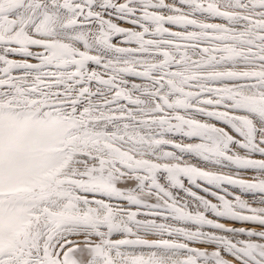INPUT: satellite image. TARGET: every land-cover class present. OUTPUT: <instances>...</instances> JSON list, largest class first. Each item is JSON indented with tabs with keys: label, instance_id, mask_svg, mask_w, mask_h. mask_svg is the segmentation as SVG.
I'll return each instance as SVG.
<instances>
[{
	"label": "rangeland",
	"instance_id": "obj_1",
	"mask_svg": "<svg viewBox=\"0 0 264 264\" xmlns=\"http://www.w3.org/2000/svg\"><path fill=\"white\" fill-rule=\"evenodd\" d=\"M4 1H7V3L9 4V5H12V3H13V6H10V7H13V8H15V9H17L18 10V12L20 13V12H22V11H24V12H26V13H20V14H18L17 15V10H10L9 11V13L10 12H13V14L12 13H5L4 15H3V9H0V66L2 67H0V69H1V74H0V81L1 80H3V83L4 82H7V80L10 78L11 79V81L10 80H8V82L9 83H2L1 84V82H0V87H1V91L3 92H7V94H3L2 92H0V95H1V97H2V100H1V97H0V103H1V105L3 106V108H6V109H9V108H11V110L13 109H16V110H14V111H21V110H23V109H25V106L27 105V108H30L31 107V105H32V109L33 110H41V111H46L48 108H49V110H51V111H46V112H48V113H52V111L53 110H56V113H55V111L53 112V114L55 115L56 114V116H58V115H60V117L63 119V117L65 118V117H67V119L65 118L64 120H67V121H71V122H73L74 120H76L78 117V121H82V122H80V123H83V126H82V128L80 129V128H78L77 129V132H76V130L74 131L75 133H72V138L70 137V139H68L69 140V143L67 144V142L65 141L63 144L64 145H70L69 146V148L71 149L70 151L68 150V146L66 147V146H64V145H61L59 148L60 149H62V151H63V154H60V155H63V157L65 158H61L62 156H60L59 155V148H58V151H57V153H58V155H59V157H60V159H59V157H57V159H56V161H55V163H57V166L55 167V168H53L52 169V172H50V173H47L48 174V176L50 175V176H52V178H56V179H59L60 181H56V179L53 181V183H52V179H51V177L49 178V179H47L48 178V176L46 175H43L44 177H45V180L46 181H48L49 180V184H48V182L46 183V181L45 180H43V182L42 183H44L45 182V184H40L41 186H42V188H44L45 186H48L49 187V189L51 188V187H54V188H51L50 190H52V189H55V187L57 188V189H55L54 190V192L55 191H62V189L60 190V188L62 187L63 188V196H65V195H67V196H72V197H74V198H76V199H79V198H81V199H84L85 201H88L89 199L88 198H86V196H82L81 195V192H80V189H82L84 186H85V189L87 188V190L89 189H91V190H93L91 187L89 188L88 186H91V185H93L94 184V182L96 183V182H98L99 183V181H98V179H100L101 177V180H103L102 182L100 181V184L101 183H103V182H107V183H109V185H107V183L106 184H104L105 186L107 185V187H108V189H115V188H118V190H114L115 191V193L114 194H116V191H117V193L119 194V189H122V191H123V189L124 190H126V188L128 189H132L133 187L135 188V190H134V188L132 189V191L131 192H133V193H130V190L128 189V190H126V191H123V192H125L126 193V195H128L129 194V197H131L133 194H135V193H137V197H135V198H140L141 197V195H140V197L138 196L139 195V193H141L140 191H142V195L144 194V193H148V194H145V195H143L142 197H141V199L144 197H151L150 199L149 198H147V200H149L150 202H153V203H157L158 204V202H160L161 204H163V201H164V203H166V205H167V207H168V205L169 204H171L170 206V208H172L173 209V207H174V209H173V211L171 210L170 211V209L168 210V211H165V212H163V213H161V212H159V213H157L156 212V214L157 215H155V213L153 214V212L152 211H149V212H151L150 214H148L149 212L147 211V210H145L146 211V214H148V215H146L145 216V211H144V209L142 210L143 211V213H142V211L141 210H139V212H138V210H133V211H131V212H133V213H135V215H134V217L132 218V219H134V220H136V218H137V216H138V218H137V220L140 222V223H142L143 222V220L144 219H147V220H144L145 222L147 221H149L148 220V218H153L152 219V221H153V223L155 224V225H157V224H159V223H161V221H164V218L166 217V218H168V219H165L166 220V222L164 221V224L163 223H161V225H160V227H163V226H166L165 228H170L171 226L173 227V228H175L176 229V227H178L180 230L182 229L183 230V232H181V233H186V234H188L189 236L190 235H192L194 232H196L197 230H198V233H199V231L201 232V233H199V234H197V232H196V234L194 235L193 234V236H197V237H195V239L196 240H199L200 239V237L198 238V236H203V237H205V240H206V238H207V240L208 239H212V238H214L215 239V237H216V234H217V232H218V235H220L221 234V236H223L224 235V239H223V237H221V236H218L217 235V237L218 238H216L215 240L214 239H212L213 241H214V243L216 242V240L217 239H220V238H222L221 240H219L220 242V245L218 244V240H217V243H215V244H218V246H222L221 244H223V245H226V244H228V243H231L232 242V244H235L236 243V241L234 242L233 240L235 239V240H237V242L239 241V239H237L238 238V236L240 237H242V236H247V234H245V233H243L244 235H242L240 232H238V231H225V230H216L215 231V227H213V226H210V225H208V224H210L209 222H210V219L212 218V220L214 219V218H216L217 219V217L218 218H222V217H224L225 215L227 216V214H223V212L225 211L224 210V208H219L220 206L222 207V203H225L224 201H225V199H227L226 201H227V203H225V204H223V207L226 205V208H228V209H230L229 211H230V213L231 214H234V212H235V210H236V213H238V211H239V209H242V207H243V209H245L244 208V205L246 206V204H247V207L246 208H250V205L252 204V199L248 202V200L247 199H249L250 198V196L251 195H249V193L248 192H246L247 191V188L248 187H252L251 188V190L253 189V187H259L260 189H263L264 188V175H262L263 176V180L261 179V177H260V173H262V168H263V172H264V167H263V164L262 165H259V164H256L254 161H253V159H252V157L253 156H263L259 151L257 152V150L255 151V149H256V146H254L253 145V143L255 144V142L257 143V142H261V140L264 142V129L261 131V127H260V125H261V123H262V125L264 124V119H263V121H262V119L261 118H258V116H256V115H254L253 113H252V110H248V109H246L244 106H242V105H238V107L240 106V108L238 109L237 108V106L235 105V109H234V104H237V103H235L234 102V104L232 105L231 103H233V101L234 100H236V99H240L239 97H241L242 95H244V96H242V99H243V97H245V95L247 96V95H249L250 93V96H252V97H254L255 96V98H257V100L259 99V103H261V104H263L262 103V101L264 100V93H262L263 91L262 90H264V85L262 86V84H264V74L262 73V71L264 72V67H263V65H262V67L260 66L261 65V63L264 61V60H261V57H264V56H262V55H264V43H261L262 41L264 42V35H263V37L261 36V34H264V22H262V21H264V12H263V10L262 9H264V0H185L186 2H189V3H185V5H184V3L183 4H181L183 1L182 0H171L170 2H169V0L167 1V0H162L163 1V3L161 4L160 2H162L161 0H159L160 2H157V3H159L160 5H164V6H167L166 7V9L164 8V6H160L159 7V4L157 5V8L160 10V8L162 9V8H164L165 9V11L163 10V15H162V10H161V12L160 11H157L158 9L156 8V5H154L155 4V2L156 1H158V0H141V1H144V2H141L140 0H137L138 2H135L136 3V5H135V7H133L134 6V1H136V0H134L133 2H132V0L130 1V0H128V2L129 3H131V5L133 4V6H132V8H131V6H130V4H128L127 3V1L125 2V3H123L124 4V7L121 9V11L116 7V6H110V5H113V4H111V3H114V5L116 4V2H118L119 0H117V1H112L111 0V2H109V1H107V0H104L105 1V3H104V1L103 2H100V0H91V2H90V0L88 1V0H80V1H78L77 0V2H78V5L79 6H81L80 7V10H79V6H78V8H77V6H75L74 4H77V2H75L74 0L72 1H68V2H71V4H73L72 6H75V7H72V10H70V12H66L65 11V9L64 10H60L61 8L63 9V7L64 6H62L61 4H63V5H67L66 4V0L65 1H63L62 0V2L60 3L59 2V0H56V1H51L52 3H53V5L55 6L56 4L55 3H57V5L60 7H58L57 5V8L56 7H54L52 4H51V2L49 1V0H39V4H40V6H38L39 4L36 2L37 0H35V2H34V0H21L22 2H25V4L29 7L28 8V12L27 11H25V10H27V8L25 9V7H27V6H25V4L24 3H22V5H20L19 4V2L21 3V1L20 0H4ZM9 1V2H8ZM90 3V5H89V7H88V2ZM100 2V4L101 5H99V4H97L98 2ZM140 1V2H139ZM145 1H150L148 4H151L150 6V8H148L149 6H145ZM164 1H167V2H165L164 3ZM178 1L180 2V3H178ZM184 1V2H185ZM50 2V3H49ZM75 2V3H74ZM87 2V4H85ZM94 2L96 3V4H94ZM110 3V5H109V3ZM124 2V1H123ZM152 2V3H151ZM153 2H154V4H153ZM174 3L175 5H174V7H172V5L170 6L169 4L170 3ZM14 3H17V5L19 4L20 6H21V8H23V9H21L20 7H15L16 5L14 4ZM37 3V4H36ZM80 3H82V4H80ZM105 5H104V4ZM127 3V4H126ZM139 3V4H138ZM142 3V5L144 4V6H145V10H147V11H149L148 9H150V13L149 12H145L144 13V15L143 14H141L140 12L141 11H143L144 10V6H142V5H140ZM172 3V4H173ZM24 4V5H23ZM33 4V5H32ZM50 4H51V6L52 7H50ZM87 6V8H85V9H87L88 11H89V9H90V11H89V15H92V16H89L88 15V11L86 10H84V8L82 7V6H85V5ZM92 4H93V7H92ZM103 4V5H102ZM148 4H146V5H148ZM188 4V6H186ZM36 5V6H35ZM125 5H128V6H125ZM141 6V8L143 7V9H137L139 6ZM155 6V8L156 9H151L152 7H154ZM24 6V7H23ZM37 7V10H35V7ZM102 6V7H101ZM106 6V7H105ZM110 6V7H109ZM170 6V7H169ZM181 7L180 9L178 8H176V7ZM182 6H183V8H182ZM186 6V7H185ZM30 7H33V8H30ZM41 7V8H40ZM51 9H50V8ZM54 7V10L52 9ZM98 7H100V8H98ZM106 9H105V8ZM110 9L111 7V11L108 9V8ZM129 7V8H128ZM137 7V8H136ZM148 9H147V8ZM188 7V8H187ZM48 8L50 9V10H48ZM56 8V9H55ZM59 8V9H58ZM64 8H66V7H64ZM81 8H83L82 10H81ZM89 8V9H88ZM116 8H117V10H116ZM126 8H128V14H129V16L127 15V13H125V11H127V9ZM171 8V10L173 9V12L172 13H174L175 14V17L174 16H172V17H174V19H179V20H182L181 22H183V23H185L186 21L185 20H189L190 21V19L192 20L191 22L193 23V21L194 20H196V19H198V20H196V22L194 23V24H192V23H188L189 21H187V24L188 25H186V23H185V27L183 28L184 29V33H190L189 34V38L187 39L188 40V42H186L185 44L183 43H180V42H178L177 40H175V42L177 41L178 43H177V45L176 44H174V39H173V41H171L172 39H171V37H170V39L171 40H169V35H167V33H164V32H162L163 33V35L164 36H161L162 34H161V32H159L160 30H162L163 31V27L165 26V25H169V23L170 24H173V22H169V23H165V21H166V19L167 20H169V19H172V17H170L171 15H172V13H170L171 12V10L169 11V9ZM186 8V10H188V11H182V10H184ZM21 9V10H20ZM38 9H42V10H38ZM46 9V10H45ZM58 9V10H57ZM73 9H75L74 11L76 12V10L78 11V12H76V13H74V11H73ZM93 9H94V11H93ZM97 9V10H96ZM99 9H103L101 12H99ZM125 9V10H124ZM130 9H132V10H130ZM168 9V10H167ZM177 9V10H176ZM214 9L217 11L218 9V11L220 12V13H222L221 14V16H220V13H218V11L216 12V11H214ZM20 10V11H19ZM31 10H34V11H31ZM53 11L52 13H55L56 12V14L54 15V14H51V12L50 13H47V12H49V11ZM61 12H60V11ZM83 10L85 11V13L86 14H84V15H81V13L83 14L84 12H83ZM96 10V11H95ZM107 12H106V11ZM114 10V11H113ZM115 10H116V13L118 12V10H119V13L122 15H119V13H117V14H114L115 13ZM124 10V11H123ZM130 10V11H129ZM153 10H154V13L155 14H157V15H159V16H154L153 17V15L151 14V13H153ZM177 11V13L176 12H174V11ZM190 10V11H189ZM221 10H223L222 12H221ZM259 10V11H258ZM35 11H37V12H39V13H37V12H35ZM43 11H44V13H43ZM57 11H59L60 12V14H59V12H57ZM63 11V12H62ZM82 11V12H81ZM99 12V14H101V16H103L102 18V20H101V16L98 14V13H95V12ZM106 13H105V12ZM131 11H134L135 13H140L141 15L139 16V17H136V15H134L133 13V15H130L131 14ZM140 11V12H139ZM167 11H168V13L170 14L169 15V19H168V13H167ZM182 11V12H181ZM213 11V13L211 14V12ZM14 12H15V14H14ZM29 12H32L33 14L34 13H36V15H35V18H33L34 17V15L31 13V15H30V13ZM74 13L73 15L75 16V18H74V20L76 21V19H77V21H78V24H76V22L73 20V19H71V18H73L74 16L72 15V13ZM91 12H93L92 14H90ZM110 13L111 15L109 16V15H107V13ZM121 12H124V13H121ZM144 12V11H143ZM160 12L161 13V15L160 14H158V13ZM186 12L188 13V15L186 14ZM191 12H192V14H191ZM214 12H215V14H214ZM225 12V13H224ZM257 12H258V14H257ZM259 12H261V13H259ZM41 13H43V14H41ZM57 13H58V15H57ZM63 13H65L66 15H65V17L63 18V16H62V18H61V16H59V15H62ZM78 13H80V14H78ZM104 13V14H103ZM108 13V14H109ZM152 16V17H150V15ZM153 13V14H154ZM165 13H167L166 15H167V18L165 17L166 15H165ZM182 13V14H181ZM191 14V16H190V14ZM216 13H217V16H214V15H216ZM253 13H254V15H253ZM256 13V14H255ZM21 14H23V15H21ZM28 14H29V16H28ZM38 14H40L41 15V18L38 16ZM47 14H51L52 15V17H53V15L54 16H56L57 15V18H58V21H55V23H56V26H54L55 27V29H57L56 31H54V30H51L53 33H51V31H50V29L52 28V26H49V27H46V25L48 24L45 20H47L48 21V18H50L51 17V15L50 16H47ZM67 14H69V15H67ZM97 14H98V18H100V19H96V17H97ZM103 14V15H102ZM124 14H125V16L126 17H128V19H129V17H130V19L129 20H133L134 21V19H135V17L137 18V19H139L140 18V21L142 22H140V21H137V19L134 21V22H137L136 23V27L135 28H137L138 29V32H137V30L134 32V30L132 31V34H136V32H137V34H136V36H137V38H139L140 39V37H138V36H141V38L143 39V37L142 36H144L143 34H144V31H146L147 33H149L150 35H152V39H154V37L156 36V35H153L154 33V30L156 31V29H158L156 32H155V34H157V38L155 37V39L154 40H151V42L153 41H156V39H159V41H158V43H157V41L156 42H154L155 43V46H154V48H152L153 47V43H151L150 41H148L147 42V44L150 46V48H148V46H147V44H146V42L144 43V41L143 42H141L142 41V39H141V41L140 40H138L137 39V41H136V37H135V34L133 35L134 36V38L132 39L131 38V41H129L127 38H130V35L129 34H127L126 33V30H124V28L122 29L121 28V30H119V27H121L120 25H119V23H121L120 21H121V18L120 17H123V19H126V17L124 18ZM145 14H147L146 16H145ZM173 14V15H174ZM180 14V15H182V17L184 18L185 17V15L188 17H186L185 18V20H183V18L181 17V16H178V15ZM183 14H184V16H183ZM33 15V16H32ZM46 15V16H45ZM73 17H72V16ZM86 15V16H85ZM116 17H115V16ZM210 15H211V17H210ZM257 16V18L259 19L260 18V20H258L257 18H255L256 16ZM260 17H259V16ZM25 16H27V18L25 17ZM78 16V17H77ZM83 16V17H82ZM88 16V18L89 19H91V21H93V22H91V23H89V24H87L86 22L87 21H90L89 19H87L86 17ZM106 16V17H105ZM108 16H109V18L111 17L112 19H113V21H112V19H111V21L108 19ZM114 16V17H113ZM132 16H133V18H132ZM145 16V17H144ZM162 17V18H158V17ZM177 16L179 17V18H177ZM208 16H209V18H208ZM212 16H213V18H212ZM263 16V17H262ZM5 17V18H4ZM25 17V18H24ZM28 17L30 18V17H32L35 21H32V18H30L29 20H28ZM44 17V18H43ZM46 17V18H45ZM59 17H60V20L62 19V22L59 20ZM70 17V18H69ZM84 17H85V19H87V21H85L84 20ZM91 17V18H90ZM190 17H192V18H190ZM217 17H218V19H217ZM221 17V19L220 20H222V21H220L219 20V18ZM39 18V19H38ZM81 18H82V20H84V21H82L81 20ZM104 18H107L106 19V21H105V19ZM116 18V20L117 19H119V20H117V21H119L118 23L117 22H115L116 23V25H115V23H112V22H114V21H116V20H114ZM153 18H156V19H153ZM163 18H166V19H163ZM181 18V19H180ZM208 19V20H211L210 21V23H215L218 27H220L221 25L220 24H222V23H226V25H229V28L228 29H226V32H227V35H228V37H230V38H232V39H234L233 41H232V39H229L228 37H226L227 35H226V32H225V30H223V35H222V33L220 34V30L221 29H225V27L227 28L228 26H226L225 24V26L223 25V27L222 28H219L218 29V31H220V32H217V30H216V28L215 27H217L216 25H212V27L214 28H212V27H210V23H207V22H209V21H207V20H205V19ZM214 18H216L215 20H217V21H215V22H212V21H214ZM223 18V19H222ZM45 19V20H44ZM69 20L68 22H67V25H66V22L64 23V20ZM93 19V20H92ZM127 19V20H128ZM147 19V20H146ZM148 19H150V20H148ZM202 21V20H204V21H202V24L200 25V28H198L197 26H196V24L197 25H199L201 22H199L200 20ZM41 22V23H44L43 25L40 23L39 24V22ZM46 22H44V21ZM70 20H71V22L72 21H74V24H73V22H72V24L70 23ZM107 20H109L110 22H111V25H110V23H109V21H107ZM160 21V22H163L164 20V22H163V25H162V23H159V22H157V21ZM34 22V24L36 25L37 23V25L35 26L32 22ZM43 21V22H42ZM105 21V22H104ZM143 21H144V27H143V29L141 30L138 26L140 25V27H141V25L143 24ZM147 21H149V22H147ZM154 21V22H153ZM174 22L176 21V20H173ZM178 21V20H177ZM185 21V22H184ZM258 21H259V23H258ZM30 23V25H29V23ZM36 22V23H35ZM57 22H59L58 23V25H57ZM60 22H61V24H60ZM85 22V23H84ZM96 22V23H95ZM102 22V23H101ZM138 22H140V23H138ZM150 22H152V23H154V24H149ZM180 22V21H179ZM198 22V23H197ZM208 24V26H209V28H208V26L205 24ZM219 22H221V23H219ZM62 23H64V24H62ZM69 23V24H68ZM84 25H83V24ZM95 23V24H94ZM109 23V24H108ZM165 23V24H164ZM203 23H204V26H203V28H201V26L203 25ZM234 25H233V24ZM27 24V25H26ZM46 24V25H45ZM61 26H60V25ZM71 24V25H70ZM76 24V25H75ZM118 24V25H117ZM139 24V25H138ZM149 24V25H148ZM159 26V28H158V26ZM192 24V25H191ZM237 24H239L240 25V27H242L241 29L242 30H239L240 29V27L238 28V26H235V25H237ZM32 25V26H31ZM39 25V26H38ZM55 25V24H54ZM64 25V26H63ZM72 25H74L75 27H73ZM112 27V28H114V29H116L117 28V30L116 31H118V32H116L117 34L120 32H122V33H126L125 35L123 34V36H124V38L126 37V39L128 40L127 41V43L125 44L126 46H127V44L129 45L127 48V50H129V51H131V53L132 54H130V52L129 51H123L124 49H120V50H118L119 48H121V47H123L124 46V48L126 49V47H125V45H123V46H121L120 45V43H119V46H117V44H118V42L115 40V39H117L116 38V33L114 32L115 30L114 29H112L110 26ZM163 27H162V26ZM174 25H176L175 23H174ZM184 25V24H183ZM22 26H23V28H22ZM26 26V27H25ZM28 26V27H27ZM30 26V27H29ZM35 26V27H34ZM40 26H42V27H46V28H43L42 29V27H40ZM48 26V25H47ZM62 27V28H60V27ZM68 28H66V27ZM70 26H72L73 27V29H71L72 27H70ZM79 26V27H78ZM84 27V28H82V27ZM119 26V27H118ZM155 26V27H154ZM160 26H161V28L162 29H160ZM231 26L233 27V26H235L236 28L234 29V27L233 28H231ZM32 27H33V29H34V31H33V29H32ZM54 27H53V29H54ZM70 27V28H69ZM77 27L79 28L78 30H80L79 32H78V30H77ZM81 27V28H80ZM146 27H147V29H153L154 28V30H146ZM152 27V28H151ZM193 27V28H192ZM195 27H196V29H195ZM205 27H207V30L206 31H204L205 30ZM217 27V28H218ZM30 28V29H29ZM37 28V29H36ZM42 29V31H41V29ZM49 28V29H48ZM59 28V29H58ZM65 28H66V31L64 32V30H65ZM134 28V29H135ZM186 28V29H185ZM189 28L190 29H195V30H197V32L195 31V30H193V31H195L194 33L195 34H193L194 36H193V39H194V41H192V38H190V37H192V34H191V30L189 31ZM198 28V29H197ZM246 29V31L249 29L250 30V32H249V30L246 32V31H244L245 29ZM23 29V30H22ZM27 29H29V30H27ZM32 29V30H31ZM35 29H36V32H35ZM39 29V30H38ZM47 29L49 30V31H47ZM75 29V30H74ZM139 29H140V31H139ZM188 29V30H187ZM201 29H204V30H201ZM233 31H232V30ZM244 29V30H243ZM21 30L22 31H24V33H26V39H24V37H22L20 34H21ZM45 30V31H44ZM63 30V31H62ZM76 31L77 30V32H74V31ZM144 30V31H143ZM216 30V31H215ZM230 30V31H229ZM236 31V33H235V31ZM237 30H239V32L237 31ZM253 30V31H252ZM255 30V31H254ZM58 31V32H57ZM59 31L60 32H62L64 35H62V33H59ZM70 33H68V32ZM71 31L72 32H74L73 34H71ZM112 31L114 32L113 34H112ZM143 31V32H142ZM151 31V32H150ZM189 31V32H188ZM193 31H192V33H193ZM208 31V32H207ZM212 33H214L215 35L217 34V36L220 34V39L221 40H219V38L217 37V36H215L214 34H212ZM40 32V33H39ZM54 32H56V33H54ZM160 34H159V33ZM208 34H207V33ZM210 32V33H209ZM233 32L236 34H233ZM241 32H243V34L241 33ZM245 32V33H244ZM249 32V33H248ZM261 32V34H259ZM263 32V33H262ZM38 33V34H37ZM43 33H45V34H43ZM50 33V34H49ZM69 35H68V34ZM78 35H77V34ZM141 33V34H140ZM143 33V34H142ZM153 33V34H152ZM186 33V34H187ZM197 33V34H196ZM199 33V34H198ZM200 33H201V35H200ZM219 33V34H218ZM229 33V34H228ZM231 33V34H230ZM237 33H238V35H237ZM241 33V34H240ZM254 34V36H253V38H256L255 40L253 39V38H249V37H252V36H250L251 34ZM256 33V34H255ZM258 33V34H257ZM47 34V35H46ZM68 35L69 37H67L66 35ZM111 34L112 35H114V36H111ZM131 34V35H132ZM140 34V35H139ZM224 34H225V36H224ZM240 34V35H239ZM246 34V35H245ZM64 37V38H62V36ZM74 38H72L71 36ZM77 35V36H76ZM129 35V37H127ZM197 35H198V37H197ZM203 35V36H202ZM211 35H214V36H212L211 38L209 37V36H211ZM230 35V36H229ZM232 35V36H231ZM233 35H235V36H233ZM248 35V37H246V40H248V39H250V43H249V41H246L248 44H245V39H243V37L245 38V36H247ZM257 35H260V39H259V37H257ZM44 36V38H45V36H46V38L45 39H43V38H41V37H43ZM79 36V37H78ZM86 39V41H84V42H81V45L83 46V45H85V43H89L90 41V44H86V46H88L90 49H88L87 47H82L81 45H80V42H78V41H83V40H85L83 37ZM109 36V37H108ZM132 36V37H133ZM158 36H160V38L158 37ZM196 36V37H195ZM202 38H201V37ZM237 36H241L242 37V39H241V41L239 40V39H237ZM29 37V38H28ZM37 37H38V39H37ZM66 37V38H65ZM80 37H82V38H80ZM102 37H104V38H102ZM200 37V38H199ZM203 37H205V38H203ZM208 37L213 41V39L214 38H216V39H214V41H215V43L217 44V43H219V42H221L222 43V41L225 39V41H223V44L224 43H226V41L229 39V42L227 41V43L225 44L226 45V47H227V49L229 50V54H230V52L232 51L233 53V56L231 55H229L228 53H227V51L225 50L224 51V49H225V46L223 45V44H221V43H219V44H221V45H219V47L214 43V41H213V43H212V41L210 42V41H208V40H210V39H208ZM214 37V38H213ZM224 37H226V38H224ZM234 37H236V38H234ZM262 37V38H261ZM61 39V40H59V39ZM68 38V39H67ZM70 38V39H69ZM76 38V39H75ZM79 38H80V40H79ZM102 38V39H101ZM110 39L111 38V41L113 42V41H115L113 44H112V42H110L109 41V39L107 40V42L109 41L110 43H106V42H102V40H106V39ZM113 38V39H112ZM163 38V40L164 41H166V42H164L163 41V43H162V41L160 40V39H162ZM168 38V39H167ZM197 38V39H196ZM207 38V39H206ZM217 38H218V40H217ZM228 38V39H227ZM239 38V37H238ZM31 39H35L34 41H33V43H32V41L30 42V43H28L29 41ZM66 39V40H65ZM77 39H78V41H77ZM83 39V40H82ZM166 39V40H165ZM189 39H190V41H189ZM202 39V40H201ZM204 39H206V41L204 40ZM252 39H253V41H252ZM27 40V41H26ZM29 40V41H28ZM37 40V42H35ZM39 40H41V41H39ZM43 40H48L49 41V43L48 44H50V45H48L47 43H45V41H43ZM76 40V41H75ZM88 40V41H87ZM144 40V39H143ZM171 41V42H173V43H171V44H169L170 42L169 41ZM195 40H196V43H195ZM204 40V41H203ZM242 40H244V41H242ZM256 40H257V42H258V44H256L257 42H256ZM258 40H260V42L258 41ZM55 41H58V42H55ZM71 41V42H70ZM101 41V42H100ZM134 41H136V42H134ZM140 41V42H139ZM160 41H161V44H159L160 43ZM197 41H199V44L200 43H202V44H204V46L205 47H202V48H199L200 46H199V44H197ZM201 41V42H200ZM218 41V42H217ZM39 42H44V44H46L45 46V48L47 49V51H46V49H44V51L43 52H46V53H44V54H49V53H51L52 54V52L53 51H55L54 53H53V56H58V54H60L61 56H63L64 54H61L62 52L63 53H65V52H67L68 54H69V51H71V53H73L75 50V55H73V54H70L71 56L69 57V58H67V59H65V62H69L71 59L73 60V61H76V59L78 60V61H76V62H69L71 65L70 66H67L68 68H69V70H67L68 68L67 67H55L54 68V66L52 67V69H54V70H52V71H50V75H49V72L48 71H46V69L44 70V68H41V69H38L37 67H33V66H31V65H29V67H28V64H24V65H20V67H19V65L17 66V64H15V63H13L12 62V64L11 65H13L12 67H13V69L11 68V69H9L11 66H9L8 67V65H10V63L11 62H9L10 61V59L7 57L8 55H9V52L8 51H10V49H9V47L11 46H13L14 48L16 47V49H24V48H28V46H29V48H31L32 46H30V45H32V44H36V43H39ZM60 42H62L61 44H63V45H60ZM70 42V43H69ZM75 42V43H74ZM130 42L132 43L131 45H130ZM169 42V43H168ZM192 42H194V45L196 46H193V44L192 45H190V43ZM205 42H206V44L209 46V45H211V43H212V45L214 44L215 46L214 47H216L217 49H211V48H213L212 47V45H211V48H210V50H208L209 48H207L208 46L207 45H205ZM209 42V43H208ZM238 42H241L242 44H243V46H244V44H245V46L243 47L242 46V44H238ZM254 43V45H252L251 43ZM256 42V43H255ZM54 43V48H52L53 47V44ZM56 43H59V44H57L56 45ZM64 43H66V44H64ZM67 43H69V44H67ZM74 44V45H72V47H71V44ZM82 43H84V44H82ZM100 43L102 44V45H100ZM115 43H117L116 45H114ZM133 43L134 44H136L135 46L133 45ZM138 43H139V45H140V43H141V46L144 48H142V47H140V50L141 49H143L145 52H142V50L141 51H138V50H136V51H138V52H136L135 51V49L137 48V45H138ZM142 43L143 44H145L146 45V47H144L145 45H142ZM151 45H150V44ZM156 43H157V45H156ZM164 43H165V45H164ZM187 43H189L188 45H187ZM260 43V44H259ZM30 44V45H29ZM92 44H93V46H92ZM104 44L106 45L105 47H104ZM110 44H112L111 46L113 47H111V46H109ZM162 44H163V46H162ZM167 44V45H166ZM249 44H251V45H249ZM15 45H17V46H15ZM18 45L20 46V47H18ZM58 45H59V47H62L61 49L60 48H58ZM69 45V46H68ZM76 45H80L81 47H76ZM138 45V46H139ZM172 46L173 47V51L171 50L172 49V47L170 48V46ZM180 45V46H179ZM181 45H183V46H181ZM186 45V46H185ZM199 47H198V46ZM257 45V47L255 48V46ZM260 47H259V46ZM9 46V47H8ZM51 47V49H49L50 50V52H49V50H48V48L47 47ZM55 46H57V48L55 47ZM65 46V47H64ZM75 46V47H74ZM90 46H92L93 48L91 49V47ZM116 46L118 47V49L116 48ZM130 46H132V47H134V48H132V47H130ZM161 48H160V47ZM178 47V48H175V47ZM188 46V47H187ZM191 46V47H190ZM193 46V47H192ZM202 46V45H201ZM252 46L254 47V48H252ZM22 47H24V48H22ZM68 47H69V49H68ZM96 47V48H95ZM136 47V48H135ZM165 47V48H164ZM168 47H169V49L173 52H170V51H165V52H163L162 53V51L163 50H169L168 49ZM183 47V48H182ZM185 47H186V52L185 53H180L182 50H184L185 49ZM190 47V48H189ZM210 47V46H209ZM224 49H223V48ZM28 48V49H29ZM55 48H56V50H55ZM64 48V49H63ZM67 50H66V49ZM76 48H79V49H76ZM80 48H86L87 49V51L89 50H94V52L96 53V56H95V53L92 51L91 53L88 51V53L87 52H85V54H83L84 53V51L86 50H82L83 52H81V50H80ZM96 50H95V49ZM114 48H116V49H114ZM139 48V47H138ZM145 48L146 49H148V50H150V51H152V52H148V50H145ZM162 49V50H160V49ZM175 48V49H174ZM179 48H181V49H179ZM191 48H193V49H191ZM206 48H207V51H209V52H206ZM219 48H222L223 50L222 51H224V53H227L231 58H226L228 55L226 54L224 57H222L224 54L222 53V51L221 50H219ZM246 50H245V49ZM247 48H248V50H247ZM258 48H261V50L260 49H258ZM26 49H24V50H26ZM54 49V50H53ZM71 49H75L74 51L73 50H71ZM152 49V50H151ZM204 51H203V50ZM240 51V54H239V52H238V50ZM243 49V51H246V54H245V52H243V51H241ZM249 49H251V50H249ZM253 49H255V50H253ZM8 50V51H7ZM59 50H62V51H59ZM65 52H64V51ZM158 50H159V52H161V53H159L158 52ZM177 50V51H176ZM178 50H180V52L178 51ZM214 50H216L217 52L216 53H218V54H220L219 55V59L216 57V56H218V54H215V51ZM52 51V52H51ZM77 51H79V53L77 54ZM158 53H157V52ZM175 51V52H174ZM211 51V52H210ZM214 51V52H213ZM220 53H219V52ZM234 51H235V53L237 52L238 54H235L234 53ZM249 53H248V52ZM251 51H254V52H251ZM255 51H258V52H260V53H258V52H255ZM81 52V53H80ZM133 52L135 53L136 52V54H133ZM155 52V53H154ZM177 52V53H176ZM93 53H94V55H93ZM176 55H175V54ZM241 53L243 54V56H241ZM250 53H257V55H258V57H257V55L256 54H254V56H256L258 59H257V61H254V60H256V57L255 58H253L254 56H253V54L251 55V56H249L250 55ZM79 54H81V56L79 55ZM83 54V55H82ZM87 54V55H86ZM89 54V55H88ZM91 54V55H90ZM161 54H162V56H161ZM180 54V57L181 58H179V55ZM184 54V55H183ZM212 54V55H211ZM222 54V55H221ZM245 54V55H244ZM50 55V54H49ZM58 56V57H61V56ZM66 55V54H65ZM79 55V56H78ZM99 55V56H98ZM139 56L138 58H136L137 56ZM183 55V56H182ZM216 55V56H215ZM236 55L238 56H241V57H237L238 58V60L236 59ZM55 56V57H56ZM74 56H78V58L76 57V59L74 58ZM85 56H87V57H90V58H87V59H89V61L88 60H86L85 61V59H84V57ZM102 56V57H101ZM178 56V57H177ZM213 56H214V59H213ZM228 56V57H229ZM249 56V58H247V57ZM261 56V57H260ZM68 57V56H67ZM80 57H81V59H82V61H79V59H80ZM93 57H101V58H103V60L102 59H99V58H94V61H92L93 60ZM209 57V58H208ZM222 57V58H221ZM232 57H234L235 59H236V61L235 60H233L234 58H232ZM6 58L8 59L6 62L7 63H9V64H7L6 62H5V60H6ZM92 58V59H91ZM135 58L136 59H138V60H136V61H138V62H136L135 61ZM144 60H142V59ZM220 58H221V61H220ZM225 60H227V61H224V59ZM241 58L243 59V60H241ZM250 58H252V61L254 62H252V64H251V66L249 65L250 63H251V60H246V59H250ZM84 59V60H83ZM90 59H91V61H90ZM98 60L95 64L93 63V62H95L96 60ZM143 61H141V60ZM207 59V60H206ZM232 60V64H230V62H231V60ZM260 59V60H259ZM262 59H264V58H262ZM67 60V61H66ZM99 60H101V61H99ZM140 60V61H139ZM147 60L149 61V62H147ZM165 60V61H164ZM217 60V61H216ZM239 60H241V61H239ZM244 60H245V62H246V65H245V62H244ZM84 61V62H83ZM88 61V62H87ZM134 61L137 63V65H133V63H134ZM145 61H146V63H145ZM164 61V62H163ZM203 61H209V64H210V67H209V64H205ZM219 61H220V63H221V65H220V63H219ZM223 61V62H222ZM239 63H238V62ZM249 61H250V63H249ZM260 61H261V63H260ZM78 62V64H76ZM80 62V63H79ZM81 62H83L84 64L86 63V66H83V63L81 64ZM102 62V63H101ZM103 62H105V63H103ZM139 62H141L140 64H138ZM171 62H172V64L174 63V62H177V64H171ZM186 62V63H185ZM197 62H201V64L203 65H201V64H199V63H197ZM205 64V65H208V67L207 66H205L203 63ZM212 62V63H211ZM218 62V63H217ZM227 62V63H226ZM240 62H242L241 64H240ZM243 62H244V64H243ZM260 64H259V63ZM68 63V64H69ZM88 63V64H87ZM135 63V64H136ZM146 65V67L143 65ZM148 63H150L149 65H148V67L149 66H151V67H147V64ZM163 63H164V65H163ZM170 64V66H169V64ZM183 63H185L184 65H183ZM188 63H191V65H193V64H195V65H197V64H199V65H197V66H199L200 67V69H199V67L198 68H196L197 66H193V67H195V68H191V65L190 64H188ZM222 63H225L224 65L222 64ZM256 63H258L257 65H256ZM81 64V65H80ZM90 64V65H89ZM91 64H92V66H91ZM160 64H162L164 67V69H162L161 68V66L162 65H160ZM168 64V66H166ZM212 64V65H211ZM219 64V65H218ZM228 64V65H227ZM238 64H240V66H238ZM27 65V66H26ZM74 65H76L75 67H73ZM79 65V66H78ZM87 65H89L88 66V68H86L87 67ZM97 67H101L102 69L101 70H99L100 69V67L98 68V69H96L95 70V68H97ZM139 65V66H138ZM154 65H158L157 67H155L154 68ZM160 65V66H159ZM179 67H177V66ZM183 65V66H182ZM187 65H188V67H190V69L191 70H194L195 69V71L192 73V71L188 68H186L187 67ZM201 65V66H200ZM217 65V66H216ZM237 66V67H235V66ZM253 65V66H252ZM257 67H256V66ZM14 66H16L15 68H14ZM30 66L31 67H33V68H31L32 69V71H31V69H30ZM73 67V71H71L72 70V67ZM77 66H78V68H77ZM85 67L83 70H81L80 68L81 67ZM94 66V67H93ZM131 66V67H130ZM132 66H133V68H135V69H133L132 68ZM172 66H173V68L175 69V70H173V68H172ZM180 66L182 67L181 69H180ZM184 66H186V67H184ZM205 66V67H204ZM212 66L214 67L213 69H216V70H213L212 69ZM232 66V67H231ZM243 66H244V68H247V69H244L243 68ZM5 67H8V69H6ZM18 67V68H17ZM23 67V68H22ZM25 67V68H24ZM128 67H130V69H129V71L127 70L128 69ZM138 67V68H137ZM168 68L169 69V72L168 73H170L171 75H169L168 73L166 74V72H167V70L168 69H166V68ZM177 67V68H176ZM216 67H218V68H216ZM220 67H223V70H226L227 69V71L228 72H230L231 70L233 71L234 70V68L233 67H235V69L237 68V70L235 71V72H231V73H233L232 75H231V73H228L227 72V74L226 75H229V76H226V78H224V76L222 75L223 73H221V72H224L223 70L220 72V74H219V72H218V70L220 69L221 70V68ZM229 69H228V68ZM233 68V69H231V68ZM253 67H256V68H253ZM30 70H29V69ZM47 68V67H46ZM60 68L62 69V70H60ZM64 68H66V69H64ZM75 68H77L76 69V71H75ZM91 68H93L92 70L94 71H92L91 70ZM104 68V69H103ZM127 68V69H126ZM138 70H137V69ZM146 68V69H145ZM148 68V69H147ZM151 68H154L155 69V71H153V69H151ZM183 68H186L185 69V71L183 72ZM205 68V69H204ZM206 68H208V69H206ZM241 68V69H240ZM243 68V69H242ZM252 68V69H251ZM257 68L259 69V68H261L262 69V71L260 72V70H258V74H255V73H257ZM18 70L17 71V74H16V71H11V70ZM20 69V70H19ZM29 71H28V70ZM36 69V70H35ZM56 69V70H55ZM68 71L69 73L71 72V74H67L68 72L66 71V77H67V75H68V79H70V76H72L73 77V75L74 74H76V75H74V78H72L71 77V81L70 80H68L67 78L65 79V78H62V77H64V73H65V71ZM136 70L137 72H138V74H137V72H135L134 71V73H136V76H138V77H136V76H133L132 77V75L130 76V75H128L131 71L130 70ZM166 69V72H165V74H162L163 72L161 71V70H165ZM170 69H172V73L170 72ZM179 69V70H178ZM197 69V70H196ZM199 69V70H198ZM202 69L204 70L203 72L205 73V75L202 73ZM218 69V70H217ZM249 69V70H248ZM3 70H7L6 71V75L3 73ZM10 70V71H9ZM26 70V71H25ZM37 70H40V71H37ZM43 70L45 71V72H47V73H45V72H43ZM82 71V75L80 74L81 73V71ZM98 70L100 71V72H98ZM104 70V71H103ZM125 70H126V72H125ZM141 70H143V71H145V74H144V72H142V73H140V71ZM177 70V71H176ZM188 70V71H187ZM207 70H213L212 72H215V73H217V74H215V75H217L216 77H217V79H215L216 77L214 76V74L213 73H211V72H209V73H207V72H205V71H207ZM253 70V72H251V71ZM255 70H256V72H255ZM30 71H31V73H30ZM33 71H35V72H33ZM39 72V73H37V72ZM54 71V72H53ZM59 71V72H58ZM60 71H63V72H61V76L59 77V75H58V77L56 76V79H54V77H55V72L58 74H60ZM75 71V72H74ZM79 73H78V72ZM90 71H92L91 73H90ZM147 71H150V72H152V73H154L153 75L154 76H156L158 73H159V71H160V74H158V76L157 77H159V79H160V76L159 75H161V76H163V78L161 77V79L160 80H158V78L156 79V77H154L153 75H152V81H150V79H151V77H150V72H148V74H147ZM174 71H175V73H174ZM178 71H180V72H178ZM191 71V72H190ZM197 71V72H196ZM198 71H201V72H199L198 73ZM241 71V72H240ZM247 71H248V74L251 76H249L248 74H247ZM10 72V75L8 74V73ZM15 72V74H16V79H12L13 77H14V75L15 74H11V73H14ZM23 72H25V73H23ZM26 72H28V73H26ZM32 72L34 73V75L32 74ZM42 74H41V73ZM73 72V73H72ZM85 72V73H84ZM95 72L97 73V74H95ZM102 72V73H101ZM124 72H125V74H127L128 72V74L125 76V74H124ZM158 72V73H157ZM178 72V73H177ZM184 73V75H188L189 76V78H188V76H187V79H188V81L187 80H185V79H183L184 77H186V76H184L183 75V73ZM244 73V77L241 75V74H243ZM20 73V74H19ZM22 73V74H21ZM35 73L38 75L37 77H38V79L39 80H41V79H44V80H42V82L41 81H39V80H35V78H34V76H35ZM44 73H45V75H44ZM54 73V74H53ZM90 73V75H88V74ZM98 73H99V75H98ZM140 73V74H139ZM151 73V74H152ZM157 73V74H156ZM178 75H177V74ZM179 73H180V75H179ZM187 73V74H186ZM196 73V74H195ZM202 73V74H201ZM210 73H211V75H210ZM224 73H226V71L224 72ZM235 73H240V75L239 74H235ZM250 73H252V75L250 74ZM8 74V75H7ZM18 74H19V76H18ZM24 74H28L27 76L26 75H24ZM48 76H47V75ZM78 74H79V76H81V78L83 77V80L87 83V85H86V83H83L84 81L78 76ZM85 74V75H84ZM94 74H95V77H94ZM104 74V75H103ZM143 74L146 76V77H148L149 76V78H147V81H145V76H143ZM174 74V75H173ZM189 74H191V75H194V77H196V78H194L193 76H190ZM198 74H199V76H198ZM207 74H209V75H207ZM218 74L220 75V76H218ZM235 74V75H234ZM262 74V75H261ZM5 75V76H4ZM12 75H13V77H12ZM22 75V76H21ZM29 75H33L32 77L30 76L29 77ZM41 75H44V77H42ZM70 75V76H69ZM84 75V76H83ZM92 75H93V77H92ZM97 75L99 76L97 79H95L96 77H97ZM101 75H102V77H101ZM106 75V76H105ZM148 75V76H147ZM167 77H165V76ZM172 75H173V77H176L175 75H177V77L179 78V80H177L176 78L175 79H173V77H172ZM183 75V76H182ZM197 75V76H196ZM213 75V76H212ZM245 75H247V77L245 76ZM1 76H2V78H4V79H1ZM4 76V77H3ZM6 76H8V79L6 78ZM26 76V78H27V80H29L30 82V84L28 83V81L27 80H25L26 78H24ZM87 76H88V78H87ZM142 76L144 77L143 79H142ZM180 76V77H179ZM209 76H212V77H209ZM223 76V77H222ZM237 76H239V78H240V76H242L243 78H241V79H239L238 80V77ZM250 77V80L252 81V82H247V83H249L248 84V86H250L251 85V88H253L252 86H254V85H258V82H260V85H261V88H260V85L256 88V86H254V88L253 89H255V90H253V89H250V87H249V89H248V86H247V92L248 93H246V89H245V85H243L244 83L245 84H247L246 82H244V80L245 79H247V81H249V77ZM254 78H253V77ZM52 78V80H53V82L51 83V84H53L54 82V84L53 85H49L50 83H46L45 82V80H46V78H48V79H51ZM84 77H85V79H84ZM101 77V78H100ZM105 77H106V84H104V82H105ZM108 77V78H107ZM135 77H136V79H135ZM141 77V78H140ZM170 77L172 78V82L173 83H170ZM183 77V78H182ZM191 77H193V78H191ZM202 77V79L201 80H199L200 78ZM228 77V78H227ZM233 77H237V79H232ZM15 78V77H14ZM21 79V82H20V79ZM60 78H62V79H60ZM78 78V79H77ZM87 78V79H86ZM125 78H127V79H125ZM131 78V79H130ZM133 78V79H132ZM168 78H169V80H168ZM185 81L184 83H182L183 82V80ZM197 78H199V79H197ZM204 78H205V81L206 82H208V83H203L204 82ZM220 78H222L223 80L224 79H226V80H224L226 83H224L223 84V80H221ZM245 78V79H244ZM33 79V81H34V85L36 84V83H38V81L40 82V83H44V85H45V88H44V85H42L41 84V88H40V83L37 85V86H39V88H40V90L41 89H43L44 90V92H42L43 90H41V92L42 93H45V94H47V93H49L47 96L49 97V100H48V103L46 102L47 100L46 99H48V97L45 95V94H42L40 91L38 92V89L39 88H37V86L35 85H33V81H31ZM60 79V80H59ZM74 79V80H73ZM79 79H81V80H79ZM90 79V80H89ZM104 81H103V80ZM129 79V81H127ZM137 79H139V81H140V79L142 80L141 82H138V80ZM149 79V80H148ZM157 80V81H155V80ZM180 79L182 80V81H180ZM192 79V82H196L195 84L196 85H198L197 87H199V88H202V87H200V86H202L203 84H208V87H207V85L205 86V87H207V89L209 88V89H211V86H213V84H218L219 82H221L220 83V87H217V86H219V84L218 85H216V87L215 88H217V89H215V91L213 92L212 90H214V89H211V91L210 90H206V88H204V90H203V93H201L200 91H202V90H200L199 89V91H197V87H196V85L194 84V83H192L190 80ZM194 79H196L195 81H194ZM213 79H215V80H213ZM219 79L221 80V81H219ZM228 79H230V80H228ZM243 79V80H242ZM12 80L13 81H15V82H13L12 83ZM55 80V81H54ZM61 80H64V81H61ZM68 80V81H67ZM73 80V81H72ZM81 81L82 82V84H81V87L83 86L84 88H85V91H84V88L82 87V88H80V84L77 82V81ZM88 80V81H87ZM91 80H93L95 83H96V85H94V82L93 81H91ZM130 80L132 81V80H135V82H137L138 83V85H137V88H136V84H135V82L134 83H132L131 84V82H130ZM162 80L164 81L165 80V82H164V84H162L163 82H162ZM198 80V81H197ZM214 81V82H212V81ZM234 80H236V81H234ZM25 83H24V82ZM27 81V82H26ZM61 81V83H59ZM77 82V83H75V82ZM98 81V82H97ZM127 81V82H126ZM144 81L146 82L145 84H143L144 86L145 85H147L146 87H144L143 85H142V83H144ZM149 81L150 82H152V84L151 83H149ZM159 81V87H158V85H157V83L156 82H158ZM162 83H161V82ZM187 81V82H186ZM199 81L200 82H202V84L201 83H199ZM209 81H211V82H209ZM218 81V82H217ZM230 81V82H229ZM234 81V82H233ZM238 81H240L241 83H243V84H240V82L238 83ZM246 81V80H245ZM255 81V83L253 84V82ZM66 82V83H65ZM71 82H73L75 85H77V87L79 88V89H81L79 92H82V94L80 93V94H78L79 92H78V90L79 89H75L76 88V86L73 84L72 85V83ZM88 82H91V83H88ZM128 82L130 83V84H128ZM133 82V81H132ZM231 83V84H229V83ZM235 82L237 83V85L238 84H240V85H232V84H235ZM63 83V84H62ZM68 83V85H66ZM70 83V84H69ZM109 83H111V87H110V85H109ZM141 83V84H140ZM187 84V85H184V84ZM192 83V86L193 85H195V87L196 88H194L193 87V89L194 90H196L197 91V93L199 92V94H197L196 95V93H195V91L193 90L192 91V93L194 94V97H192L191 95L189 96V93L190 94H192L190 91H191V89H192V87H191V84ZM197 83H199V84H197ZM252 83V84H251ZM12 85V89H10L9 90V88H8V86L9 85ZM14 84V85H13ZM33 86H32V85ZM55 84H56V87H55ZM89 84H91V85H89ZM101 84V86L98 88V85H100ZM113 84H114V86H113ZM134 84H135V86H134ZM150 84V86L152 85V87L154 86V87H156V85H157V87L156 88H154L153 87V89H152V87H148V85ZM156 84V85H155ZM169 84H172L173 86H171V85H169ZM176 85V87H175V85ZM190 86H189V85ZM201 84V85H200ZM6 85V86H5ZM26 85V86H25ZM29 85H31V86H29ZM52 86V87H49V86ZM62 85V86H61ZM63 85H64V87H63ZM73 87H72V86ZM108 86L107 88L105 87V89H109L110 91H106L102 86ZM141 87H140V86ZM163 85V87L161 88L160 86H162ZM166 85H169L168 87H169V89H170V91H171V94H170V91H169V89H168V87L166 86ZM200 85V86H199ZM221 85H224L225 86V88H222V86ZM227 85V86H226ZM229 85V86H228ZM241 85L243 86V88L241 87ZM23 86H25V87H23ZM27 86L31 89V88H33V90H32V92L30 91V93H33V94H31L30 95V93L28 92L29 91V88H27ZM57 86H59V87H61V88H59V87H57ZM68 86V87H67ZM69 86H71L72 88H74V89H72L71 87L69 88ZM96 86V87H95ZM131 86H132V88H131ZM135 88H134V87ZM139 86V87H138ZM204 86V85H203ZM234 86H235V88H234ZM241 88H240V87ZM3 87H5V88H3ZM55 87V88H54ZM110 87V88H109ZM114 87V88H113ZM148 87V89H146ZM173 87H175L174 89L176 90V89H180V87H182V89H181V91H182V94H181V91H179V93H178V90L177 91H175L174 89H171V88H173ZM227 87V88H226ZM229 87V88H228ZM231 87V88H230ZM8 88V89H7ZM24 88H25V91H26V88H27V91H26V93L24 92ZM53 88V89H52ZM58 88V89H57ZM62 88H63V90L65 91L66 90V92H68L70 89H72V90H70L71 92L68 94L67 93V96L70 98V100H68L69 98H67V96H65V97H63L64 98V100H65V102H66V106L67 105H70L71 103H74V104H71V106L70 107H68L67 106V108H65L64 109V107H65V104H63V103H65L64 101H63V99L61 100L60 98H55L56 100H52V99H50V96L54 93V90L55 89H57V91L55 90V93L57 94V95H62V93L63 92H59V91H63L62 90ZM66 88H68L69 90H67ZM102 88V89H101ZM113 88V89H112ZM118 88L120 89V90H118ZM144 88V90H142ZM149 88H151V90L149 89ZM167 89V91H169V92H167L165 89ZM183 88L187 91V93L188 94H186L185 92L186 91H184L183 90ZM202 88V89H203ZM258 88H259V90H258ZM34 89H35V92H34ZM36 89H37V91H36ZM53 90V92H52V90ZM97 89H99V90H97ZM101 89V90H100ZM116 89V90H115ZM160 89V90H159ZM162 89H164L163 91H162ZM223 89V90H222ZM224 89H225V91H224ZM226 89H229V91L228 90H226ZM232 91H231V90ZM239 89H242V92H245V93H241L242 95L240 96V92H241V90H239ZM13 90V91H12ZM76 90V91H75ZM94 90H96L95 91V95H93L92 93L94 92ZM105 91V93H104V91ZM123 90H125V91H123ZM145 91V90H147V92H148V94L146 93V92H144L146 95H144L143 93H141L142 91ZM157 90V93L158 94H160L162 97H159L158 98V94H156V92H154L153 93V91H156ZM159 90V91H158ZM188 90H190L189 92H188ZM221 90V93H223V92H225V93H223L224 95H218V94H221V93H218L219 91ZM237 90H239L240 92L238 93V91ZM245 90V91H244ZM253 92H251V91ZM261 90V91H260ZM10 91V92H9ZM12 91V92H11ZM46 91V92H45ZM50 91V92H49ZM92 91V92H91ZM99 91V92H98ZM111 91H116V95L114 94V98L112 99L111 97H113V95L111 94V93H113V92H111ZM122 91V92H121ZM184 91V92H183ZM211 93H210V92ZM233 91H234V93H233ZM255 91H256V93H255ZM258 91H259V93H258ZM39 94H38V93ZM52 92V93H51ZM66 92H64L63 94H65L66 95ZM75 93V94H73V93ZM89 92H91V94L89 93V96H88V93ZM107 92V93H106ZM111 92V93H110ZM122 94H121V93ZM126 92H127V94H126ZM149 92H150V94H149ZM174 92V93H173ZM175 92H177V93H175ZM207 94H206V93ZM217 92V93H216ZM228 92V93H227ZM235 92H237V93H235ZM250 92V93H249ZM260 92H261V95H259L260 94ZM14 93V94H13ZM29 93V94H28ZM60 93V94H59ZM87 93V94H86ZM100 93V94H99ZM102 93V94H101ZM112 95H110V94ZM118 93H119V96L117 97V95H118ZM205 93V95L206 96H202L203 94ZM208 93H210V95L208 94ZM213 93V94H212ZM231 94V96H233V98H229V100H228V96ZM11 96H10V95ZM39 96H38V95ZM41 94H42V96H41ZM51 94V95H50ZM72 94V95H71ZM78 94V96H77V98H76V96H74V95H77ZM98 94V95H97ZM103 94H104V96H103ZM106 94H109L110 96V98L108 97V99H106L105 100V98H107V96H105ZM120 94H121V97H122V95H123V100H122V98H120ZM126 94V95H125ZM131 96H130V95ZM139 94H143L144 96H143V98L142 97H140L141 95H139ZM152 94H155V95H153L152 96ZM175 94V96H173ZM179 94H181V95H179ZM185 94V95H184ZM201 94V95H200ZM218 95L219 96V99H217L218 101H214V100H216V98L215 97H217V96H215V95ZM228 94V95H227ZM235 94H239V96H237V95H235ZM253 94V95H252ZM5 95H7L6 96V99H5ZM33 95V96H32ZM35 95V96H34ZM80 95H82L81 97H80ZM83 95L85 96V95H87L88 97H89V99H91L90 101H88L89 99H88V97L86 96V98H84V101H83V99H81L82 97H83ZM127 95H129L130 97H132L133 98V100H132V98H130L129 99V97L127 96ZM151 95V96H150ZM157 95V96H156ZM159 95V96H160ZM187 95H188V97H187ZM208 95V96H207ZM226 95H227V97H226ZM259 95V96H258ZM3 96H4V98H3ZM73 98H72V97ZM98 96L100 97V96H102V97H104V100H102L101 98H98ZM147 96V98H145ZM183 97V99H185V101H183L182 102V100H181V98ZM187 97V99H186V97ZM197 96L198 97H200V98H198L200 101H202L201 103H200V101L197 99ZM209 96H213V98L211 97L210 99H208V98H206V97H209ZM221 96H223V97H225V98H222L221 99ZM263 96V97H262ZM11 97V98H10ZM92 97H93V99H92ZM95 97V98H94ZM115 97H116V99H115ZM126 97V98H125ZM140 97V98H139ZM178 97V98H177ZM181 97V98H180ZM190 97H192L191 99L192 100H190ZM238 97V98H237ZM66 98V99H65ZM78 98H80L79 100H77ZM96 98H98L99 100H97ZM128 98V99H127ZM136 98V99H135ZM138 98V99H137ZM160 98H162V100L160 99ZM189 98V99H188ZM193 98L194 99H196L195 101H197V102H195L194 100H193ZM204 98V99H203ZM206 98V99H205ZM218 98V97H217ZM236 98V99H235ZM262 98V99H261ZM54 99V98H53ZM73 99H75L74 100V102H72V100ZM96 99V100H95ZM110 99V100H109ZM145 99V100H144ZM181 100V101H179V105H178V103L177 104H174L175 102L174 101H176V100ZM211 99H214L213 101H211ZM224 99H225V101H224ZM226 99L228 100L227 102H226ZM241 99V100H242ZM260 99H261V101H260ZM42 100H44L43 102H45V104L43 103V102H41ZM46 100V101H45ZM52 100V101H51ZM58 100V101H57ZM61 100V102L59 103V105H60V107L63 109H60L59 108V105H58V103L57 102H59ZM93 100H95V101H99V102H96L95 103V101L93 102ZM112 100L114 101V102H112ZM120 100H122L121 102H120ZM130 100V102H129V104L127 103L128 101ZM136 100V101H135ZM138 100H140V102L138 101ZM143 100V101H142ZM187 100V101H186ZM188 100H190V101H188ZM205 100H207L210 104L212 103V102H216L218 105H220V107H218V106H216L217 104H211V105H214V106H212V107H210V106H208V104H206V102L207 101H205ZM221 100H223L222 102H221ZM233 100V101H232ZM238 100H236V102H238ZM26 101H27V103H26ZM57 103V105H56V103ZM71 101V102H70ZM77 101H79V102H77ZM83 101V102H82ZM87 101V102H86ZM101 101H103V102H105V103H102ZM109 103H108V102ZM117 101V102H116ZM119 101V102H118ZM126 101V102H125ZM132 101V102H131ZM199 101V102H198ZM211 101V102H210ZM221 103H220V102ZM230 101V103H228ZM28 102H30V104H28ZM53 103L54 102V104H53V107L55 108V106L56 107H58V108H52L51 107V105H50V107H49V105L48 104H50V103ZM70 102V103H69ZM83 104H82V103ZM86 102V103H85ZM89 102V103H88ZM107 102V103H106ZM136 102H137V105H136ZM178 102V101H177ZM186 102L188 103H190L192 106H193V110H191L192 109V107L191 106H189L188 107V105L186 104ZM239 102H240V100H239ZM38 103H39V105H38ZM40 103H42L41 104V106H40ZM47 103V104H46ZM51 103V104H52ZM77 103V104H76ZM82 105H81V104ZM92 103H94V104H92ZM98 103V104H97ZM114 103L115 105H114V107L116 108L117 106L118 107H120V109L117 107L116 109L115 108H113V107H111V106H113L112 104ZM117 103V104H116ZM120 103V104H119ZM184 103V104H183ZM188 103V104H189ZM193 103V104H192ZM194 103L195 104H197V105H203L204 107H205V109H203V108H201V109H203L202 111L204 112V113H202V111H200L201 109L199 108V107H202V106H198L197 107V105H195L194 106ZM225 104V103H228V105L229 104H231V106L229 105H223V106H225V107H223L222 106V104ZM61 104H63V105H61ZM80 104V105H79ZM96 104V105H95ZM102 104H104V105H102ZM111 104V105H110ZM121 104H124V105H121ZM125 104L127 105H129L131 108H129V106H127L126 108L128 109V110H124V109H126L125 108ZM133 104V105H132ZM172 104V105H171ZM185 104L187 105V106H185ZM207 105V107H210L209 109H212V112H211V114H209L207 111L209 110V109H206L207 107H206V105ZM209 104V105H210ZM239 104V103H238ZM23 105H25L23 108L21 107V106H23ZM30 107H29V106ZM44 105H45V108L44 109H42L43 107H44ZM74 107H73V106ZM99 105H102V106H99ZM107 106L106 107V110H105V107L104 106ZM120 105V106H119ZM182 105H184V110H183V106ZM1 106V107H2ZM46 106L48 107V108H46ZM179 107V108H176V107ZM182 106V107H181ZM241 106H242V110H244V111H242V110H240L241 109ZM22 109H21V108ZM71 107H73V108H71ZM99 107H101V108H99ZM123 107V108H122ZM188 107V108H187ZM217 107V108H216ZM222 107V108H221ZM226 107H227V109H226ZM244 107V108H243ZM69 108H71V110L69 109ZM103 108V109H102ZM109 108H110V110H109ZM112 108H113V111H115L116 112V114L114 113V112H112ZM132 108H134V110L132 109ZM135 108H137V111H136V109ZM182 108V109H181ZM186 108H187V110H186ZM198 110V112H201V113H197V111H196V109ZM214 108H215V110H214ZM218 108H220V109H218ZM237 108V109H236ZM46 109V110H45ZM53 109V110H52ZM67 109V110H66ZM72 109H74V111L72 110ZM108 109V110H107ZM130 109H132L131 111H133V112H131V111H129ZM195 109V110H194ZM200 109V110H199ZM219 111V112H217V110ZM223 109V110H222ZM226 110V112H227V110H228V112H230V111H238V112H240L241 114H242V116H240V117H242V119H244L243 117H247L248 116V114H249V112H251V114H249V116L250 115H252V116H250V117H252V119H255V120H252L251 119V121H250V118L248 119V117L246 118V119H244L243 121L242 120H237L238 121V124H237V121L236 122H234L233 123V120L234 119H232V118H229V119H232V120H230L233 124H236L237 126H235L237 129H238V131H240V132H237L236 134H235V132L237 131V129H234V127L232 128V126L231 125H229V124H231V122L230 121H228L229 119H223L222 117H221V121L218 119V118H220L218 115H220V111H221V113L222 112H225V110ZM230 109V110H229ZM66 111V113H65V111ZM69 110V111H68ZM214 110V111H213ZM70 112L69 114L71 115V116H73V117H70V115L69 114H67L68 112ZM72 111V112H71ZM108 111H111V114H112V116H111V114H110V112L108 113ZM129 111V112H128ZM190 111V112H189ZM194 111H196V113L194 112ZM209 111H211V110H209ZM118 112V113H117ZM120 112H122V113H120ZM186 112H189V114H187ZM193 112V113H192ZM215 112V115L216 116H218V118L217 117H213L214 115H213V113ZM106 113H108V114H106ZM130 114V115H132L131 117H130V115L128 114L127 116L128 117H126V115L124 116V114ZM133 113V114H132ZM195 113V114H194ZM58 114V115H57ZM109 114H110V116L112 117V118H114V116H115V119H112L110 116H109ZM113 114H115V115H113ZM118 114H120V116L118 115ZM134 114H136L137 115V117H135L136 115H134ZM187 114V115H186ZM190 114H194V117H195V119H193L194 117H193V115H191L192 117H190L189 115ZM197 114H201L202 116H198ZM203 114H205V115H207L208 114V117H211V118H206L205 117V115L203 116ZM246 114V116H244ZM116 115H118L119 117H117ZM122 115V116H121ZM196 115V116H195ZM210 115V116H209ZM125 118H124V117ZM134 116V117H133ZM168 116V117H167ZM174 116H175V119H173V122L175 123L174 125H171V127H170V124H173L172 123V118H174ZM185 116V117H184ZM187 116V117H186ZM59 117V116H58ZM68 117H70V118H72V119H70V118H68ZM77 117V118H76ZM110 119H109V118ZM121 117V118H120ZM172 117V118H171ZM176 117H178V119L176 118ZM198 117H199V120L198 121H195V120H197L198 119ZM205 117V118H204ZM256 117V118H255ZM84 118H88V119H90V120H92L93 119V122H91V121H89L88 122V124H86L87 123V119H84ZM117 118V119H116ZM120 118V119H119ZM167 119V120H169L168 122H167V120H165V119ZM171 118V119H170ZM184 118H187V120L186 119H184ZM189 118H192V119H189ZM258 118V119H257ZM74 119V120H73ZM164 119V120H163ZM186 120V123H188V124H186L185 122H184V120ZM214 119H216V121L220 124V123H222L221 125H223L224 127L226 126V128L225 129H227V130H229V129H233V130H229V131H227V130H225L224 128H223V131H218V130H213V129H210L209 127H210V125H209V123L211 122V123H215L216 121L214 120ZM222 119L225 121V123L228 121V123H223V121H222ZM260 119V120H259ZM161 120V121H160ZM176 122H175V121ZM178 120V121H177ZM183 120V121H182ZM190 120V122H188ZM192 120V121H191ZM193 120H194V123H192L193 122ZM213 120H214V122H213ZM245 120H248V122H251V124L253 125L254 124V122L255 123H257V129H256V126H252L250 123V125H251V127H249L250 125L248 124V122L247 121H245ZM258 120V121H257ZM163 121H165V122H167V123H169L168 124V126H167V123H165L166 125H164V122ZM182 122V124L181 123H179V122ZM201 121V123H199ZM202 121H204V122H202ZM239 121H240V123H239ZM244 121H245V123L247 122V125L245 124H242V123H244ZM252 121H253V123H252ZM260 121V122H259ZM179 123L180 125L179 126H181V128L180 129H182V126L183 127H185V128H187V130L185 129V131L186 132H184V130H182V131H180V129H178L179 127H177L178 125H176V123ZM183 122L186 124V125H183ZM191 123V124H190ZM195 123H197L196 124V127H197V125L199 126V129L201 130V128H202V130L201 131H203V129L205 128L206 129V131H207V133H205L206 131H205V129H204V131L203 132H201L199 129L197 130V128L195 127V125L193 126V124H195ZM205 123V124H204ZM210 123V124H211ZM260 123V124H259ZM164 126H163V125ZM192 125V128H196L195 130H193L190 126ZM205 125V126H204ZM212 125V124H211ZM228 125V126H227ZM240 125H243V126H241L242 128L243 127H248V128H250V129H246L245 128V130H247L248 132H250V136L247 134L248 132L246 131V132H244L245 130L244 129H242L241 127H240ZM249 125V126H248ZM261 125V126H262ZM166 126H167V128H166ZM187 126V127H186ZM231 126V127H230ZM166 129H165V128ZM206 127H208L209 129H207ZM228 127V128H227ZM253 127V128H252ZM255 127V128H254ZM262 127H264V125L262 126ZM168 128H171V130H172V132H171V130L170 129H168ZM176 128V129H175ZM261 128V129H260ZM80 129V130H79ZM178 129V130H177ZM191 129V130H190ZM242 129V130H241ZM252 129H254L253 131H252ZM256 129V130H255ZM259 129V130H258ZM188 130H190L191 132L190 133H193L194 131H197V132H194L193 134H196V135H198L199 137H195V138H192V139H189L187 136H188ZM244 130V131H243ZM250 130V131H249ZM180 131V132H179ZM199 131H200V133H199ZM218 131V132H217ZM225 131V132H224ZM256 131H257V133H256ZM83 132H86L87 133V135H85V136H83ZM181 132H183V133H181ZM219 132H223V133H219ZM226 132H229V133H226ZM251 132H252V135H251ZM253 132H255L256 133V135H255V133H253ZM258 132H260L259 134H258ZM172 134V136H171V134ZM208 134L209 133V135H207V138H206V135H202V134ZM224 133H226L225 134V136L227 135V134H229V137H230V139H229V137H228V135L226 136V137H228L227 139L228 140H230V141H232V140H235V141H233V143L232 142H230V143H227V142H229L228 140H226V137H225V140L226 141H224L223 140V142H226V143H223L222 142V138L224 139ZM230 133H231V135H230ZM234 133V136H232V134ZM243 134V135H245V133H246V135H245V137L243 136H241L240 134ZM74 134V135H73ZM111 134H113V135H111ZM175 134H176V136H175ZM222 134V135H221ZM170 135V136H169ZM178 135H181L180 137L178 136ZM191 135V134H190ZM201 135V136H200ZM211 135V136H210ZM248 135V136H247ZM177 138H175V137ZM182 136H184V137H182ZM204 137V140H205V138H206V142L204 141V140H202L201 138H203ZM212 137V138H210V137ZM221 136H223V137H221ZM234 137L233 139H232V137ZM239 136V137H238ZM251 136H252V138L254 137L256 140H253V139H251ZM257 136H259V137H257ZM240 137H242L243 139H244V141L242 140V138H240ZM248 137H249V139H248ZM261 137H263V139H261ZM169 138H171L170 140H169ZM179 138H181V140H179ZM197 138H199V140L197 139ZM213 139V141L214 142H216V140L218 141V142H220L221 141V143L219 144V143H217V148L216 147H213V148H215L216 150H219L220 149V154H219V152L218 151H216L215 150V152L216 153H218L217 155L218 156H216V154H215V152H214V149H212L211 148V142H212V140H210V139ZM236 138V139H235ZM258 138V139H257ZM261 140H260V139ZM163 139H167L166 141H168V142H166V141H163L162 142V140ZM175 139V140H174ZM185 141H183V140ZM194 139V140H193ZM196 139V140H195ZM232 139V140H231ZM241 139V140H240ZM246 139H247V141H246ZM250 139H251V141H253V142H250ZM187 140H188V142H187ZM192 140V141H191ZM203 141V143L205 142L206 144L208 143V141H209V143H208V145L209 146H207V145H204L203 146V152L204 153H202V150H201V152H198L197 151V155H198V153L199 154H201L202 155V157H203V155H205L204 157L206 158V160H205V158L203 157H200V155H198V156H196V150H195V152H193L192 151V149H193V147H192V145H194L195 144V142L194 143H192L193 141H196V142H199V141ZM236 140H237V142L238 143H236ZM238 140H240V141H243V142H240V141H238ZM260 140V141H259ZM170 141H171V143H170ZM181 141V142H180ZM202 141H201V143H202ZM245 141H246V143H245ZM177 142H179L177 145H175ZM187 142V145L186 144H184V143H186ZM189 142H191V143H189ZM214 142H213V144H214ZM235 142V143H234ZM239 142H240V144H242L243 143V146L242 145H240L239 144ZM249 142L251 143L250 144V146H252L253 145V148L252 147H250L249 146ZM263 142H261V144L260 145H264V143ZM167 145H166V144ZM182 143V144H181ZM188 143H189V145H191V147H188L189 145H188ZM202 143V144H203ZM204 143V144H205ZM223 143V144H222ZM233 145H232V144ZM263 143V144H262ZM110 144V145H109ZM162 144V145H161ZM197 144V143H196ZM222 144V148L224 149V150H226V152L227 153H231V154H227L224 150V152H222V149L221 148H219L220 147V145ZM226 144L227 145H229V146H226ZM248 146H247V145ZM105 145H107V146H109V147H107L106 148V146ZM113 145V146H112ZM167 147H166V146ZM169 145V146H168ZM180 145V146H179ZM215 145H216V143H215ZM224 145V146H223ZM63 146V147H62ZM111 146V147H110ZM171 146V147H170ZM173 146H177V149H175ZM185 146H187L186 148H189V149H186L185 148ZM207 146V147H206ZM231 146H233V149H232V147ZM235 146V147H234ZM240 146L242 147V149L240 148ZM62 147V148H61ZM66 147V148H65ZM113 147H118V148H113ZM178 147H182L181 149H180V151H178L179 150V148ZM210 147V148H209ZM229 147V148H228ZM238 147V148H237ZM247 147H249V149L247 148ZM63 148H65V149H63ZM110 148V149H109ZM186 149V151H188V150H191V151H189V152H186V151H183V150H185ZM205 148V149H204ZM207 148V149H206ZM211 150H209V149ZM236 148V149H235ZM240 148V149H239ZM245 148V149H244ZM251 148V149H250ZM113 149H115V150H113ZM117 149H118V151H117ZM120 149H122V150H120ZM169 149V150H168ZM171 149V150H170ZM228 149V150H227ZM229 149H231V150H229ZM240 150L241 152L243 151V153H244V156H243V153H241L240 151H238V150ZM247 149V150H246ZM65 150L68 152V153H65V155H64V152H65ZM111 150V151H110ZM113 150V151H112ZM121 152H120V151ZM205 150V151H204ZM237 150V153L239 152V154H236V152H235V154L234 153H232V151L234 152V151H236ZM248 153V151H250L251 153H249L252 157L251 158H248L250 155L249 154H247L245 151ZM252 150L253 151H255V152H253V154H252ZM62 151L60 152V153H62ZM127 152V155H123L125 152ZM160 151H161V153H160ZM169 151H171V152H169ZM174 151H175V154H173L174 153ZM176 151L177 152H179L178 154L176 153ZM206 151H209V152H211V154H209V152H208V154L206 155L205 153H206ZM212 151L214 152V155L212 154ZM231 151V152H230ZM114 153V155H113V153ZM116 152H118V153H116ZM120 152V153H119ZM169 152V153H168ZM180 152L182 153V152H184L183 154H180ZM122 153V154H121ZM143 153V154H142ZM168 154V159H167V154ZM187 153V154H186ZM190 153H193V154H191V155H189ZM223 153V154H222ZM240 153H241V155L242 156H240ZM256 155H255V154ZM162 154L163 155H166V156H162ZM170 154V155H169ZM172 154L175 156H172ZM224 154H225V156H224ZM226 154L229 156H231V155H238L237 157L236 156H231L232 158H233V160L235 161V159L236 158H239V159H242L241 161L240 160H238V159H236V160H238V162L240 161V162H242L243 161V159H245L246 158V163H248V165L247 164H245L244 162H243V164H241L240 163V166H238V167H240V168H238L237 166H236V164H238L239 165V163H236V161H235V163H234V161L231 159V157H229L230 158V160L228 159V156L226 157ZM259 154V155H258ZM116 155H118V156H121L120 158H118ZM143 155V156H142ZM178 155V156H177ZM182 155H184L183 157H182ZM211 155H213V156H211ZM219 155H221L224 159H222V157H220ZM248 155V156H247ZM69 158H68V157ZM171 156V157H170ZM189 156V157H188ZM195 156H196V158H195ZM208 158H207V157ZM211 156V157H210ZM126 157L128 158V157H130V158H128L129 160H125L126 162L127 161H130L131 160V162H132V160H134V163L137 165H135V164H133V162H132V164H131V162H128V163H130V164H128V163H126L125 161H124V158L126 159ZM160 157H162V159H160ZM164 157H166L164 160H166V161H164L163 160V158ZM172 157H174V158H172ZM185 157V158H184ZM186 157H188V158H186ZM192 157L194 158V159H192ZM201 158V159H199V158ZM210 157V158H209ZM213 157V158H212ZM219 157V158H218ZM114 159L115 160V162L117 161L116 159H120V160H118L117 161V163H120V164H116L115 162H114V160H112V159ZM172 158V159H171ZM178 158H181L182 159V161L184 162V163H182V161H181V159H179L178 160ZM198 158V159H197ZM211 158H212V160H211ZM215 158H217V161H215L216 159ZM226 158V159H225ZM62 159V161H67V159L68 160H70V159H72V161H71V163H70V161H68L67 163H68V165H70L69 167H71V164H72V166L75 164L76 166H78V167H76V166H74V168L76 167L77 169H75L76 171H74V168L73 167H71L70 169L72 170V168H73V171H71V170H69L68 168V165H67V163L66 162H62V161H60V162H62V164L58 161V160H61ZM159 159V160H158ZM176 159L178 160V162L179 163H177L176 162ZM184 159V160H183ZM189 159H191V160H193V162L191 161V160H189ZM203 159V160H202ZM214 159V160H213ZM219 159H221V160H219ZM231 162H229L228 160ZM247 159H249V161L247 160ZM155 160H157V161H155ZM162 160V162H160ZM169 160H171L170 162H169ZM173 160H175V161H173ZM195 160V161H194ZM201 162H200V161ZM207 160H209V161H213V162H209V161H207ZM224 160H226L225 161V163L228 165L229 164V166H231V168L228 166V167H226L225 166V163H224ZM252 162H254L253 163V165H252V163H251V161ZM110 161H112L113 162V164H112V162H110ZM124 161V162H123ZM173 161V163L172 164H170L171 166L173 165V167L174 166H176L177 167V169L178 170H181V168H182V170L181 171H178L177 169H176V167L173 169L170 165H169V163H171ZM190 161V162H189ZM248 161V162H247ZM60 164H59V163ZM73 162V163H72ZM126 163L125 164V166H123V165H121V163ZM155 162H157L158 164H160L159 166H162V167H159L158 166V164L157 163H155ZM166 162H169V163H167L166 164ZM175 162H176V164H175ZM187 162V163H186ZM197 162H199V163H197ZM203 162H206L207 163V165H208V168H209V170H208V168H207V165H206V163H205V165L203 164ZM234 163V165L232 166V164ZM55 163H54V165L53 166H55ZM64 163V164H63ZM66 163V164H65ZM122 163V164H123ZM186 163V164H185ZM193 163V164H192ZM209 163V164H208ZM210 163L212 164V166L214 165V167H218V169H219V167L220 168H222L223 170H224V168H229L228 170H230V169H232V171L230 170V171H228V170H226V172H225V174H222V173H224V171L221 169V172L220 173H218V169H216V168H214V167H212L211 165H210ZM214 163V164H213ZM249 163H251V165H249ZM154 164H156V168H155V166H154ZM166 164V165H165ZM178 164V165H177ZM185 164V165H184ZM197 165L198 166V168H195V167H197V166H195V165ZM200 164V165H199ZM231 164V165H230ZM246 165V167H244L245 165ZM58 165H60V166H58ZM61 165H64V168L62 167L61 169H59L60 167H61ZM122 167H121V166ZM127 165V166H126ZM128 165H130L131 166V168H133V169H135V167H136V169L133 171V170H130V166H128ZM133 165H134V167H133ZM187 165V167L189 166L190 167V169H189V167L187 168V167H185ZM194 165V166H193ZM254 165H258V166H254ZM65 166H67V168L65 167ZM142 166H145V167H141ZM149 168V171H148V168ZM158 166V167H157ZM179 166V167H178ZM180 166H182V167H180ZM200 166V167H199ZM201 166L203 167V168H201ZM211 166V167H210ZM247 166L249 167V168H254V169H251V171H252V173H256L257 172V175H259L258 177H260V178H258V180H256L257 181V184L258 185H256V184H254V186L252 185L251 186V184H253V183H255L256 181H254L253 183H251L250 185H244V184H242L240 181H239V179H238V176H240V174L244 171V170H246V169H248L247 168ZM252 166V167H251ZM260 166H262V167H260ZM59 167V168H58ZM90 167H92V168H94V169H92V168H90ZM126 168V167H129L128 169L126 168V169H124V168ZM165 167V168H164ZM166 167H170V168H168V169H166ZM188 170H186L185 168ZM238 168V170H237V168ZM58 168V169H57ZM70 172H68L66 169ZM119 168V169H118ZM121 168H123V169H121ZM146 168V169H145ZM183 168L185 169L184 171H186V172H188V174L186 173V172H184L183 171ZM195 168V169H194ZM206 169V170H203V169ZM212 168V169H211ZM215 169V172L214 171H212V170H214ZM234 168V169H233ZM235 168H236V170H235ZM242 168H244V169H242ZM261 168V172L259 173V169ZM59 170V171H56V170ZM66 171H65V170ZM88 169H90V171L88 170ZM91 169H92V171H91ZM163 169H164V171H163ZM165 169H166V171H165ZM176 169V170H175ZM255 169H256V171H255ZM60 170L63 172V173H61L60 172ZM81 170V171H80ZM88 170V171H87ZM94 170H95V172H94ZM114 170V171H113ZM120 172H119V171ZM137 170H139V171H143V175H145V174H149V176L151 175V176H153V178L151 177V178H149V179H151L152 181H154L153 179H155V181H154V183L155 184H157L158 183V181H160L159 183V185L157 184V186L159 187V188H163L164 189V187H165V189H169V193L171 192H173L174 191V189H177V190H175L174 192H175V194H174V192L172 193L174 196H175V198H174V196H173V198H174V200H177V198L178 197H180V199H178V201L179 202H181L180 203V206L182 207V212H184V211H187L186 213H184V215H182L183 213L182 212H180V214H179V211H177L176 210V213L174 212V210L176 209V207H177V205H175L174 206V203H178V201H174L173 199H172V196H171V194H169V193H167L168 191L166 190L165 191V189L163 190L162 189V191H165L166 192V195H168L169 197H170V199H171V201H169L168 202V198L169 197H166V195H165V193H164V195H165V197H166V199H164L165 197L164 196H162L163 195V193L160 191V189H159V191H157L156 192V190H158V189H155V192H154V189H153V187H156V185H154L153 183H150V182H152V181H150L149 182V184H148V187H149V185L151 184V187L152 188H150V189H152L153 191H151L149 188H143L144 186H140V185H142V183H143V180L142 179H140V178H142L143 177V175L141 174L142 173V171L141 172H139V171H137ZM162 170V171H161ZM168 170V171H167ZM173 170V173L171 172ZM190 170H191V173H190ZM197 170H200V173H197L198 171ZM78 171V172H77ZM118 171V172H117ZM129 172V171H131V172H129L128 174L127 173H123V172ZM136 171L139 173V174H141L140 175V177H139V175H138V173H136ZM152 171V172H151ZM162 173H161V172ZM201 171H203V172H201ZM209 171H211L210 173H208ZM217 171V172H216ZM219 171H220V169H219ZM227 171L229 172V174H226L227 173ZM234 171H238V172H236V173H234L235 175H236V177H234L235 175L232 173V172H234ZM56 172V173H55ZM65 172H67V174H65ZM71 172H73V173H71ZM82 172H84V173H86V174H82ZM92 172H94V173H92ZM135 172V173H134ZM169 174H174L175 172H176V174H179L180 176H183V180L184 181H186V183H187V185H186V183H184V181H180V180H182V178H179L178 180H177V178H176V180H175V178L173 177H171V175H168L167 173ZM180 172H181V174H180ZM182 172H184L183 174H182ZM192 172H193V174H192ZM204 172H206V173H204ZM213 172V173H212ZM54 173L55 174H61V175H58L59 176V178H57L58 176L56 175V176H54ZM130 173L132 174V175H130ZM151 173V174H150ZM164 173V174H163ZM167 175H166V174ZM195 173V174H194ZM201 174V175H207L208 174V176L207 177H210L211 175H212V177L211 178H207V182H208V179H209V182H211V185L213 184V187H214V184H219L218 182H221V181H223L224 182V180H225V182H226V178H228L227 180L228 181H231L232 182V180L234 181V183H236V184H234L233 182V187H235V188H232V183L231 182H229L230 184V186H227L228 185V183H227V185L225 186V188L226 189H230V191L232 190V192H234L235 194H236V196H235V198H234V196H230L229 194L227 195L226 193H224V198H223V196H222V192H221V196L222 197H220V198H223V200L224 201H220V200H222V199H220L219 200V198H218V196H216V194H215V196H214V193H213V195H210L211 194V192L209 193V194H207L208 192L206 191V190H201V189H197V187L196 186H194V184L192 183V182H190V180L191 179H193V178H191L190 179V177L192 176V177H194V178H196L195 180H200L199 178H200V176L201 175H197V174ZM216 173V174H215ZM231 173L234 175H231ZM88 174V175H87ZM89 174H91L90 175V177L92 178L94 175L93 174H98V175H96V176H99L98 178H94L93 177V179H94V181H93V179H90L89 178V180H85V181H83V183L84 182H86V181H89V182H87V183H85V185H83V183H82V180H84V179H86V176L87 177H89ZM134 174V175H133ZM158 174V175H157ZM211 174V175H210ZM214 174V175H213ZM239 174V175H238ZM263 174V173H262ZM136 175H138V178L140 179H138L137 178V176ZM166 175V176H165ZM179 175H177L178 177H180ZM186 175H188V176H186ZM189 175H191L190 177H189ZM205 175V176H206ZM210 175V176H209ZM218 175V177H215V176H217ZM219 175H221L220 176V178H219ZM226 175H228V176H230V177H228V176H226ZM61 176H64L66 179H68V177H69V179L70 178H72V179H70V181L68 182V183H66L68 180H64V181H66V182H64V181H62L63 180V177H61ZM67 176V177H66ZM107 176L109 177L108 179H107ZM117 176V177H116ZM124 176H126V180H125V177ZM131 176H133V177H131ZM170 176L171 177V182H170V180H169V178L168 177ZM172 176H174V175H172ZM176 175H175V177H177ZM214 176V177H213ZM43 177V178H44ZM47 177V178H46ZM104 177V178H103ZM112 177H114V179H113V181H111V184H110V180L112 179ZM121 177H123L122 179H121ZM136 177V178H135ZM221 177H223L224 179H222ZM236 178L235 180L234 179H230V178ZM62 178V179H61ZM64 178V179H65ZM105 178H106V180H105ZM133 178V179H132ZM167 179V180H169V181H165V179ZM214 178L215 179H218L219 178V180H221V181H218V180H214ZM110 179V180H109ZM115 179H118V181L119 180H121V181H116ZM124 179V181H122ZM138 179V180H137ZM158 181H157V180ZM259 179H261L262 180V182L263 183H260V181H259ZM71 180L72 181H74V182H72L73 184H70V182H71ZM173 180V181H172ZM175 180V181H174ZM194 180V179H193ZM211 180V181H210ZM237 180L239 181V183H241L240 184V186L238 185V182H237ZM51 181V182H50ZM55 181H56V183H55ZM79 183H78V182ZM93 181V182H92ZM141 181V183H139ZM75 182H77V184H79V185H77ZM80 182L82 183V186L80 185ZM113 182L115 183V184H113ZM161 182H164V184L163 183H161ZM216 182V183H215ZM222 182V183H223ZM261 184V185H259V183ZM51 183L53 184V185H51ZM59 183H61V185L59 184ZM66 183V185L64 186V184ZM89 183V184H88ZM116 183H117V185H116ZM146 183H148V182H146ZM173 183L175 186L173 187L171 184ZM179 183H181V186H180V184ZM191 183V184H190ZM222 183H220V184H222ZM54 184H56V185H58L59 187H57L56 185H54ZM70 184V185H69ZM87 184H88V186H87ZM139 184V185H138ZM177 184H179V185H177ZM39 184H37V186H36V184H33V185H31V187L33 188V190H35V193H38V192H40V189H41V193H42V191H44V190H46L45 191V193H47V194H49V196L51 195L50 194V190H48L47 191V188L45 187L44 188V190L42 189V188H40L41 186L39 185ZM45 185V186H44ZM51 185V186H50ZM63 185V186H62ZM75 185H77V187L75 186ZM110 185H111V188H110ZM112 185H115L114 186V188H113V186ZM125 185H126V187H125ZM136 185H137V187L139 186V187H141V189H145V190H147V189H149L150 191H146L145 192V190L143 191V190H139L138 188H136ZM162 185H165V186H162ZM182 185H184L183 187H182ZM190 187H189V186ZM235 185V186H234ZM242 185H244V186H242ZM61 186V187H60ZM82 188H81V187ZM87 186V187H86ZM117 186H120V187H117ZM124 186V187H123ZM129 186V187H128ZM131 186V187H130ZM162 186V187H161ZM170 187V188H167V187ZM180 187V189H178L179 187ZM216 186V185H215ZM237 186H239V188L237 187ZM247 187L246 189L245 188H242V187ZM260 186H262V188L260 187ZM31 187H28V188H30V190L32 191L31 193H34V191L31 189ZM39 188V189H36V188ZM78 187H80V188H78ZM95 187V186H94ZM184 187H187V188H189L188 190L190 191L189 193L190 194H192V196L194 197H190V194H188V191L187 192H185L183 189H186L187 190V188H184ZM192 187V188H191ZM194 187H195V189H194ZM212 187V188H213ZM236 187L238 188V190L236 189ZM35 188V189H34ZM76 188V189H75ZM77 188H78V190H77ZM157 188V187H156ZM173 188V189H172ZM182 188V189H181ZM215 188V187H214ZM213 188V189H214ZM250 188H248L249 190H250ZM259 188H257V189H259ZM101 189V188H100ZM191 189H192V191H194L195 192V194L194 193H192V191H191ZM194 189V190H193ZM245 189L246 191H243V190ZM255 189V188H254ZM97 190V189H96ZM138 190V191H137ZM180 190H182V191H180ZM198 192H196V191ZM215 191H217L218 189L217 188H215L214 189ZM233 190H235V191H233ZM240 190H242V191H240ZM250 190V191H251ZM29 191V190H28ZM50 191V192H49ZM121 191V190H120ZM205 191H206V193H205ZM30 192V191H29ZM49 192V193H48ZM52 192H53V190H52ZM53 192V193H54ZM80 192V193H79ZM129 192V193H128ZM204 192V193H203ZM218 192H219V190H218ZM238 192V193H237ZM240 192H242V193H240ZM245 192V193H244ZM52 193V194H53ZM128 193V194H127ZM153 193V194H152ZM155 193H160V195L158 196L157 194H155ZM162 193V194H161ZM78 194V195H77ZM80 194V195H79ZM177 194V195H176ZM197 194H199V196L197 195ZM202 194H204V197H203V195ZM238 194L240 195V194H245V195H240V196H238ZM131 195V196H130ZM135 195H133V198H134V196ZM151 195V196H150ZM155 195H157L158 196V198L155 196ZM179 195V196H178ZM205 195H206V197H207V195H208V197L206 198L205 197ZM249 195V196H248ZM81 196V197H80ZM100 197H102L101 195H99ZM98 196V197H99ZM162 196V199H163V201H162V199L161 198H159V197H161ZM190 197V199L189 198H187V197ZM198 196V197H197ZM201 196V198L203 197V199H199V197ZM227 196V197H226ZM164 197V198H163ZM183 197H185V200H186V198H187V200L189 201H187L186 200V202L184 201V198ZM196 197L198 198V199H196ZM228 197L230 198V197H232V198H230V199H228ZM243 197V200L245 201H247L248 203H246V201L245 202H243L242 203V207L240 206L241 205V202L243 201L241 198ZM244 197H247L246 199H244ZM249 197V198H248ZM87 200H86V199ZM157 198V199H156ZM234 198V199H233ZM239 198V199H238ZM99 199V198H98ZM159 199V200H158ZM161 199V200H160ZM183 199V200H182ZM204 199H206L205 201L207 202V200H208V204L210 205H208L206 202H204ZM210 199V200H209ZM217 199V200H216ZM231 199L233 200V204H234V202H235V204L237 205V202H238V204L239 205H237V208L235 207L236 205H234L233 206V204H231L232 202H231ZM46 200V199H45ZM44 200V203L46 204V206L45 205H43L44 203H42V204H40V206H38V207H40L39 209H38V207L35 209V210H32V209H30V213H29V215L31 216V218L29 219V221L33 224L32 226H28L27 227V225H31V223L30 224H26L25 226L27 227H24V229H26V230H28L29 228H30V230H31V227H33V231L31 232V233H29V231L30 230H28L27 231V233L28 234H25V232H26V230H24L25 232H23V234L22 235H24L25 234V237H26V235H27V237L26 238H28V235L29 234H31V236H29V238L25 241V239L26 238H24V236H23V238H24V241L25 242H27L26 244L27 245H25V242L23 241V245H24V247H23V245H22V242H21V244L20 245H18V247L20 248L21 246L23 247V248H21V249H19V251L18 250H16V251H12V253L14 254H12L10 251H8L9 250V248L7 247V246H3V249L4 250H6V248H8L7 249V252L10 254V255H13V257L15 258L16 256H18L19 255V253H20V255L18 256V257H16V258H18L17 260H16V258H15V260H13V258H12V256H10V255H8V253H6V251H4V255H5V258L7 257V258H9V257H11L12 259L11 260H13L12 262H14L13 264H15V262L16 261H21V259H22V263L20 262V264H23V263H26L27 261H28V263H29V260L31 259V261L30 262H32V263H29V264H39L40 262H41V264H44V262L46 263V264H49L50 263V259H51V264H52V262H53V264L55 263H57L58 262V264L60 263V264H68V263H70L71 262V259L72 260H74V261H76L77 263H79L80 261H78V256L77 255H81L82 256V254H84L83 255V259L84 260H82L81 262L84 264H87V262L89 263V264H92V263H94V264H100V262L103 260L104 261V259L106 260V261H104V264L105 263H107L108 262V264H120V263H122L120 260H119V258H117L116 256H118V252H121V250H123L122 248H124V245H122L124 242L123 241H129V242H132V241H130V238H124V240L122 239V242H119V241H121V239L119 240V239H115V240H113V238H111L110 236H108L107 234H105V233H103V232H101V234L100 233H98L99 235H97L98 237H100V236H102V237H100V238H98V237H96V235L95 234H93V235H95V237H93L92 236V234L91 233H89L88 234V229L87 228H89V227H91V226H86V224H82L81 225V222H79V220L77 221V223H75L74 222V220L73 219H71V218H76V217H74L75 215H73V214H77V212L76 211H71L72 212V214H71V212H70V214L73 216H71V222H70V219H68L67 221L68 222H66V226L64 225V221H56V223H55V221H53V223H52V221L51 220H53V219H50L51 218V216L47 213V211L49 210H51V212H52V209H51V207H49L50 206V204L51 203H49L48 202V200H46L45 201ZM100 200H102L103 201V199H100ZM218 202H220V203H215L216 201ZM235 200V201H234ZM238 200V201H237ZM239 200H240V203H239ZM229 201L231 202V203H229ZM88 202H90V200L88 201ZM174 202V203H173ZM183 202H184V204H183ZM204 202V203H203ZM222 202V203H221ZM167 203H169V204H167ZM176 203V204H177ZM190 203H192V204H190ZM210 203H214L215 205L217 204V206L215 207L214 206V204H213V207H215V209H216V211H214V212H216V214L215 213H213V210H215V209H211V208H209V207H212V205L210 204ZM246 203V204H245ZM250 203V204H249ZM106 207V211L107 212H110V211H112V212H114V210L111 208V205L107 202V203H103ZM173 204V205H172ZM179 204V203H178ZM182 204L183 205H185V206H182ZM205 204H206V207H205ZM229 204V205H228ZM41 205H43V206H41ZM52 205V204H51ZM110 207H109V206ZM188 205V206H187ZM204 205V206H203ZM207 205H208V207H207ZM220 205V206H219ZM233 206V207H235V208H233L232 207V209H231V207L230 206ZM249 205V206H248ZM173 206V207H172ZM179 206V205H178ZM229 206V207H228ZM43 207V208H42ZM44 207H47V208H45L47 211L46 212H43V211H45L44 210ZM110 208V209H112V210H110V209H108V208ZM181 207H177V209H180ZM188 207H190V208H188ZM212 207V208H213ZM204 208H205V210H208L209 212H208V214H206L207 213V211H205L204 210ZM207 208V209H206ZM211 210H209V209ZM239 208V209H238ZM218 209V210H217ZM235 209V210H234ZM237 209H238V211H237ZM40 210V214L38 213V211ZM189 210H190V212H189ZM205 211V213H204V211ZM232 210V211H231ZM34 211H35V216H34ZM121 211V213L122 212H124V211H122V210H120ZM119 211V212H120ZM135 211V212H134ZM181 211V210H180ZM200 213V211L202 212L203 211V215L206 217V219L208 220V218L210 217V219H209V222L208 221H206V219H205V217L200 213H198V212ZM250 212H252V210H249ZM248 210H246V215L247 214H250V215H247V217L246 216H244V218H250L251 219V214H254V216L253 217H255L254 218V220H256V218L258 219V217L260 216L258 213H256L255 211L254 212H252V213H250ZM41 212H42V214H41ZM76 212V213H75ZM131 212H130V215H132L131 214ZM136 212H138L137 214H136ZM141 212V213H140ZM172 213L171 214V216H170V213ZM193 212V213H192ZM220 212L222 213V215L220 214ZM245 212V211H244ZM249 212V213H248ZM38 213V214H37ZM44 213L45 214H47V216L49 215L50 216V218H49V216H48V218H47V216L46 215H44ZM160 213L161 214H163L162 216L160 215ZM169 213V214H168ZM176 214V215H173V214ZM182 213V214H181ZM189 213H191V214H193L192 216H191V214L190 215H188ZM213 213V214H212ZM236 213L234 214V215H236ZM255 213H256V216H255ZM32 214H33V216H34V218L35 219H33V216H32ZM141 214V215H140ZM144 214V215H143ZM151 214H153L154 215V217H155V219H156V217H160V219H159V217H158V219H154V217H151V216H153V215H151ZM168 214V215H167ZM179 214V216L180 217H177V215ZM196 214H198V215H196L197 217H196V219H195V217L193 218V216H195ZM221 216H220V215ZM258 214V215H257ZM28 215V216H29ZM37 215V216H36ZM41 215V216H40ZM137 215V216H136ZM143 215V216H142ZM172 215H173V217L175 216V220H174V218L172 217ZM190 216L191 217V219H193L194 220V222L193 221H190V217H188V216ZM202 215V216H201ZM215 215V216H214ZM217 215H219V216H217ZM230 215V214H229ZM238 215V214H237ZM245 215V214H244ZM38 216H40V217H38ZM140 216V217H139ZM142 216V217H141ZM169 216V217H168ZM182 216H185V217H187L188 219V221L186 220V218L184 217H182ZM199 216H201V218L203 219H200L199 218ZM209 216V217H208ZM225 216V217H226ZM230 216H233V215H230ZM249 216V217H248ZM258 216V217H257ZM37 217H38V219H37ZM42 217H44V219L42 218ZM132 217V216H131ZM131 217L130 218H128L127 220L128 221H126L125 223H126V225L124 224V226L122 227L121 226V228H125V226H126V228H129L130 226L129 225H132L131 224V222L133 223V225H134V220H130L131 219ZM161 217H162V219H161ZM172 217V218H171ZM182 217V219H184V220H182V219H180ZM241 217V216H240ZM253 217H252V219L251 220H253ZM42 218V219H41ZM45 218H47V219H45ZM127 218V217H126ZM142 218H144V219H142ZM178 220H177V219ZM200 219V221L198 222V220L197 219ZM242 218H243V216H242ZM260 218V217H259ZM39 219H41V222L39 221ZM48 219L50 220V221H48ZM140 219V220H139ZM142 219V220H141ZM171 219V220H170ZM32 220H37V222H38V224L35 222V221H32ZM42 220H46V222L45 221H42ZM155 220V221H154ZM159 222H158V221ZM174 220V221H173ZM195 220H197V221H195ZM28 221V222H29ZM131 221V222H130ZM151 221V219H150V221L149 222H152ZM168 221H170V222H168ZM172 221V222H171ZM175 221H177L179 224H180V222L182 221H184L183 223L185 224H183L182 222H181V224L179 225L177 222H175ZM188 223H187V222ZM203 221V222H202ZM206 221V222H205ZM48 222V223H47ZM52 224H51V223ZM58 222V223H57ZM75 224H74V223ZM130 224H129V223ZM191 222H193V223H191ZM204 222H205V224H204ZM35 223L37 224L36 226H35ZM51 225H50V224ZM61 223V224H60ZM69 223H71V224H69ZM136 223H137V221H136ZM157 223V224H156ZM173 223V224H172ZM208 223V224H207ZM49 224V225H48ZM54 224V225H53ZM62 224H63V226H62ZM72 224H74V229L72 228H70V227H72V226H70L69 227V229H68V226L69 225H72ZM80 225V227L82 226V228L84 229H82L83 231H85V232H83L80 228H79V225ZM143 224H145L144 222H143ZM142 224V225H143ZM167 224V225H166ZM172 224V225H171ZM175 224H178L177 226H174ZM78 226V228H79V230H80V233H85V234H87L88 236L90 235V237H92V238H94L95 240L97 239L98 241H99V239H100V241L98 242L97 240V242L94 240V241H90L89 243H91L92 244V247H93V249L95 250H93L92 249V247L91 246H89V245H91V244H89L88 243V241H87V243H88V245H86V244H84V247L82 248L83 250H80V248H78L77 250H78V252H77V250H76V248H74V253L72 252V253H70V254H72L71 256H67L68 255V252L67 251H64L65 249H62L61 247H60V249H59V252H57V249H58V245H60L59 243H60V239H61V236H63L64 234H63V232L64 233H67L68 231L69 232H79V230H77L75 227L76 226ZM131 226V227H134V226ZM138 224H136V226H137ZM183 225V226H182ZM187 225V226H186ZM189 225H191V228L189 227V229H193V230H195V229H197V227H198V229L197 230H195V231H193L192 232V234L191 233H188V232H190L191 230H189V229H187L188 228V226ZM205 225V227H206V229H203V226ZM206 225H208V226H206ZM38 226V227H37ZM140 226V225H139ZM153 226V225H152ZM157 226H159V225H157ZM170 226V227H169ZM181 226V227H180ZM195 226V227H194ZM34 227H36L35 229H34ZM67 229H66V228ZM138 227V226H137ZM171 227V228H172ZM204 227V228H205ZM213 227V228H212ZM62 228H64V229H62ZM86 228V229H85ZM118 228H120V227H118ZM120 228V229H121ZM203 231H201L200 229ZM207 228H208V230H207ZM211 228V229H210ZM93 228H90L89 229V231L90 230H92ZM130 229V228H129ZM179 229H177V230H179ZM212 229H214V230H212ZM216 229H219V228H216ZM58 230V231H57ZM59 230H61L60 231V233H59ZM64 230H66V231H64ZM68 230V231H67ZM75 230V231H74ZM124 230V229H123ZM130 230H134V229H130ZM156 230V229H155ZM206 230V231H205ZM210 230L211 231H213V232H215V237H213L211 234H214L213 232H211V234L209 233L210 232ZM63 231V232H62ZM86 231H87V233H86ZM96 231V230H95ZM125 231H127V230H125ZM208 231V232H207ZM221 231H223L222 233H220L219 234V232H221ZM57 232V233H56ZM90 232H92V231H90ZM94 232V231H93ZM131 232V231H130ZM229 232H233V234L232 233H229ZM234 232H236V233H234ZM204 233H205V235H204ZM209 233V234H208ZM229 233V234H228ZM52 234H54V235H52ZM61 235V236H58V235ZM84 234V235H85ZM105 236H104V235ZM185 234V235H186ZM203 234V235H202ZM207 234V235H206ZM223 234V235H222ZM234 234H236V235H238V236H234ZM52 235V236H51ZM87 235H85V236H87ZM187 235V236H188ZM208 235H209V237H208ZM210 235H211V237H210ZM225 235H227V239H226V237H225ZM231 235H233V238H232V236ZM133 236V237H132ZM249 236V235H248ZM248 236L246 237V238H248ZM53 237H55V238H53ZM58 237H60V238H58ZM103 237H104V239L106 238V237H109V240L111 239V241H109L107 238H106V240H104L103 239ZM229 237H231V238H229ZM245 237H243V238H241V239H244ZM250 237V236H249ZM23 238H22V240H23ZM102 238V239H101ZM134 238V239H133ZM246 238L244 239L245 241H246ZM56 239L57 240V242H55L54 240ZM59 239V240H58ZM128 239V240H127ZM137 239H139L136 235H131V240H137ZM228 239H230L229 241H228ZM249 239V238H248ZM247 239V240H248ZM22 240H20V241H22ZM101 240H103L102 242H101ZM201 240H203V238L201 237ZM228 241V242H226V241ZM113 241V242H112ZM118 241V242H117ZM212 241V242H213ZM224 241V243H222ZM93 242H96V245H94L95 243H93ZM100 242H101V245H100ZM104 242V243H103ZM115 242H117V243H115ZM85 243H86V241H85ZM103 243V244H102ZM118 243H122L121 245L120 244H118ZM58 244V245H57ZM262 245L264 244V243H261ZM56 245H57V247H56ZM83 246V245H82ZM100 246H101V248H100ZM17 247V248H18ZM98 247H99V250H98ZM103 247V248H102ZM258 248H260V249H262L263 247H260V246H257ZM26 248H28V249H26ZM25 250V255H24V253L22 252V251H24ZM27 250H28V252H27ZM91 250H92V252H91ZM97 250V251H96ZM120 250V251H119ZM2 251V250H1ZM60 251H62V252H60ZM80 251H82V252H80ZM87 251V252H86ZM100 251H102V252H100ZM16 252V253H15ZM21 252L23 253V255L21 254ZM29 252H31V253H29ZM37 254H36V253ZM65 252H67V253H65ZM96 252V254H94V253ZM27 253L28 254H30L31 256H29V255H27ZM35 253V255H36V259L34 260V257H35V255H33ZM64 253V254H63ZM98 253V254H97ZM16 254V255H15ZM38 254H40V255H42L41 257H40V255L38 256ZM62 254V255H61ZM93 254V255H92ZM103 254V255H102ZM207 254H210V253H207ZM73 255H74V257H73ZM92 255V256H91ZM95 255H98V256H96L95 257ZM28 257V260H27V257ZM67 256V257H66ZM94 256V257H93ZM100 256H102V257H104L103 259H101L100 258ZM29 257H30V259H29ZM38 257V258H37ZM44 257H45V259H44ZM69 257L71 258V259H69ZM90 257H91V260H90ZM120 261H118V260H116V258ZM20 258V259H19ZM26 258V259H25ZM33 258V259H32ZM42 258H43V260H42ZM48 258V259H47ZM50 258V259H49ZM63 258H65V259H63ZM88 258V259H87ZM92 258H93V260H92ZM94 258H97L98 260H97V262H96V259H94ZM99 258H100V260H99ZM10 259V258H9ZM23 259L25 260V261H23ZM49 261V263H47V260ZM53 259V260H52ZM57 261H56V260ZM61 259H63V260H61ZM11 260H10V262H11ZM27 260V261H26ZM43 261V263H42V261ZM66 260H69V262H66ZM37 261L39 262V263H37ZM56 261V262H55ZM90 261L92 262V263H90ZM98 261H100V262H98ZM33 262H35V263H33ZM64 262V263H63ZM27 263V264H28ZM81 263V264H82ZM16 264H19V263H16ZM71 264V263H70ZM80 264V263H79ZM101 264H103V263H101Z\"/></svg>",
	"mask_w": 264,
	"mask_h": 264
},
{
	"label": "bare ground",
	"instance_id": "obj_2",
	"mask_svg": "<svg viewBox=\"0 0 264 264\" xmlns=\"http://www.w3.org/2000/svg\"><path fill=\"white\" fill-rule=\"evenodd\" d=\"M20 1H21V0H20ZM25 1H26V0H25ZM49 1L51 2L52 0H49ZM53 1H56V0H53ZM63 1H65V0H63ZM66 1H67V0H66ZM68 1H71V0H68ZM68 1L66 2L67 5H63V4H61L62 6L66 7V8L63 7V9L61 8L60 10H64V9H65L66 12H67V11L70 12V10H72V7H75V6L78 5L77 0H76V1L74 0L75 2H77V4H74L75 6H72L73 4H71V2H68ZM72 1H73V0H72ZM78 1H80V0H78ZM88 1H89V0H88ZM88 1H87V2H88ZM92 1H93V0H92ZM95 1H96V0H95ZM103 1H104V0H100V2H103ZM107 1L111 2V0H107ZM112 1H113V0H112ZM114 1H117V0H114ZM114 1H113V2H114ZM123 1H124V2H123ZM126 1H127L128 4H130L131 8H132L133 4H134L133 7H135V5H136L135 2H138L137 0H136V1L132 0V2L134 1V3H133L132 5H131V3H129L131 0H130L129 2H128V0H119L118 2H116L115 5H114V3H111V4H113V5H110L109 2H108V3H109L110 6H116V7L121 11V9L124 7V4H123V3H125ZM140 1H141V0H140ZM140 1H139V2H140ZM153 1H154V0H153ZM161 1H162V0H161ZM167 1H168V0H167ZM167 1H164V3L167 2ZM170 1H171V0H169V2H170ZM173 1H174V0H173ZM179 1H180V0H179ZM179 1H178V3L181 2V1H180V2H179ZM182 1H183V2H182L181 4L184 3V5H185V3H189V2H186L185 0H182ZM184 1H185V2H184ZM8 2H9V1H8ZM34 2H35V0H34ZM36 2L38 3L39 0H37ZM50 2H49V3H50ZM56 2H57V1H56ZM59 2L61 3L62 0H59ZM75 2H74V3H75ZM80 2H81V1H80ZM87 2H86L85 4H87ZM90 2H91V0H90ZM97 2H98V1H97ZM100 2H98L97 4L101 5ZM141 2H144V1H141ZM145 2H146V3H145V6H149L148 8H150V7L152 6L151 4H148L150 1H145ZM157 2H160V1H159V0L156 1L155 4H154V2H153V4H154V5H156V4L158 5L159 3H157ZM22 3L25 4V2H22V1H21V3L19 2L20 5H22ZM37 3H36V4H37ZM53 3H54V2H53ZM53 3L51 2L52 5H53ZM57 3H58V2H57ZM57 3H55V4L57 5ZM88 3H89V2H88ZM104 3H105V1H104ZM104 3H103V4H104ZM127 3H126V4H127ZM151 3H152V2H151ZM160 3L162 4L163 1L160 2ZM167 3H168V2H167ZM172 3H173V2H172ZM172 3H170L169 5H170V6L172 5V7H174V5H175L174 3H175V2H174L173 4H172ZM178 3H177V4H178ZM14 4L16 5L15 7H17V6L19 5V4L17 5V3H14ZM24 4H23V5H24ZM26 4H27V3H26ZM26 4H25V6H27ZM38 4H39V3H38ZM51 4H50V7H52ZM58 4H59V3H58ZM80 4H82V3H80ZM85 4H84V5H85ZM94 4H96V3L94 2ZM103 4H102V5H103ZM105 4H106V3H105ZM105 4H104V5H105ZM138 4H139V3H138ZM146 4H148V5H146ZM165 4H166V3H165ZM177 4H176V5H177ZM20 5H19L18 7L21 8ZM32 5H33V4H32ZM56 5H55V6L53 5V6L57 8L58 5H57V6H56ZM89 5H90V3L88 4V7H89ZM140 5H142V3H141ZM150 5H151V6H150ZM154 5H153V6H154ZM157 5H156V8H157ZM176 5H175V6H176ZM10 6H13V3H12V5H9V4L7 3V1L0 0V9H3V11H4V12H3V15H4L5 13H6V14L9 13L10 10L13 11V10L15 9V8H13L14 6H13V7H10ZM28 6H29V5H28ZM28 6L25 7V9L27 8V10H25V11H27V12H28V8H29ZM35 6H36V5H35ZM35 6H34V7H35ZM38 6H40V4H39ZM59 6H60V5H59ZM59 6H58V7H59ZM71 6H72V7H71ZM78 6H79V5H78ZM78 6H77V8H78ZM110 6H109V7H110ZM125 6H128V5H125ZM136 6H137V5H136ZM138 6H139V5H138ZM142 6H144V4H143ZM145 6H144V10H143L144 12H143V11H141V12L139 11V12H140L141 14H143V15H144L145 12H146V13H147V12L150 13V9H148V8L146 7L149 11L145 10ZM160 6H164V5H160V4H159V7H160ZM167 6H168V5H167ZM167 6H164V8L166 9ZM170 6H169V7H170ZM186 6H188V4H187ZM186 6H185V7H186ZM23 7H24V6H23ZM50 7H49V8H50ZM54 7L52 8L53 10H54ZM80 7H81V6H79V10H80ZM82 7H83V8H84V7L87 8L86 5H85V6H82ZM92 7H93V4H92ZM101 7H102V6H101ZM105 7H106V6H105ZM105 7H104V8H105ZM30 8H33V7H30ZM40 8H41V7H40ZM49 8H48V10L51 9V8H50V9H49ZM56 8H55V9H56ZM59 8H60V7H59ZM59 8H58V9H59ZM75 8H76V7H75ZM83 8H81V10H82ZM85 8H84V10L86 11L87 9H85ZM98 8H100V7H98ZM107 8H108V7H107ZM111 8H112V7H111ZM111 8H110V9L108 8V9L111 11ZM117 8H116V10H117ZM128 8H129V7H128ZM128 8H126L127 11H125V13L128 12ZM136 8H137V7H136ZM139 8H140V9H143V7L141 8V6H139L137 9H139ZM153 8L156 9L155 6L152 7L151 9H153ZM164 8H162V9L165 11ZM176 8H177V9H178V8L180 9L181 7H178V6H177ZM182 8H183V6H182ZM187 8H188V7H187ZM17 9H18V8H17ZM17 9H15V10H17ZM21 9H23V8H21ZM21 9H20V10H21ZM58 9H57V10H58ZM88 9H89V8H88ZM90 9H91V8H90ZM90 9H89V11H90ZM105 9H106V8H105ZM132 9H133V8H132ZM132 9H130V10H132ZM140 9H139V10H140ZM157 9H158V8H157ZM162 9L160 8V10L158 9L157 11H160V12H161ZM168 9H169V8H168ZM168 9H167V10H168ZM177 9H176V10H177ZM20 10H19V11H20ZM35 10H37V7H35ZM38 10L40 11V10H42V9H38ZM45 10H46V9H45ZM60 10H59V11H60ZM74 10H75V9H73V11H74ZM79 10H78V11H79ZM84 10H83L84 13H83V14L81 13V15H84V14L87 13V12L85 13ZM96 10H97V9H96ZM96 10H95V11H96ZM102 10H103V9H102ZM102 10L99 9V12H101ZM116 10H115V13H114V14L119 13V10H118L117 13H116ZM124 10H125V9H124ZM124 10H123V11H124ZM130 10H129V11H130ZM163 10H162V15L164 14V13H163ZM170 10H171V8L169 9V11H170ZM176 10H175L174 12L177 13ZM185 10H186V8H185L184 10H182V11L184 12ZM218 10H219V9H218ZM218 10H217V11H218ZM262 10H263V12H264V9H262ZM31 11H34V10H31ZM59 11H57V12H59ZM78 11L76 10V12H78ZM87 11H88V10H87ZM89 11H88V15H89ZM93 11H94V9H93ZM105 11H106V10H105ZM105 11H104V12H105ZM107 11H108V10H107ZM107 11H106V12H107ZM113 11H114V10H113ZM182 11H181V12H182ZM186 11H188V10H186ZM189 11H190V10H189ZM214 11H216V10L214 9ZM217 11H216V12H217ZM222 11H223V10H221V12H222ZM258 11H259V10H258ZM17 12H18V10H17ZM35 12H37V11H35ZM50 12H51V14H54V15L56 14V12H55V13H52V12H53L52 10L49 11V12H47V13H50ZM60 12H61V11H60ZM60 12H59V14H60ZM62 12H63V11H62ZM76 12L74 11V13H76ZM79 12H80V11H79ZM81 12H82V11H81ZM99 12L97 11V12H95V13H98V14H99ZM106 12H105V13H106ZM133 12H134V11H131V14H130V15H133V14H134V15H136V17H139V16L141 15L140 13H135V12L133 13ZM160 12H159V13L157 12V13L161 15ZM172 12H173V9L171 10L170 13H172ZM10 13L13 14V12H10ZM10 13H9V14H10ZM20 13H23V14H24V13H26V12L22 11V12H20ZM20 13L18 12L17 15L20 14ZM29 13H30V15H31L32 12H29ZM37 13H39V12H37ZM43 13H44V11H43ZM43 13H41V14H43ZM71 13H72V12H71ZM74 13H72V15H73ZM92 13H93V12H91L90 14H92ZM108 13H109V12H108ZM108 13H107V15L110 16V15H111V14H110L111 12H110L109 14H108ZM121 13H124V12H121ZM132 13H133V14H132ZM149 13H148V14H149ZM153 13H154V10H153ZM153 13H151V14L153 15V17H154V16H155V17H156V16H159V15H157V14H155V13L153 14ZM167 13H168V11H167ZM167 13H165V15H166ZM184 13H185V12H184ZM212 13H213V11L211 12V14H212ZM218 13H220V12L218 11ZM224 13H225V12H224ZM259 13H261V12H259ZM14 14H15V12H14ZM23 14H21V15H23ZM26 14H27V13H26ZM32 14H33V13H32ZM34 14L36 15V13H34ZM34 14H33V15H34ZM51 14H47V16H50ZM78 14H80V13H78ZM98 14H97L96 19L99 17ZM103 14H104V13H103ZM103 14H102V15H103ZM173 14H174V13H172V15H171L170 17H172V16L175 17V14H174V15H173ZM181 14H182V13H181ZM186 14L188 15L187 12H186ZM189 14H190V13H189ZM191 14H192V12H191ZM191 14H190V16H191ZM214 14H215V12H214ZM221 14H222V13H220V16H221ZM255 14H256V13H255ZM257 14H258V12H257ZM261 14H262V13H261ZM24 15H25V14H24ZM33 15H32V16H33ZM35 15H34L33 18H35ZM39 15H40V14H38V16H39ZM54 15H53V17H52V15H51V17L48 18V21L44 19V20L48 23V24H47L48 26L45 24L46 27H49V26H52V25H53L52 28L50 29V31H51V30H54V31L57 30V29H55L54 26H56L55 21H58V18H57L58 13H57L56 16H54ZM65 15H66V14L63 13L62 15H59V16H61V18H62V16H63V18H64ZM67 15H69V14H67ZM72 15H71V16H72ZM74 15H75V14H74ZM74 15H73V16H74ZM92 15H93V14H92ZM92 15H89V16H92ZM99 15L101 16V14H99ZM117 15H118V14H117ZM119 15H121V14L119 13ZM127 15L129 16L128 13H127ZM127 15H126V16H127ZM146 15H147V14H145V16H146ZM149 15H150V14H149ZM169 15H170V14L168 13V19L170 18ZM177 15H178V14H177ZM222 15H223V14H222ZM253 15H254V13H253ZM28 16H29V14H28ZM45 16H46V15H45ZM73 16H72V17H73ZM85 16H86V15H85ZM109 16H108V19L111 21L112 18H111V17L109 18ZM114 16H115V15H114ZM114 16H113V17H114ZM121 16H122V15H121ZM126 16H125V14H124V18H125ZM145 16H144V17H145ZM178 16H181V17H182V15H180V14H179ZM178 16H177V18H179ZM183 16H184V14H183ZM188 16H189V15H188ZM214 16H217V13H216V15H214ZM255 16H256V15H255ZM258 16H259V15H258ZM25 17L27 18V16H25ZM25 17H24V18H25ZM39 17L41 18V15H40ZM77 17H78V16H77ZM82 17H83V16H82ZM92 17H93V16H92ZM102 17H103V16L100 17L101 20L103 19ZM105 17H106V16H105ZM115 17H116V16H115ZM130 17H131V16H130ZM130 17H129V19H130ZM136 17H135L134 21L137 19ZM150 17H152V16L150 15ZM162 17H163V16H162ZM162 17L160 16V17H158V18L160 19V18H162ZM165 17L167 18V15H166ZM174 17H172V19H169V20H167L166 18H163V19H166V21L164 20L165 23L173 22V24H170V23H169V25H165V26L163 25V22H164V21H163V22H160V21L158 20L157 22L162 23V25L164 26V27H163V26L161 25V26L163 27V31L160 30L159 32H161V34H162L161 36H164L162 32L167 33V35H169V37H168L169 40L172 39L171 41H173V39H174V44H176V45H177L178 42H180V43H182V44H183V43L185 44L186 42H188L187 39L189 38L188 36H189L190 33H189V34H188L187 32H186L187 34L184 33L185 31H184L183 28L185 27V23H186V25H188V24H187V21H189V20H185V18L187 17L186 15H185L184 18L182 17L183 20L186 21V22L184 21L185 23L181 22L182 20L174 19ZM210 17H211V15H210ZM259 17H260V16H259ZM262 17H263V16H262ZM4 18H5V17H4ZM30 18H32V17H30ZM30 18L28 17V20H29ZM33 18H32V21H35ZM43 18H44V17H43ZM45 18H46V17H45ZM65 18H66V17H65ZM69 18H70V17H69ZM74 18H75V16H74L73 18H71V19L74 20ZM86 18L89 19L88 16H87ZM90 18H91V17H90ZM100 18H98V19H100ZM120 18H121V21H120L121 23H119V25H120L121 27L118 26V27H119V30H121V28L123 27L124 30H126V33L128 32L127 34L130 35V38H127V39H128V40L130 39L129 41H131V38L133 39V38H134L133 35L135 34V33L132 34V31L134 30V32H135V31L137 30V32H138V29L135 28L137 22H134L133 20H132V21L129 20L128 17H126V19H123V17H120ZM132 18H133V16H132ZM156 18H157V17H156ZM156 18H153V19H156ZM175 18H176V17H175ZM187 18H188V17H187ZM190 18H192V17H190ZM208 18H209V16H208ZM212 18H213V16H212ZM255 18H257V16H256ZM263 18H264V17H263ZM38 19H39V18H38ZM87 19H85V17H84V20H85V21H87ZM104 19H105V21H106L107 18H104ZM127 19H128V20H127ZM180 19H181V18H180ZM215 19H216V18H214V21H212V22L217 21V20H215ZM217 19H218V17H217ZM220 19H221V17L219 18V20H220ZM222 19H223V18H222ZM257 19H258V18H257ZM44 20H43V21H44ZM59 20H60V17H59ZM79 20H80V19H79ZM79 20H78V21H79ZM81 20H82V18H81ZM84 20H82V21H84ZM89 20H90V21H87V22H86L87 24L93 22V21H91V19H89ZM92 20H93V19H92ZM109 20H107V21H109ZM114 20H116V18H115ZM117 20H119V19H117ZM117 20L114 21V22H112V23H115V22L118 23L119 21H117ZM146 20H147V19H146ZM148 20H150V19H148ZM173 20H176V21L174 22ZM177 20H178V21H177ZM196 20H198V19H196ZM196 20H194V21L196 22ZM199 20H200V19H199ZM205 20L209 21V22H207V23H210V21H211L212 19H211V20H208V19L206 18ZM258 20H260V18H259ZM32 21H31V22H32ZM37 21H38V20H37ZM39 21H40V20H39ZM39 21H38V22H39ZM43 21H42V22H43ZM45 21H44V22H45ZM60 21L62 22V19H61ZM66 21H67V20L65 19V20H64V23H65ZM68 21H69V20H68ZM68 21H67V22H68ZM74 21H75V20H74ZM74 21H72L73 24H74ZM78 21H77V19H76V21H75L76 24H78ZM105 21H104V22H105ZM110 21H109V23H110V25H111V22H110ZM112 21H113V19H112ZM137 21H140V18L137 19ZM150 21H151V20H150ZM179 21H180V22H179ZM191 21H192V20L190 19V21H189L188 23H192ZM194 21H193L192 24L195 23ZM202 21H204V20H202ZM202 21H201V20L199 21V22H201L199 25L196 24V26H197L198 28H200V25L202 24ZM220 21H222V20H220ZM46 22H45V23H46ZM61 22H60V24H61ZM67 22H66V25H67ZM72 22H71V20H70V23H71V24H72ZM88 22H89V23H88ZM140 22H141V21H140ZM140 22H138V23H140ZM147 22H149V21H147ZM153 22H154V21H153ZM217 22H218V21H217ZM222 22H223V21H222ZM262 22H264V21H262ZM28 23H29V22H28ZM32 23L34 24V22H32ZM35 23H36V22H35ZM40 23H41V22H39V24H40ZM58 23H59V22H57V25H58ZM64 23H62V24H64ZM84 23H85V22H84ZM95 23H96V22H95ZM95 23H94V24H95ZM101 23H102V22H101ZM109 23H108V24H109ZM141 23H142V22H141ZM151 23H152V22H150L149 24H151ZM165 23H164V24H165ZM174 23H175L176 25H174ZM197 23H198V22H197ZM204 23H205V22H204ZM204 23H203V25L201 26V28H203ZM219 23H221V22H219ZM258 23H259V21H258ZM37 24H38V23H37ZM37 24H36V25H37ZM41 24L43 25L44 23H41ZM54 24H55V25H54ZM60 24H59V25H60ZM68 24H69V23H68ZM71 24H70V25H71ZM76 24H75V25H76ZM82 24H83V23H82ZM149 24H148V25H149ZM152 24H154V23H152ZM183 24H184V25H183ZM192 24H191V25H192ZM205 24H206V23H205ZM222 24H223V25H224V24L226 25V23H222ZM222 24H220V25H221L220 27H218L215 23H214V24H213V23H210L209 25H210V27H212V25H213V26L216 25V26L218 27V28L215 27L216 30H217V32H220V31H221V32H220V34H221V33L223 32V30H225V32H226V29L229 28V25H226V26H228L227 28L225 27V29H221L220 31H218L219 28H222V27H223ZM232 24H233V23H232ZM234 24H235V23H234ZM234 24H233V25H234ZM26 25H27V24H26ZM29 25H30V23H29ZM34 25H35V24H34ZM36 25H35V26H36ZM83 25H84V24H83ZM110 25H109V26H110ZM115 25H116V23H115ZM117 25H118V24H117ZM138 25H139V24H138ZM156 25H157V24H156ZM206 25L208 26V24H206ZM225 25H224V26H225ZM238 25H239V24H237V25H235V26H238ZM31 26H32V25H31ZM35 26H34V27H35ZM38 26H39V25H38ZM60 26H61V25H60ZM60 26H59V27H60ZM63 26H64V25H63ZM63 26H62V27H63ZM72 26L75 27L74 25H72ZM72 26H70V27H72ZM144 26H145V25H144V21H143V24L141 25V27H140V25H139L138 27H139L140 29H141V28L143 29ZM157 26H158V25H157ZM161 26H160V29H162ZM235 26H233L234 29L236 28ZM25 27H26V26H25ZM27 27H28V26H27ZM29 27H30V26H29ZM40 27H42V26H40ZM46 27H42V29H43V28H46ZM53 27H54V29H53ZM56 27H57V26H56ZM62 27H60V28H62ZM65 27H66V26H65ZM67 27H68V26H67ZM67 27H66V28H67ZM70 27H69V28H70ZM73 27H72L71 29H73ZM78 27H79V26H78ZM78 27H77V30L79 29ZM81 27H82V26H81ZM81 27H80V28H81ZM110 27H111V26H110ZM154 27H155V26H154ZM182 27H183V28H182ZM233 27L231 26V28H233ZM239 27H240V25L238 26V28H239ZM22 28H23V26H22ZM66 28H65L64 32L66 31ZM75 28H76V27H75ZM82 28H84V27H82ZM111 28H112V27H111ZM114 28H115V27H114ZM114 28H112V29H114ZM123 28H122V29H123ZM134 28H135V29H134ZM151 28H152V27H151ZM158 28H159V26H158ZM192 28H193V27H192ZM198 28H197V29H198ZM208 28H209V26H208ZM212 28H213V27H212ZM223 28H224V27H223ZM241 28H242V27H240L239 30H242ZM29 29H30V28H29ZM29 29H27V30H29ZM32 29H33V27H32ZM32 29H31V30H32ZM36 29H37V28H36ZM36 29H35V32H36ZM40 29H41V28H40ZM42 29H41V31H42ZM48 29H49V28H48ZM48 29H47V31H49ZM58 29H59V28H58ZM62 29H63V28H62ZM67 29H68V28H67ZM140 29H139V31H140ZM142 29H141V30H142ZM149 29H150V28H149ZM149 29H147V27H146V30H147V31H148ZM185 29H186V28H185ZM195 29H196V27H195ZM195 29H190V28H189V31L191 30V34H192V37H190V38H192V41H194V39H193V36H194L193 34H195L194 32H195V31L197 32V30H195ZM213 29H214V28H213ZM229 29H230V28H229ZM236 29H237V28H236ZM244 29H245V28H244ZM244 29H243V30H244ZM22 30H23V29H22ZM22 30H21V34H20V35H21L22 37H24V39H26V36H25L26 33H24V31H22ZM38 30H39V29H38ZM74 30H75V29H74ZM74 30H73V31H74ZM77 30L74 31V32H77ZM114 30H115V31H114L115 33L118 32V31H116L117 28L114 29ZM150 30H151V29H150ZM152 30H154V28H153ZM152 30H151V31H152ZM157 30H158V29H156V31H157ZM187 30H188V29H187ZM193 30H195V31H193ZM201 30H204V29H201ZM206 30H207V27H205V30H204V31H206ZM216 30H215V31H216ZM231 30H232V29H231ZM239 30H237V31L239 32ZM248 30H249V29H248ZM248 30H247V31H248ZM33 31H34V29H33ZM44 31H45V30H44ZM62 31H63V30H62ZM79 31H80V30H78V32H79ZM143 31H144V30H143ZM143 31H142V32H143ZM151 31H150V32H151ZM156 31H155V30H154V32L152 31V32L154 33V34H153V33H152V34L157 36V34H155ZM189 31H188V32H189ZM192 31H193V33H192ZM229 31H230V30H229ZM232 31H233V30H232ZM234 31H235V30H234ZM244 31H246V29H245ZM247 31H246V32H247ZM252 31H253V30H252ZM254 31H255V30H254ZM57 32H58V31H57ZM67 32H68V31H67ZM74 32L71 31V34H73ZM78 32H77V33H78ZM114 32L112 31V34H113ZM137 32H136V34H137ZM140 32H141V31H140ZM148 32H149V31H148ZM159 32H158V33H159ZM207 32H208V31H207ZM207 32H206V33H207ZM210 32H211V31H210ZM210 32H209V33H210ZM249 32H250V30H249ZM249 32H248V33H249ZM39 33H40V32H39ZM51 33H53V32L51 31ZM54 33H56V32H54ZM59 33H62V32L59 31ZM68 33H69V32H68ZM68 33H67V34H68ZM77 33H76V34H77ZM126 33H125V34H126ZM156 33H157V32H156ZM211 33H212V32H211ZM223 33H224V32H223ZM223 33H222V35H223ZM235 33H236V31H235ZM235 33L233 32V34H235ZM241 33L243 34V32H241ZM241 33H240V34H241ZM244 33H245V32H244ZM262 33H263V32H262ZM37 34H38V33H37ZM43 34H45V33H43ZM49 34H50V33H49ZM69 34H70V33H69ZM69 34H68V35H69ZM112 34H111V36H114V35H112ZM123 34H124V33H122V32H121V33L119 32L118 34L116 33V38H117V39H115V40L118 42V44L115 43L114 45L117 44V46H119V43H120V45L122 44L121 46H123V45H125V44L127 43L128 40L126 39V37L124 38ZM125 34H124V35H125ZM127 34H126V35H127ZM131 34H132V35H131ZM136 34H135L136 41H137V39L141 41V39H142L141 36H138V37H140V39H139V38H137ZM140 34H141V33H140ZM140 34H139V35H140ZM142 34H143V33H142ZM159 34H160V33H159ZM196 34H197V33H196ZM198 34H199V33H198ZM207 34H208V33H207ZM212 34H214V33H212ZM218 34H219V33H218ZM220 34L218 35L219 37H220ZM228 34H229V33H228ZM230 34H231V33H230ZM240 34H239V35H240ZM255 34H256V33H255ZM257 34H258V33H257ZM259 34H261V32H260ZM46 35H47V34H46ZM62 35H64V34L62 33ZM62 35H61V36H62ZM65 35H66V34H65ZM68 35H66V36L69 37ZM77 35H78V34H77ZM77 35H76V36H77ZM126 35H125V36H126ZM129 35H128L127 37H129ZM143 35H144V36H142V37H143L144 40L142 39L141 42L144 41V43L146 42V44H147L148 41L151 42V40H154L155 37H156V36H155L154 39H152V38H153L152 35H150V34L147 33L146 31H144V34H143ZM187 35H188V36H187ZM200 35H201V33H200ZM214 35H215V34H214ZM214 35H211V36H209V37L211 38V37L214 36ZM226 35H227V32H226ZM235 35H236V34H235ZM235 35H233V36H235ZM237 35H238V33H237ZM245 35H246V34H245ZM263 35H264V34H261L262 37H263ZM70 36H71V35H70ZM72 36H73V35H72ZM72 36H71V37H72ZM132 36H133V37H132ZM202 36H203V35H202ZM215 36H217V34H216ZM218 36H217V37H218ZM224 36H225V34H224ZM229 36H230V35H229ZM231 36H232V35H231ZM250 36H252V37H249V38H253L254 34L252 33ZM78 37H79V36H78ZM82 37H83V36H82ZM82 37H80V38H82ZM108 37H109V36H108ZM158 37L160 38V36H158ZM170 37H171V39H170ZM195 37H196V36H195ZM197 37H198V35H197ZM200 37H201V36H200ZM200 37H199V38H200ZM209 37H208V39H210ZM219 37H218V38H219ZM226 37H228V35H227ZM226 37H224V38H226ZM238 37H239V38H238ZM246 37H248V35L245 36V38L243 37V39H245V44H248L246 41H249V43H250V39L246 40ZM254 37H255V36H254ZM257 37H259V39H260V35H257ZM262 37H261V38H262ZM28 38H29V37H28ZM41 38L45 39L46 36H45V38H44V36L41 37ZM62 38H64V37L62 36ZM65 38H66V37H65ZM72 38H73V37H72ZM80 38H79V40H80ZM83 38H84V37H83ZM102 38H104V37H102ZM102 38H101V39H102ZM156 38H157V37H156ZM168 38H167V39H168ZM201 38H202V37H201ZM203 38H205V37H203ZM213 38H214V37H213ZM218 38H217V40H218ZM220 38H221V37H220ZM220 38H219V40H221ZM228 38H229V39H232L233 37H232V38L228 37ZM228 38H227V39H228ZM234 38H236V37H234ZM240 38L242 39L241 36H237V39H239V40L241 41ZM37 39H38V37H37ZM46 39H47V38H46ZM58 39H59V38H58ZM67 39H68V38H67ZM69 39H70V38H69ZM73 39H74V38H73ZM75 39H76V38H75ZM84 39H85V38H84ZM105 39H106V38H105ZM108 39H109V38H108ZM108 39H106V40H102V42H103V41L106 42V43H110V42H112V41H111V38L109 39L110 42H109V41L107 42ZM112 39H113V38H112ZM134 39H135V38H134ZM196 39H197V38H196ZM206 39H207V38H206ZM206 39H204V40L206 41ZM214 39H216V38H214ZM214 39H213V41H214ZM229 39L227 40L228 42H229ZM253 39L255 40L256 38H253ZM253 39H252V41H253ZM29 40H30V39H29ZM29 40H28V41H29ZM34 40H35V39H31L28 43H30L31 41H32V43H33ZM59 40H61V39H59ZM65 40H66V39H65ZM82 40H83V39H82ZM157 40L159 41V39H156V41H157ZM160 40H161L162 43H163V41H164L163 38L160 39ZM165 40H166V39H165ZM169 40H168V41H169ZM175 40H177L178 42H177V41L175 42ZM201 40H202V39H201ZM204 40H203V41H204ZM219 40H218V41H219ZM233 40H234V39H232V41H233ZM260 40H261V39H260ZM260 40H258V41L260 42ZM26 41H27V40H26ZM39 41H41V40H39ZM43 41H45V43H47V42L49 43L48 40H47V41H46V40H43ZM75 41H76V40H75ZM77 41H78V39H77ZM84 41H86V39L83 40V41L80 40V41H78V42H80V45H81V42H84ZM87 41H88V40H87ZM136 41H134V42H136ZM140 41H139V42H140ZM156 41H154V42H156ZM158 41H157V43H158ZM161 41H160L159 44H161ZM166 41H167V40H166ZM166 41H164V42H166ZM171 41H169L170 43H169V42H168V43H169V44L173 43V42H171ZM185 41H186V42H185ZM189 41H190V39H189ZM208 41L211 42L212 40L210 39V40H208ZM213 41H212V43H213ZM215 41H216V40H215ZM215 41H214V43H215ZM218 41H217V42H218ZM223 41H225V39H224ZM223 41H222V43H221V42H219V43L223 44ZM227 41H226V43H227ZM234 41H235V40H234ZM242 41H244V40H242ZM35 42H37V40H36ZM55 42H58V41H55ZM70 42H71V41H70ZM70 42H69V43H70ZM90 42H91V41H90ZM90 42H89L88 44H90ZM100 42H101V41H100ZM114 42H115V41H113L112 44H113ZM154 42H153V41L151 42V43H153V44H152V45H153L152 48H154V46H155V43H154ZM200 42H201V41H200ZM206 42H207V41H206ZM206 42H205V45H207ZM253 42H254V41H253ZM253 42L251 43L252 45H254ZM256 42H257V40H256ZM256 42H255V43H256ZM48 43H47V44H48ZM61 43H62V42H60V45H63V44H61ZM69 43H67V44H69ZM74 43H75V42H74ZM157 43H156V45H157ZM189 43H190V42H189ZM189 43H187V45H188ZM191 43H192V42H191ZM191 43H190V45L193 44V46H195V45H194V42H193L192 44H191ZM195 43H196V40H195ZM202 43H203V42H202ZM202 43L199 44V41H197V44H199L200 47H199L198 45H197V46H198L199 48L205 47L204 44H202ZM208 43H209V42H208ZM212 43H211V45H212ZM219 43H217V44L215 43V44L219 47V45H221V44H219ZM226 43L223 44V45L225 46V49L222 47V48L224 49V51L227 49V47H226V45H225ZM261 43H264V42L262 41ZM30 44H31V43H30ZM30 44H29V45H30ZM50 44H51V43H50ZM50 44H48V45H50ZM57 44H59V43H56V45H57ZM64 44H66V43H64ZM82 44H84V43H82ZM86 44H87V43H85V45H83V46H84V47H87L88 49H90L88 46H86ZM88 44H87V45H88ZM112 44H110V45L108 44V45L111 46ZM131 44H132V43L130 42V45H131ZM149 44H150V43H149ZM174 44H173V45H174ZM218 44H219V45H218ZM238 44H242V43H241V42H238ZM245 44H244V46H245ZM251 44H249V45H251ZM256 44H258V42H257ZM259 44H260V43H259ZM45 45H46V44H44V42H39V43H36V44H32V45H30V46H32L31 48H29V46H28L29 49H28V48L26 49V48L22 47V48H24V49H26V50H24V49H19V48L16 49V47L14 48L13 46H12V47H11V46H10V47L8 46L9 49H10V51L7 50V51L9 52V55H8L7 57L10 59L9 62H11L10 65H8V67L11 66L9 69H11V68L13 69V67H12L13 65H11L12 62L15 63V64H17V66L19 65V67H20V65L22 66V65H24V64H28V67H29V65H31V66H33L34 68H35V67H37V68L39 67L38 69L44 68V70L46 69V71H48V72H49V75H50V74H51L50 71L54 70V69H52L53 66H54V68H55V67L57 68V67H67V66H70V65H71L70 63H71V62H76V61H78V60L76 59V57L78 58L79 55L81 56V54H79L78 56H74V58L76 59V61H73V60L71 59L72 61L70 60L71 62L69 61L70 63L68 62V63H69V64H68L67 62H65V59L69 58V57L71 56L70 54L75 55V53H74V52L76 51L75 49H71V50H73V51L75 50V51H74L73 53H71V51H69V54L63 50V51L65 52V53H63V52L61 53V54H64L63 56H61L60 54H58V56L60 55L61 57H58V56H56V55H55V56H56V57H55V56H53V53H54L55 51H53V52L51 51L52 54L49 53L50 55H49V54H44V53H46V52H43L44 49H46V48H45V47H46ZM52 45H53L52 48H54V43H53ZM72 45H74V44L72 43V44H71V47H72ZM80 45H79V46L76 45V47H77V46H78V47H81L82 45H81V46H80ZM100 45H102V44L100 43ZM106 45H107V44H106ZM106 45L104 44V47H105ZM133 45L135 46L136 44L133 43ZM138 45H139V43H138ZM138 45H137V48L135 47V48H136L135 51H136V50H138V51H141V50H142V52H145V51L143 50L144 48L141 46V43H140L139 46H138ZM142 45H145V44L142 43ZM150 45H151V44H150ZM164 45H165V43H164ZM166 45H167V44H166ZM171 45H172V44H171ZM173 45H172V46H173ZM201 45H202V46H201ZM211 45H209L210 47L207 45V46H208L207 48H209L208 50H210ZM15 46H17V45H15ZM50 46H51V45H50ZM50 46L47 47L48 50L51 49ZM68 46H69V45H68ZM83 46H82V47H83ZM92 46H93V44H92ZM92 46H90L91 49L94 47V46H93V47H92ZM117 46H116V48L118 49ZM128 46H129V45L127 44V46L125 45L126 49H125L124 46H123V47L119 48L118 50H120V49H121V50L124 49L123 51H125V50H126V51H129V50H127V49H128V48H127ZM147 46H148V48H150V46H149L148 44H147ZM157 46H158V45H157ZM162 46H163V44H162ZM169 46H170V45H169ZM172 46H170V48H171ZM179 46H180V45H179ZM179 46H178V47H179ZM181 46H183V45H181ZM185 46H186V45H185ZM193 46H192V47H193ZM214 46H215V45L213 44V45H212L213 48H211V49H214V48L217 49V48L214 47ZM242 46H243V44H242ZM244 46H243V47H244ZM258 46H259V45H258ZM260 46H261V45H260ZM260 46H259V47H260ZM18 47H20V46L18 45ZM55 47L57 48V46H55ZM62 47H63V46H62ZM62 47H59V45H58V48L61 49ZM64 47H65V46H64ZM74 47H75V46H74ZM111 47H112V46H111ZM113 47H114V46H113ZM113 47H112V48H113ZM119 47H120V46H119ZM130 47H132V46H130ZM138 47H139V48H138ZM140 47H142L143 49L140 50ZM144 47H146V45H145ZM155 47H156V46H155ZM159 47H160V46H159ZM178 47L176 46L175 48H178ZM183 47H184V46H183ZM183 47H182V48H183ZM187 47H188V46H187ZM190 47H191V46H190ZM190 47H189V48H190ZM195 47H196V46H195ZM256 47H257V45L255 46V48H256ZM56 48H55V50H56ZM95 48H96V47H95ZM95 48H94V49H95ZM116 48H114V49H116ZM132 48H134V47H132ZM146 48H147V47H146ZM146 48H145V50H148V49H146ZM160 48H161V47H160ZM160 48H159V49H160ZM164 48H165V47H164ZM175 48H174V49H175ZM207 48H206V52H209V51H207ZM222 48H219V50L222 51V50H223ZM252 48H254V47L252 46ZM63 49H64V48H63ZM65 49H66V48H65ZM68 49H69V47H68ZM76 49H79V48H76ZM85 49H86V48H80L81 52H83ZM162 49H163V48H162ZM162 49H160V50H162ZM168 49H169V47H168ZM179 49H181V48H179ZM191 49H193V48H191ZM228 49H229V48H228ZM228 49H227V50H228ZM244 49H245V48H244ZM258 49L261 50V48H258ZM53 50H54V49H53ZM66 50H67V49H66ZM82 50H83V51H82ZM95 50H96V49H95ZM151 50H152V49H151ZM171 50L173 51V47H172ZM171 50H170V49H169V50L166 49V50H163L162 53L165 52V51H166V52H167V51L172 52ZM185 50H186V47H185V49L182 50L181 52H180V50H178V51L182 54V53H185V52H186ZM202 50H203V49H202ZM204 50H205V49H204ZM204 50H203V51H204ZM227 50H226V51H227ZM237 50H238V49H237ZM245 50H246V49H245ZM247 50H248V48H247ZM249 50H251V49H249ZM253 50H255V49H253ZM46 51H47V49H46ZM56 51H57V50H56ZM59 51H62V50H59ZM88 51H89V50H88ZM88 51H87V49H86V50L84 51L83 54H85V52L88 53ZM92 51L94 52V50H92ZM92 51L90 50L89 52L91 53ZM126 51H125V52H126ZM138 51H136V52H138ZM149 51H150V50H148V52H149ZM176 51H177V50H176ZM184 51H185V52H184ZM214 51H215V54H218V53H216V52H217L216 50H214ZM214 51H213V52H214ZM224 51H222V53L224 54L222 57H224V56L229 52V50L227 51V53H224ZM241 51H243V49H242ZM49 52H50V50H49ZM81 52H80V53H81ZM129 52H130V54H132L131 51H129ZM136 52H135V53L133 52V54H136ZM150 52H152V51H150ZM156 52H157V51H156ZM158 52H159V50H158ZM158 52H157V53H158ZM166 52H165V53H166ZM174 52H175V51H174ZM210 52H211V51H210ZM218 52H219V51H218ZM238 52H239V54H240V51H239V50H238ZM243 52H245V54H246V51H243ZM247 52H248V51H247ZM249 52H250V51H249ZM249 52H248V53H249ZM251 52H254V51H251ZM255 52H258V51H255ZM260 52H261V51H260ZM260 52H258V53H260ZM78 53H79V51H77V54H78ZM94 53H95V52H94ZM94 53H93V55H94ZM154 53H155V52H154ZM159 53H161V52H159ZM172 53H173V52H172ZM176 53H177V52H176ZM219 53H220V52H219ZM232 53H233V52L231 51L230 54H229V53H228V54H229L230 56H231V55L233 56ZM234 53H235V51H234ZM65 54H66V55H65ZM83 54H82V55H83ZM174 54H175V53H174ZM228 54H227V55H228ZM235 54H238V53L236 52ZM245 54H244V55H245ZM252 54H253V56H254V54L257 55V53H250L249 56H251ZM86 55H87V54H86ZM88 55H89V54H88ZM90 55H91V54H90ZM175 55H176V54H175ZM183 55H184V54H183ZM183 55H182V56H183ZM211 55H212V54H211ZM219 55H220V54H218V56H216V55H215V56L218 58ZM221 55H222V54H221ZM229 55H228V56H229ZM246 55H247V54H246ZM258 55H259V54H258ZM258 55H257V57H258ZM67 56H68V57H67ZM95 56H96V53H95ZM98 56H99V55H98ZM136 56H137V55H136ZM161 56H162V54H161ZM178 56H179V58H181V57H180V54H179ZM178 56H177V57H178ZM228 56H227V57L225 56V57H226V58H231L230 56H229V57H228ZM238 56H239V55H238ZM238 56L236 55V59H237V60H238V58H237ZM241 56H243L242 53H241ZM241 56H239V57H241ZM249 56H248V57L246 56V57L249 58ZM262 56H264V55H262ZM83 57H84V56H83ZM86 57H87V56H85L84 59H85ZM101 57H102V56H101ZM101 57H100V58H99V57H93V60H92V61H94V58H99V59H102V60H103V58H101ZM138 57H139V56H137L136 58H138ZM222 57H221V58H222ZM225 57H224V58H225ZM255 57H256V56H254L253 58H255ZM257 57H256V60H254V61H257V59L259 58V57H258V58H257ZM260 57H261V56H260ZM87 58H90V57H87ZM87 58L85 59V61H86V60L89 61V59H87ZM136 58H135V61L138 60L140 57H139L138 59H136ZM208 58H209V57H208ZM221 58H220V61H221ZM224 58H223V59H224ZM232 58H234V57H232ZM262 58H264V57H261V60H264V59H262ZM69 59H70V58H69ZM84 59H83V60H84ZM91 59H92V58H91ZM91 59H90V61H91ZM141 59H142V58H141ZM141 59H140V60H141ZM213 59H214V56H213ZM218 59H219V58H218ZM236 59L234 58L233 60L236 61ZM243 59H244V58H243ZM243 59L241 58V60H243ZM7 60H8V59L6 58L5 62H6ZM95 60H96V59H95ZM140 60H139V61H140ZM142 60H143V59H142ZM142 60H141V61H142ZM144 60H145V59H144ZM144 60H143V61H144ZM206 60H207V59H206ZM227 60H228V59H227ZM227 60L224 59V61H227ZM230 60H231V59H230ZM241 60H239V61H241ZM246 60H251V63H250V61H249V63H250L249 65L251 66V64H252V62H253V61H252V58H250V59H246ZM259 60H260V59H259ZM66 61H67V60H66ZM79 61H82L81 57H80ZM88 61H87V62H88ZM92 61H91V62H92ZM97 61H98V60H96V61L93 62V63L95 64ZM99 61H101V60H99ZM135 61H134V63H133L134 66L137 65L136 62H138V61H136V62H135ZM143 61H142V62H143ZM164 61H165V60H164ZM164 61H163V62H164ZM216 61H217V60H216ZM220 61H219V63H220ZM7 62H8V61H7ZM7 62H6V63H7ZM83 62H84V61H83ZM83 62H81V64H82ZM147 62H149V61L147 60ZM203 62H204L205 64L208 62L207 64H209V61H207V62H206V61H203ZM203 62H202V63H203ZM222 62H223V61H222ZM233 62H234V61H233ZM233 62H232V60H231L230 64H232ZM237 62H238V61H237ZM244 62H245V60H244ZM244 62H243V64H244ZM79 63H80V62H79ZM101 63H102V62H101ZM103 63H105V62H103ZM135 63H136V64H135ZM140 63H141V62H139L138 64H140ZM145 63H146V61H145ZM145 63H144V64H145ZM174 63L177 64V62H174ZM174 63H173V64H174ZM185 63H186V62H185ZM185 63H183V65H184ZM197 63H199V62H197ZM204 63H203V64H204ZM211 63H212V62H211ZM217 63H218V62H217ZM226 63H227V62H226ZM234 63H235V62H234ZM238 63H239V62H238ZM241 63H242V62H240V64H241ZM253 63H254V62H253ZM258 63H259V62H258ZM258 63H256V65H257ZM260 63H261V61H260ZM260 63H259V64H260ZM7 64H9V63H7ZM76 64H78V62H77ZM81 64H80V65H81ZM87 64H88V63H87ZM96 64H97V63H96ZM142 64H143V63H142ZM144 64H143V65H144ZM149 64H150V63L147 64V67H148ZM168 64H169V63H168ZM168 64H167L166 66H168ZM171 64H172V62H171ZM173 64H172V65H173ZM188 64L191 65V63H188ZM199 64H201V62H200ZM199 64H197V65H199ZM205 64H204V65H205ZM222 64L224 65L225 63H222ZM240 64H238V66H240ZM263 64H264V61L261 63L260 66L262 67ZM89 65H90V64H89ZM89 65H87L86 68H88ZM140 65H141V64H140ZM160 65H162V64H160ZM160 65H159V66H160ZM163 65H164V63H163ZM163 65L161 66L162 69H164V68H163V67H164ZM177 65H178V64H177ZM177 65H176V66H177ZM183 65H182V66H183ZM197 65L193 64V65H191V68H195V67H193V66H197ZM201 65H202V64H201ZM201 65H200V66H201ZM211 65H212V64H211ZM218 65H219V64H218ZM220 65H221V63H220ZM225 65H226V64H225ZM227 65H228V64H227ZM245 65H246V62H245ZM256 65H255V66H256ZM26 66H27V65H26ZM31 66H30V69L33 68V67H31ZM75 66H76V65H74L73 67H75ZM78 66H79V65H78ZM78 66H77V68H78ZM83 66H86V63H85V64L83 63ZM91 66H92V64H91ZM95 66H96V65H95ZM138 66H139V65H138ZM144 66L146 67V65H144ZM151 66H152V65H151ZM151 66H149V67H151ZM157 66H158V65H154V68L157 67ZM169 66H170V64H169ZM173 66H174V65H173ZM173 66H172V68H173ZM202 66H203V65H202ZM205 66L208 67V65H205ZM205 66H204V67H205ZM216 66H217V65H216ZM221 66H222V65H221ZM234 66H235V65H234ZM252 66H253V65H252ZM0 67H1V66H0ZM8 67H5V68L8 69ZM15 67H16V66H14V68H15ZM46 67H47V68H46ZM71 67H72V66H71ZM73 67H72V70H71V71H73ZM80 67H81V66H80ZM93 67H94V66H93ZM96 67H97V66H96ZM99 67H100V66H99ZM99 67L95 68V70L98 69ZM130 67H131V66H130ZM130 67H128V69H127V68H126V69L129 71ZM135 67H136V66H135ZM149 67H148V68H149ZM177 67H178V66H177ZM177 67H176V68H177ZM184 67H186V66H184ZM198 67H199V66H197L196 68H198ZM209 67H210V64H209ZM231 67H232V66H231ZM231 67H230V68H231ZM235 67H237V66H235ZM235 67H233V68H234V70L236 71L237 68L235 69ZM256 67H257V66H256ZM256 67H253V68H256ZM263 67H264V65H263ZM1 68H2V67H1ZM17 68H18V67H17ZM22 68H23V67H22ZM24 68H25V67H24ZM34 68H33V69H34ZM67 68H68V67H67ZM77 68H75V71H76ZM82 68L84 69L85 67H81L80 69L83 70ZM86 68H85V69H86ZM132 68H133V66H132ZM137 68H138V67H137ZM137 68H136V69H137ZM148 68H147V69H148ZM154 68H151V69H153V71H155ZM157 68H158V67H157ZM165 68H166V67H165ZM178 68H179V67H178ZM181 68H182V67L180 66V69H181ZM186 68H187V69H188V68L190 69V67H188V65H187ZM186 68H183V69H184L183 72L185 71ZM213 68H214V67L212 66V69H213ZM216 68H218V67H216ZM220 68H221V70H220V69H219V70L217 69L218 72H219V71L221 72V71L223 70V67H220ZM227 68H228V67H227ZM233 68H231V69H233ZM243 68H244V66H243ZM243 68H242V69H243ZM15 69H16V68H15ZM15 69H14V70H11V71H16V74H17V71H18V70H15ZM28 69H29V68H28ZM28 69H27V70H28ZM30 69H29V70H30ZM64 69H66V68H64ZM64 69H63V70H64ZM85 69H84V70H85ZM92 69H93V68H91V70H92ZM101 69H102V68L100 67L99 70H101ZM103 69H104V68H103ZM133 69H135V68H133ZM145 69H146V68H145ZM166 69H168V68H166ZM166 69H165L164 71L161 70V71L163 72L162 74H165ZM199 69H200V67H199ZM199 69H198V70H199ZM204 69H205V68H204ZM206 69H208V68H206ZM228 69H229V68H228ZM240 69H241V68H240ZM244 69H247V68H244ZM251 69H252V68H251ZM19 70H20V69H19ZM29 70H28V71H29ZM35 70H36V69H35ZM44 70H43V72H45ZM55 70H56V69H55ZM60 70H62V69L60 68ZM67 70H69V68H68ZM67 70H66V71H67ZM77 70H78V69H77ZM81 70H80V71H81ZM84 70H83V71H84ZM95 70H94V71H95ZM99 70H98V72H100ZM137 70H138V69H137ZM173 70H175V69L173 68ZM178 70H179V69H178ZM181 70H182V69H181ZM190 70H191V69H190ZM196 70H197V69H196ZM213 70H216V69H213ZM213 70H210V71L207 70V71H205V72H207V73L211 72V73L214 74L215 72H212ZM234 70H233V71L231 70L230 72H228L227 69H226V70H223L224 72L226 71V73H224V72H221V73H223L222 75L224 76V78H226V76H229V75H230V74H229V75H226L227 72H228V73L235 72ZM248 70H249V69H248ZM258 70H260V72L262 71L261 68H259V69L257 68V73H255V74H258ZM6 71H7V70H3V73H4V72L6 73ZM9 71H10V70H9ZM25 71H26V70H25ZM31 71H32V69H31ZM31 71H30V73H31ZM37 71H40V70H37ZM37 71H36V72H37ZM64 71H65V70H64ZM66 71H65V73H64L63 71H60V74H59V73L57 74L56 72H55V74L53 73V74L55 75L54 79H56V76L58 77V75H59V77H60V76H61V72H63V73L65 74L64 77H62L63 75H62L61 77H62V78H65V79H66V78L68 79V75H67V77H66ZM75 71H74V72H75ZM92 71H93V70H92ZM92 71H90V73H91ZM94 71H93V72H94ZM103 71H104V70H103ZM130 71H131L130 73L128 72L129 74L127 73L128 75L131 76V75L133 74L132 77H133V76H136V73H134V71L137 72L136 70H132V69H131ZM139 71H140V70H139ZM153 71H152V72H153ZM176 71H177V70H176ZM187 71H188V70H187ZM191 71H192V73H193V72L195 71V69H194V70H191ZM191 71H190V72H191ZM203 71H204V70L202 69V73L205 75V73H204ZM208 71H209V72H208ZM237 71H238V70H237ZM250 71H251V70H250ZM1 72H2V71H1V69H0V74H1ZM18 72H19V71H18ZM33 72H35V71H33ZM33 72H32V74L34 75ZM43 72H42V73H43ZM53 72H54V71H53ZM58 72H59V71H58ZM67 72H68V71H67ZM77 72H78V71H77ZM125 72H126V70H125ZM125 72H124V74H125ZM132 72H133V73H132ZM142 72H144V74H145V71L141 70L140 73H142ZM148 72H150V71H147V74H148ZM152 72H150V77H151L150 81L153 80V79H152V78H153L152 75H153L154 73H152ZM168 72H169V69L167 70L166 74H167ZM170 72L172 73V69H170ZM178 72H180V71H178ZM178 72H177V73H178ZM183 72H182V73H183ZM196 72H197V71H196ZM199 72H201V71H198V73H199ZM220 72H219V74H220ZM240 72H241V71H240ZM251 72H253V70H252ZM255 72H256V70H255ZM5 73H4V74H5ZM7 73H8V72H7ZM23 73H25V72H23ZM26 73H28V72H26ZM37 73H39V72H37ZM40 73H41V72H40ZM42 73H41V74H42ZM45 73H47V72H45ZM45 73H44V75H45ZM72 73H73V72H72ZM78 73H79V72H78ZM84 73H85V72H84ZM90 73H89V74L87 73V74L90 75ZM101 73H102V72H101ZM131 73H132V74H131ZM140 73H139V74H140ZM151 73H152V74H151ZM157 73H158V72H157ZM157 73H156V74H157ZM174 73H175V71H174ZM177 73H176V74H177ZM202 73H201V74H202ZM211 73H210V75H211ZM242 73H243V72H242ZM262 73L264 74L263 71H262ZM8 74L10 75V72H9ZM8 74H7V75H8ZM11 74H15V72H14V73H11ZM16 74L14 75L15 78H14L13 75H12V77H13L12 79H13V80L17 78V77H16ZM19 74H20V73H19ZM19 74H18V76H19ZM21 74H22V73H21ZM28 74H29V73H28ZM28 74H27V75H28ZM67 74H71V72H70V73L68 72ZM76 74H77V73H76ZM76 74H74V75H76ZM80 74H81V75L83 74L82 71H81ZM95 74H97V73L95 72ZM95 74H94V77H95ZM127 74H125V76H126ZM137 74H138V72H137ZM144 74H143V76L146 75V74H145V75H144ZM158 74H160V71H159ZM158 74H157L156 76H154V75H155V74H154L153 76L156 77V79L158 78V80H160L161 77L163 78V76L159 75V76H160V79H159V77H157ZM168 74L171 75L170 73H168ZM186 74H187V73H186ZM193 74H194V73H193ZM195 74H196V73H195ZM215 74H217V73H215ZM215 74H214V76L216 77L217 75H215ZM219 74H218V76H220ZM232 74H233V73H231V75H232ZM235 74H236V75H237V74L240 75V73H235ZM235 74H234V75H235ZM247 74H248V71H247ZM250 74L252 75V73H250ZM5 75H6V74H5ZM5 75H4V76H5ZM24 75H26V74H24ZM27 75H26V76H27ZM33 75H32V76H33ZM44 75H41V76L44 77ZM46 75H47V74H46ZM71 75H72V74H71ZM74 75H73V77L69 75V76H70V79H71V77L74 78ZM84 75H85V74H84ZM84 75H83V76H84ZM98 75H99V73H98ZM98 75H97V77H96L95 79H97V78L99 77ZM103 75H104V74H103ZM148 75H149V74H148ZM148 75H147V76H148ZM173 75H174V74H173ZM173 75H172V77H173ZM177 75H178V74H177ZM177 75H175V76L177 77ZM179 75H180V73H179ZM183 75H184V73H183ZM183 75H182V76H183ZM189 75L194 77V75H191V74H189ZM207 75H209V74H207ZM231 75H230V76H231ZM241 75L244 77V73L241 74ZM248 75H249V74H248ZM258 75H259V74H258ZM261 75H262V74H261ZM4 76H3V77H4ZM21 76H22V75H21ZM26 76H25L24 78H26ZM30 76H31V75H29V77H30ZM32 76H31V77H32ZM37 76H38V75L35 73V76H34L35 80H36V79L39 80ZM47 76H48V75H47ZM78 76H79V74H78ZM90 76H91V75H90ZM105 76H106V75H105ZM143 76H142V79L144 78ZM164 76H165V75H164ZM166 76H167V75H166ZM166 76H165V77H166ZM180 76H181V75H180ZM180 76H179V77H180ZM184 76H186V75H184ZM187 76H188V75H187ZM187 76L184 77V78L182 77V78L188 81ZM196 76H197V75H196ZM198 76H199V74H198ZM212 76H213V75H212ZM212 76H209V77H212ZM223 76H222V77H223ZM230 76H229V77H230ZM242 76H240V78H239V76H237V77H238V80L241 79V78H243ZM245 76L247 77V75H245ZM249 76H250V75H249ZM249 76H248V77H249ZM27 77H28V76H27ZM45 77H46V76H45ZM45 77H44V78H45ZM79 77L81 78V76H79ZM92 77H93V75H92ZM101 77H102V75H101ZM101 77H100V78H101ZM136 77H138V76H136ZM136 77H135V79H136ZM145 77H146V76H145ZM176 77H173V79H175ZM193 77H191V78H193ZM237 77H233V78L231 77V78H232V79H234V78L237 79ZM250 77H251V76H250ZM250 77H249V81H247L248 78H247V79L244 78V79L246 80V81L244 80V82H246V83H247V82H252L253 80L251 81V80H250ZM252 77H253V76H252ZM4 78H5V77H4ZM4 78H2V76H1V79H4ZM6 78L8 79V76H6ZM10 78H11V77H10ZM10 78H9L8 80L11 81ZM50 78H51V77H50ZM62 78H60V79H62ZM87 78H88V76H87ZM87 78H86V79H87ZM107 78H108V77H107ZM140 78H141V77H140ZM147 78H149V76L145 78V81H147ZM166 78H167V77H166ZM177 78H178V77H177ZM177 78H176V79H177ZM182 78H181V79H182ZM188 78H189V76H188ZM194 78H196V77H194ZM227 78H228V77H227ZM253 78H254V77H253ZM19 79H20V78H19ZM60 79H59V80H60ZM70 79H68V80H70ZM77 79H78V78H77ZM81 79L83 80V77H82ZM81 79H79V80H81ZM84 79H85V77H84ZM125 79H127V78H125ZM130 79H131V78H130ZM132 79H133V78H132ZM163 79H164V78H163ZM170 79H171V80H170V83H173L171 77H170ZM181 79H180V81L183 80V79H182V80H181ZM189 79H190V78H189ZM197 79H199V78H197ZM201 79H202V77H201L199 80H201ZM215 79H217V77H216ZM215 79H213V80H215ZM220 79L223 80L222 78H220ZM220 79H219V81H221ZM8 80H7V82H4V83H5V84H6V83H9ZM13 80H12V83L16 81V80H15V81H13ZM25 80H27V78H26ZM35 80H34V81H35ZM42 80H44V79H41V80H39V81L42 82ZM68 80H67V81H68ZM73 80H74V79H73ZM73 80H72V81H73ZM89 80H90V79H89ZM102 80H103V79H102ZM137 80H138V82H141V81H142L141 79H140V81H139V79H137ZM148 80H149V79H148ZM154 80H155V79H154ZM168 80H169V78H168ZM177 80H179V78H178ZM195 80H196V79H194V81H195ZM202 80H203V79H202ZM224 80H226V79H224ZM224 80H223V81H224ZM228 80H230V79H228ZM242 80H243V79H242ZM27 81H28V83L30 82L29 80H27ZM27 81H26V82H27ZM31 81H33V79H32ZM34 81H33V85H34ZM39 81H38V83H36L37 85L40 83ZM54 81H55V80H54ZM61 81H64V80H61ZM61 81H60L59 83H61ZM70 81H71V80H70ZM76 81H77V80H76ZM83 81H84V80H83ZM87 81H88V80H87ZM91 81H93V80H91ZM103 81H104V80H103ZM127 81H129V79H128ZM127 81H126V82H127ZM132 81H133V82H132ZM132 81L130 80L131 84L135 82V80H132ZM145 81H144V83H142V85L146 83ZM150 81H149V83L152 84V82H150ZM155 81H157V80H155ZM187 81H186V82H187ZM190 81L192 82V79H191ZM197 81H198V80H197ZM211 81H212V80H211ZM211 81H209V82H211ZM234 81H236V80H234ZM234 81H233V82H234ZM0 82H1V84H2V83H3V80H1ZM20 82H21V79H20ZM23 82H24V81H23ZM45 82H46V83H50L49 85H53V84L55 83V82H54L53 84H51V83L53 82L52 78H51V79L46 78ZM74 82H75V81H74ZM77 82H78L79 84H80V83L82 84L81 81H80V82L77 81ZM77 82H75V83H77ZM93 82H94V81H93ZM95 82H96V81H95ZM95 82H94V85H96ZM97 82H98V81H97ZM160 82H161V81H160ZM162 82H163V83H162ZM162 82H161V83L164 84L165 80H164V81L162 80ZM184 82H185V81L183 80L182 83H184ZM188 82H189V81H188ZM205 82H206V81H205V78H204V82H203V83H205ZM212 82H214V81H212ZM217 82H218V81H217ZM221 82H222V81H221ZM221 82L218 83L219 86H217V87H220V83H221ZM229 82H230V81H229ZM229 82H228V83H229ZM239 82H240V81H238V83H239ZM244 82H243V83H244ZM4 83H3V84H4ZM15 83H16V82H15ZM24 83H25V82H24ZM30 83H31V82H30ZM30 83H29V84H30ZM65 83H66V82H65ZM71 83H72V85L74 84L73 82H71ZM78 83H77V84H78ZM83 83H86V82L84 81ZM88 83H91V82H88ZM136 83H137V82H135V84H136ZM156 83H157V85H158V87H159V84H158L159 81L156 82ZM165 83H166V82H165ZM192 83H194V82H192ZM192 83L190 84L191 87H192L191 91L188 90V92L190 91L191 93H192V91L194 90L193 87L196 88V87L198 86V85L195 84L196 82L194 83V84L196 85V87H195V85L192 86ZM199 83L202 84V82H200V81H199ZM199 83H197V84H199ZM206 83H208V82H206ZM214 83H215V82H214ZM224 83H226V82L224 81L223 84H224ZM243 83L240 82V84H243ZM254 83H255V81L253 82V84H254ZM3 84H2V85H3ZM36 84H35V85H36ZM41 84L44 85V83H40V88H41ZM62 84H63V83H62ZM69 84H70V83H69ZM81 84H80V88H82V87L84 86V85H83V86L81 87ZM104 84H106V77H105V82H104ZM107 84H108V83H107ZM107 84H106V85H107ZM128 84H130V83L128 82ZM135 84H134V86H135ZM140 84H141V83H140ZM201 84H200V85H201ZM218 84H216V85H218ZM229 84H231V83H229ZM240 84H238V85H240ZM248 84H249V83H247V84L244 83L243 85H245V86L247 85V86H248ZM251 84H252V83H251ZM8 85H9V84H8ZM13 85H14V84H13ZM31 85H32V84H31ZM31 85H29V86H31ZM33 85H32V86H33ZM35 85H34V86H35ZM37 85H36V86H37ZM49 85H48V86H49ZM66 85H68V83H67ZM72 85H71V86H72ZM74 85H75V84H74ZM86 85H87V83H86ZM89 85H91V84H89ZM109 85H110V87L112 86L111 83H109ZM132 85H133V84H132ZM137 85H138V83L136 84V88H137ZM155 85H156V84H155ZM157 85H156V87H157ZM169 85L173 86L172 84H169ZM169 85H166V86L168 87ZM174 85H175V84H174ZM184 85H187V84L185 83ZM188 85H189V84H188ZM190 85H189V86H190ZM200 85H199V86H200ZM203 85H204V86H203ZM203 85L200 86V87H202V88H203V87L206 88L207 91H208V90L211 91V89H214V90H212V91L214 92L215 89H217V88H215V87H216L215 84H213V86H211V89H209V88L207 89L208 84H203ZM206 85H207V87H205ZM224 85H225V84H224ZM224 85H221L222 88H225ZM232 85H237V83L235 82V84H232ZM238 85H237V86H238ZM256 85H257V84H256ZM256 85H254V86H256ZM259 85H260V82H258V85L256 86V88H257ZM263 85H264V84H262V86H263ZM0 86H1V85H0ZM3 86H4V85H3ZM5 86H6V85H5ZM10 86L12 87V85H9L8 88H9ZM25 86H26V85H25ZM25 86H23V87H25ZM32 86H31V87H32ZM61 86H62V85H61ZM71 86H69V88H70ZM75 86H76V88H75L76 90L79 89V88L77 87V85H75ZM96 86H97V85H96ZM96 86H95V87H96ZM100 86H101V84L98 85V88H99ZM113 86H114V84H113ZM134 86H133V87H134ZM139 86H140V85H139ZM139 86H138V87H139ZM143 86H144V85H143ZM146 86H147V85H145L144 87H146ZM226 86H227V85H226ZM228 86H229V85H228ZM247 86L245 87V89L247 88ZM254 86H252V87L254 88ZM11 87L9 88V90L12 89ZM49 87H52V86H49ZM55 87H56V84H55ZM55 87H54V88H55ZM57 87H59V86H57ZM63 87H64V85H63ZM67 87H68V86H67ZM72 87H73V86H72ZM72 87H71V88H72ZM84 87H85V86H84ZM84 87H83V88H84ZM102 87L105 89L106 86L103 85ZM107 87H108V86H107ZM107 87H106V88H107ZM110 87H109V88H110ZM140 87H141V86H140ZM148 87H152V85L150 86V84H149ZM148 87H147L146 89H148ZM153 87H154V86H153ZM153 87H152V89H153ZM156 87H154V88H156ZM160 87L162 88L163 85L160 86ZM175 87H176V85H175ZM175 87H173V88H171V89H174ZM177 87H178V86H177ZM177 87H176V88H177ZM239 87H240V86H239ZM241 87L243 88L242 85H241ZM241 87H240V88H241ZM249 87H250V89H253V88H251V85L248 86V89H249ZM263 87H264V86H263ZM3 88H5V87H3ZM8 88H7V89H8ZM27 88H29V87L27 86ZM27 88H26V91H27ZM37 88H39V86H37ZM40 88L38 89V92H39V91L41 92V90H43V89L45 88V85H44V88H43V89L40 90ZM59 88H61V87H59ZM113 88H114V87H113ZM113 88H112V89H113ZM131 88H132V86H131ZM134 88H135V87H134ZM178 88H179V87H178ZM202 88L197 87V91H199V89H200V90H202V91H200V92L203 93L204 88H203V89H202ZM226 88H227V87H226ZM228 88H229V87H228ZM230 88H231V87H230ZM234 88H235V86H234ZM260 88H261V85H260ZM31 89L33 90V88H31ZM31 89L29 88V91H28L29 93H30V91L32 92ZM52 89H53V88H52ZM52 89H51V90H52ZM57 89H58V88H57ZM57 89H55V90L57 91ZM66 89L69 90L68 88H66ZM72 89H74V88H72ZM72 89H70V90H72ZM101 89H102V88H101ZM101 89H100V90H101ZM137 89H138V88H137ZM149 89L151 90V88H149ZM164 89H165V88H164ZM164 89H162V91H163ZM168 89H169V87H168ZM181 89H182V87H180V89H176V90L174 89V90H175V91L178 90V93H179V91H181ZM243 89H244V88H243ZM44 90H45V89H44ZM44 90H43L42 92H44ZM55 90H54V93H53L52 95L50 94V95H51V96H50V99H52V100H56L55 98H60V99L62 98L64 102H65V100H64L63 97L67 96V93H68V92H69V93L71 92L70 90H69L68 92H66V90L64 91L63 88H62L63 91H59V92H63V93L66 92V95L63 94V93H62V95H61L60 93H59L60 95H57L58 93L56 94V93H55ZM76 90H75V91H76ZM80 90H81V89H79L78 92H79ZM97 90H99V89H97ZM105 90H106V91H110L109 89H108V90L105 89ZM115 90H116V89H115ZM118 90H120V89L118 88ZM142 90H144V88H143ZM142 90H141V91H142ZM153 90H154V89H153ZM159 90H160V89H159ZM159 90H158V91H159ZM165 90L167 91V89H165ZM183 90L186 91L184 88H183ZM222 90H223V89H222ZM226 90L229 91V89H226ZM230 90H231V89H230ZM239 90H241V92H240ZM239 90H237V91H238V93L240 92V96L242 95L241 93H245V92H242V89H239ZM253 90H255V89H253ZM258 90H259V88H258ZM12 91H13V90H12ZM12 91H11V92H12ZM26 91H25V88H24V92H25V93H26ZM36 91H37V89H36ZM72 91H73V90H72ZM84 91H85V88H84ZM95 91H96V90H94V92L92 93L93 95L96 94ZM103 91H104V90H103ZM123 91H125V90H123ZM169 91H170V89H169ZM169 91H167V92H169ZM184 91H183V92H184ZM194 91H195L196 95L199 94V92L197 93L196 90H194ZM204 91H205V90H204ZM210 91H209V92H210ZM224 91H225V89H224ZM231 91H232V90H231ZM244 91H245V90H244ZM250 91H251V90H250ZM260 91H261V90H260ZM262 91H263L262 93H264V90H262ZM0 92H2V91H1V87H0ZM9 92H10V91H9ZM34 92H35V89H34ZM38 92H37V93H38ZM42 92H41V93H42ZM45 92H46V91H45ZM49 92H50V91H49ZM52 92H53V90H52ZM52 92H51V93H52ZM57 92H58V91H57ZM85 92H86V91H85ZM91 92H92V91H91ZM91 92H89V93L91 94ZM98 92H99V91H98ZM111 92H113V93H111ZM111 92H110V93L113 95V97H111V98L113 99V98H114V94L116 95L117 93H116V91H111ZM121 92H122V91H121ZM121 92H120V93H121ZM144 92H146V93L148 94L147 90L142 91L141 93H143L144 95H146ZM154 92H156V94L159 93V92L157 93V90H156V91H153V93H154ZM225 92H226V91H225ZM225 92H223V93H225ZM251 92H252V91H251ZM2 93H3V94H7V92H4V91H3ZM29 93H28V94H29ZM69 93H68V94H69ZM72 93H73V92H72ZM80 93L82 94V92H79L78 94H80ZM87 93H88V92H87ZM87 93H86V94H87ZM89 93H88V96H89ZM104 93H105V91H104ZM106 93H107V92H106ZM110 93H109V94H110ZM173 93H174V92H173ZM175 93H177V92H175ZM178 93H177V94H178ZM185 93L188 94L187 91H186ZM195 93H194V94H195ZM205 93H206V92H205ZM205 93H204L202 96H206ZM210 93H211V92H210ZM210 93H208V94L210 95ZM216 93H217V92H216ZM218 93H221V90H220ZM223 93L218 94V95H224ZM227 93H228V92H227ZM233 93H234V91H233ZM235 93H237V92H235ZM246 93H248V92H247V89H246ZM249 93H250V92H249ZM252 93H253V92H252ZM255 93H256V91H255ZM258 93H259V91H258ZM13 94H14V93H13ZM31 94H33V93H30V95H31ZM38 94H39V93H38ZM38 94H37V95H38ZM42 94H45V93H42ZM42 94H41V96H42ZM48 94H49V93H47V94H45V95L47 96ZM73 94H75V93H73ZM78 94H77V95H74V96H76V98H77ZM99 94H100V93H99ZM101 94H102V93H101ZM109 94H106V95H105V96L108 95L107 98H105V100L108 99V97L111 95V94H110V95H109ZM121 94H122V93H121ZM121 94H120V98L123 97V95H122V97H121ZM126 94H127V92H126ZM126 94H125V95H126ZM143 94H139V95H141L140 97L143 98V96H144ZM149 94H150V92H149ZM170 94H171V91H170ZM181 94H182V91H181ZM181 94H179V95H181ZM194 94H193V93H192V94L189 93V96L191 95L192 97H194ZM206 94H207V93H206ZM212 94H213V93H212ZM229 94H230V93H229ZM250 94H251V93H250ZM250 94L247 95V96L245 95V97H243V99H242V96H244V95H242L241 97H239V98H240V99H239L240 102H239L238 99L235 98L236 100H238V102H236V100H234V101L232 100L233 103H231V104L233 105L234 102L237 103V104H234V109H235V105L237 106L238 109L240 108V106L238 107V105H242V106H244L246 109H248V110H252V113H253V114L255 113L254 115L258 116V118H261L262 121H263V119H264V100L262 101L263 104H261V103H259V99L257 100V98H255V96L252 97V96H250ZM1 95H2V94H1ZM1 95H0V97H1ZM9 95H10V94H9ZM11 95H12V94H11ZM11 95H10V96H11ZM71 95H72V94H71ZM97 95H98V94H97ZM112 95H111V96H112ZM129 95H130V94H129ZM129 95H127V96L129 97V99L132 98V97H130L131 95H130V96H129ZM153 95H155V94H152V96H153ZM159 95H160V94H158V98H159V97H162L161 95H160V96H159ZM184 95H185V94H184ZM200 95H201V94H200ZM214 95H215V94H214ZM218 95H215V96L218 97V98L215 97L216 100L211 99V101H213V100H214V101H218V100H217V99H219V96H218ZM227 95H228V94H227ZM227 95H226V97H227ZM235 95H237V94H235ZM252 95H253V94H252ZM259 95H261V92H260ZM259 95H258V96H259ZM6 96H7V95H5V99H6ZM12 96H13V95H12ZM32 96H33V95H32ZM34 96H35V95H34ZM38 96H39V95H38ZM74 96H73V97H74ZM81 96H82V95H80V97H81ZM86 96H87V95H85V96L83 95V97H82L81 99H83V101H84V98H86ZM88 96H87V97H88ZM103 96H104V94H103ZM118 96H119V93H118L117 97H118ZM150 96H151V95H150ZM156 96H157V95H156ZM173 96H175V94H174ZM207 96H208V95H207ZM224 96H225V95H224ZM237 96H239V94H238ZM263 96H264V95H263ZM263 96H262V97H263ZM7 97H8V96H7ZM47 97H48V96H47ZM71 97H72V96H71ZM73 97H72V98H73ZM78 97H79V96H78ZM89 97H90V96H89ZM89 97H88V99H89ZM140 97H139V98H140ZM181 97H182V96H181ZM181 97H180V98H181ZM183 97H184V96H183ZM183 97L181 98V100L183 99ZM185 97H186V96H185ZM187 97H188V95H187ZM187 97H186V99H187ZM192 97H190V100H192V99H191ZM195 97H196V96H195ZM195 97H194V98H195ZM211 97L213 98V96H209V97H206V98L210 99ZM230 97L233 98V96H231V94H230V95L228 96V100H229ZM3 98H4V96H3ZM8 98H9V97H8ZM10 98H11V97H10ZM53 98H54V99H53ZM67 98H69V97L67 96ZM74 98H75V97H74ZM76 98H75V99H76ZM94 98H95V97H94ZM98 98H101V99L103 98L102 100H104V97H102V96H100V97L98 96ZM98 98H96V99L99 100ZM109 98H110V97H109ZM125 98H126V97H125ZM145 98H147V96H146ZM162 98H163V97H162ZM162 98H160V99L162 100ZM177 98H178V97H177ZM194 98H193V100L195 101L196 99H194ZM198 98H200V97L197 96V99H198ZM206 98H205V99H206ZM222 98H225V97L221 96V99H222ZM237 98H238V97H237ZM62 99H61V100H62ZM65 99H66V98H65ZM75 99H73L72 102H74ZM79 99H80V98H78L77 100H79ZM92 99H93V97H92ZM96 99H95V100H96ZM115 99H116V97H115ZM127 99H128V98H127ZM135 99H136V98H135ZM137 99H138V98H137ZM188 99H189V98H188ZM200 99H201V98H200ZM203 99H204V98H203ZM241 99H242V100H241ZM261 99H262V98H261ZM261 99H260V101H261ZM1 100H2V97H1ZM46 100H47V101H46ZM46 100H45V101L48 103L49 97H48V99H46ZM52 100H51V101H52ZM61 100H60L59 102H57L58 100L56 101V102L58 103V105H59V103L61 102ZM68 100H70V98H69ZM90 100H91V99H89L88 101H90ZM95 100H93V102H94ZM109 100H110V99H109ZM122 100H123V98H122ZM122 100H120V102H121ZM132 100H133V98H132ZM144 100H145V99H144ZM181 100L179 99V100L174 101V102H175L174 104H177V103H178V105H179V104L181 103V102L179 103V101H181ZM190 100H188V101H190ZM198 100H199V99H198ZM219 100H220V99H219ZM228 100L226 99V102H227ZM43 101H44V100H42L41 102H43ZM75 101H76V100H75ZM83 101H82V102H83ZM135 101H136V100H135ZM138 101L140 102V100H138ZM142 101H143V100H142ZM177 101H178V102H177ZM183 101H185V99H183L182 102H183ZM186 101H187V100H186ZM199 101H200V100H199ZM199 101H198V102H199ZM205 101H207V100H205ZM211 101H210V102H211ZM222 101H223V100H221V102H222ZM224 101H225V99H224ZM54 102H55V101H54ZM54 102H53V103L51 102L52 104H51V103L48 104L49 107H50V105H51V107L54 108V107H53ZM56 102H55V103H56ZM70 102H71V101H70ZM70 102H69V103H70ZM77 102H79V101H77ZM82 102H81V103H82ZM86 102H87V101H86ZM86 102H85V103H86ZM96 102H99V101H95V103H96ZM101 102H102V103H105V102H103V101H101ZM107 102H108V101H107ZM107 102H106V103H107ZM109 102H110V101H109ZM109 102H108V103H109ZM112 102H114V101L112 100ZM116 102H117V101H116ZM118 102H119V101H118ZM125 102H126V101H125ZM129 102H130V100H129L127 103L129 104ZM131 102H132V101H131ZM195 102H197V101H195ZM201 102H202V101H200V103H201ZM219 102H220V101H219ZM221 102H220V103H221ZM26 103H27V101H26ZM43 103L45 104V102H43ZM47 103H46V104H47ZM57 103H56V105H57ZM61 103H62V102H61ZM81 103H80V104H81ZM88 103H89V102H88ZM99 103H100V102H99ZM188 103H189V102H188ZM188 103L186 102V104L188 105V107L191 106V107H192L191 110H193V106H192L190 103H189V104H188ZM202 103H203V102H202ZM208 103H209V102L207 101L206 104H208ZM212 103H213V104H214V103L217 104L216 102H212ZM212 103H211V104H212ZM228 103H230V101H229ZM228 103H225V104L228 105ZM238 103H239V104H238ZM28 104H30V102H28ZM41 104H42V103H40V106H41ZM63 104H65V107H64V109H65V108H67V106L70 107L71 104H74V103H71L70 105H67V106H66V102L63 103ZM63 104H61V105H63ZM76 104H77V103H76ZM80 104H79V105H80ZM82 104H83V103H82ZM82 104H81V105H82ZM92 104H94V103H92ZM97 104H98V103H97ZM111 104H112V103H111ZM111 104H110V105H111ZM116 104H117V103H116ZM119 104H120V103H119ZM128 104H127V105L125 104V108H126L127 106L130 105V104H129V105H128ZM183 104H184V103H183ZM186 104H185V106H187ZM192 104H193V103H192ZM197 104H198V103H197ZM197 104L194 103V106L197 105ZM206 104H205V105H206ZM209 104H210V103H209ZM209 104H208V106H210V107H212V106L215 105V104H214V105H211V104L209 105ZM225 104L223 103L222 106L225 105ZM231 104H229V105L231 106ZM38 105H39V103H38ZM54 105H55V104H54ZM58 105H57V106H58ZM95 105H96V104H95ZM102 105H104V104H102ZM102 105H99V106H102ZM112 105H113V106H111V107L115 108V107H114L115 104L113 103ZM121 105H124V104H121ZM132 105H133V104H132ZM136 105H137V102H136ZM171 105H172V104H171ZM199 105H200V104H199ZM199 105H197V107H198ZM229 105H228V106H229ZM1 106H2V105H1V103H0V264H13L14 262H12V261L15 260V258L18 257V256L20 255V253H19V255L16 256V257L14 258V257H13L14 254L12 253V251H16V250L19 251V249H21V248L24 247V245H23V241H24V238L27 237V235H26V237H25V234H28L27 231L30 230V228H29L28 230H26V229H24V227H26L25 225H26L27 223H28V224L31 223V222H30L31 220L29 221V219L31 218V216L29 215V213H30L29 211H30V209L35 210L38 206H40V204L44 203V200H45V199L48 200V202L50 201L49 203L52 204V205L50 204V206H49V207H51L52 212H51V210H50V211H49V210L47 211V210L45 209V208H47V207H44V210H45V211H43V212H46V211H47V213L49 212L48 214L51 216V218H50L49 215H48V216H49L50 219H53V220H51L52 223H53V221H55V223H56V221H61V222L64 221V225H65L66 222H68L67 220L70 219L71 216H72V215H71V214H72L71 211H76L77 214H73V215H75L74 217H76V218H71V219H73V220L75 219V220H74L75 223H77V221L79 220V222H81V225L84 223V224H86V226H91V227L87 228V229H88L87 231H88V234L91 233L93 237H95V235H96V237H98V236H97V235H99L98 233L101 234V232H103V233H105V234L108 233L107 235L110 236L111 238H113V240H115V239H116V240H117V239L120 240V239H121V241H119V242H122V239L124 240V238H127V237L130 238V241H132V242H129V241H123V242H124L123 244H122V243H118V244H120V245H121V244L124 245V248H122L123 250H121V252H118L119 254H118V256H116V257L119 258V260L122 262V263H120V264H264V244H263V245L261 244V243H264V188H263V189H260L259 187H257V188H259V189H257L256 187H253V189L251 190L252 187H251V188L248 187V188H250V190H251V191H250L246 186H245V187H242V188H245V189L247 188V191H246L245 189H244V190L242 189V190L248 192L249 195H251L250 198L248 197L249 199H247V200H248V202H249V201L252 199V204L250 205V208H246V207H247V204H246V203H248V202L245 200V201H246V203H245L246 206L244 205V208H245V209H243V207H242V203L245 202V201L243 200V197H242L241 199H242L243 201L241 202V205H240V206L242 207V209H239V208H238V209H239V211H238V209H237L238 213H236V210L234 209V210H235L234 214L236 213V215H234V214H231V213H230V211H229L230 209L226 208V205L223 207V204L227 203V201H226L227 199H225V201L223 200V198H224V196H225L224 193H226L227 195L229 194L230 196L232 195V196H234V198H235V196H236V194H235L234 192H232V190L230 191L231 188H230V189H226L227 187L225 188V186L227 185V183H228L227 186H230V185H229V184H230L229 182H231V181H228V180H229L228 178H226V182H225V180H224V182L221 181V180H219V178H220L221 175H219V178H218V179H215V178H214V180L221 181V182H218L219 184H217L216 182H215L216 184H214V187L217 188V189L219 190V192H218V190H217V191L214 190L215 188L213 187V184L211 185V182H212L211 180H210L211 182H209V179H208V182H207V178H211V177H212L211 174H210L211 176L209 175L210 177H207L208 174H207V175L205 174L206 176H205L204 174H203V175H201V174H197V173H200V170H197L198 172H197L196 174H197V175H201L200 178H199V179H200L199 181H198V180H195L197 177L194 178V177H192L191 175H189V177L191 176L190 179H191V178L194 179V180L191 179L190 182H192V183L194 184V186L197 187V189L199 188V189H201V190H203V191H204V190H206L207 192L209 191L207 194H209V193L211 192L210 195H213V193H214V196H215V194H216V196H218L219 200L222 199V200H220V201H224V202H225V203H222V202H221V203H222V204H221L222 207L219 205V206H220L219 208H224L225 211L223 212V214L226 212L225 214H227V216L224 214L226 217H225V216L222 217V218H221V217H220V218L217 217V219L214 218V219L212 220V218L210 219V217L208 216L209 218H208V220H207L206 217L203 215V211L205 210V208H204V210H203L202 212L200 211V213L205 217L206 221L209 222V219H210V222H209L210 224H208V223H207V224L210 225V226L215 227V231H216V230L219 231L220 229H221V230H225V231H238V232H240V233L242 232V233H241L242 235H244L243 233H245V234H247V236H248V235L250 236V237L248 236V238H249V239H248V238H246L247 236H246V237H245V236H242V237L240 236V237H239L238 235L234 234V236H235V235L238 236L237 239H239V241L237 242V240H235V239H236V238H235V239L233 240L234 242L236 241L235 244H232V242H231V243H228V244H226V245L221 244V245H222L221 247L218 246V244L220 245V243H219L220 241H219V240H221L222 238L217 239V240H218V244H215V243H217V240H216V242L214 243V241L212 240V239H214V238H212V239H208V240H207V238H206V240H205V237H203V236H198V238L200 237V239H199V240H196L195 237H197V236H193V234H194V233L196 234V232H197V234L201 233L200 231H199V233H198V230H197L199 226L197 227V229H195V230H197V231L194 232L193 234H192V232L195 231V230H193V229H189V227L191 228V225L188 226L187 229L191 230V231L188 232V233H191V234H192V235H190V236H189L188 234H186L185 232H184V233H181V232H183V230L181 229V230H182V231H181L178 227H176V229L173 228L172 226H171L172 228H171L170 226H169L170 228H168V227L165 228L166 226L160 227L161 223L164 224V221L166 222L165 219H168V218H166L167 216H166L163 212L168 211L169 209H170V211H171V210L173 211L174 207L172 206L173 209L170 208V207H171V206H170L171 204H169V203H167V204H169L168 207H167L166 203H164V201H163V199H162V196L165 197V195H166V192H165V191H166L167 189H165V187H164L165 191H162L163 188L161 189V188H159V187L157 186V184H158V185L160 184V183H159L160 181H158V180L156 179V180L158 181V183L155 184V183H154L155 179H153L154 181H152L151 179H149V178H151V177L153 178V176H151V175L149 176V174H145V175H143V171H142V170H141V171H142L141 174L143 175V177L140 178V179L143 180V183H142V185H140V186H141V187L144 186L143 188H145V187H146V188H149V187L152 188L154 185H156L157 188H156V187H153V189H154V188H155V189H158V188H159L160 191H161L162 193H163V192L165 193V195H164V193H163V195H162L161 197H159V198L162 199L163 204H161L160 202H158V204H157V203L150 202L149 200H147V198L150 199L151 197H147V196H146L147 198H146V197H145V198L143 197V198L141 199V197H142L143 195L149 193L148 191H150V190L153 191V190L150 189V188H149L150 190L147 189L148 191L144 189L145 192L147 191L148 193H144L143 195L141 194L142 191H140L141 193H139V195H138L139 197H140V195H141L140 198H135V197H137V196H136L137 193H135L136 195L133 194V195H135L134 198H133V195H132V196L130 195L131 197H129V194H128L129 192L127 193L128 195H126V193L123 192V191L128 190L129 188H128V189L126 188V190H124V189H125V188H124L123 191H122V189H119V191H118L119 194L117 193V191H116V194H114V193H115L114 190H118V188H115V189H108L107 185H109V183H107L106 181L103 182L104 184L107 183L106 186H105L103 183L100 184V181H101V182L103 181V180H101L102 177H101L100 179H98V181L100 180L99 183H98V182H96V183L94 182V184L91 185V186H88L89 183L87 184V186H88L89 188H90V187H91L92 189L94 188L93 190H91V189H90V190H89V189L87 190V188L85 189V186H84L83 188L81 187L83 181H85V180H89V178H90V179H93L94 176H95L94 178H98L99 176H96V175H98V174H93L94 176H93L92 178L90 177L91 174H89V177L86 176V179L82 180V183L80 182V185H81L80 187L82 188V189H80L81 195H82V196H86V198H88V199L90 200V202H88L89 200H88V201H85L84 199H81V198H82L81 196H80L81 198H79V199H76L77 197L74 198V197H72V196H67V195L63 196V191H64V190H63V188H62L61 186H60V187H61L60 190L62 189V191H55V192H54V190L57 189V188L55 187V189H52L53 192H54V193H53L52 190H50V189H51V188H54V187H51V188L49 189L48 186H45V185H44L46 188L48 187V188H47V191H48V190L51 191V192L49 191L50 194H51V195L49 196V194L45 193V191H46V190H44L45 187L42 188V186L40 185V184H42V185L45 184V182L42 183L43 180H45V177H44L43 175H45V176L47 175V176H48L47 173L52 172V169L55 168V167L57 166V163H55V161H56L57 157H59L60 154H63V151H64V150L62 151V149H60L59 147H60L61 145H64V144H65V143H64L65 141H66V142L68 141V142H67V144H68V143H69V140H68V139H70V137L72 138V133H75V132H74L75 130H76V132H77V129H78V128L81 129L82 126H83V123H84V122H83V123H80V122H82V121H81V120L78 121V120H79V119H78L79 117H78V118L76 117L78 120H77V119H76V120L73 119V120H74L73 122H71V121H67V120H64L65 118L67 119V117H65V118L63 117V119H62V118H61L62 116L60 117V115L57 114V115L59 116V117H58V116H56V114H55V115L53 114L54 111H55V113H56V110H53V109H52V110H53L52 113H48V112H46L47 110H48V111H51V110H49V108H48L47 106H46V108H48V109H47V110L45 109L46 111H44V112L41 111V110H33V109H32V105H31V107L28 105L30 108H27V105H26V106H25V105L21 106L22 108L25 106V109H23V110H21V111H14V110H16V109H14V110L12 109V110H11V108L6 109V108H3V106H2V107H1ZM63 106H64V105H63ZM72 106H73V105H72ZM119 106H120V105H119ZM182 106H183V107H182ZM182 106H181V107H182L183 110H184L185 107H184V105H182ZM200 106H202V107H199L200 109H201V108L205 109V107H204L203 105H200ZM216 106L220 107V105H218V104H217ZM242 106H241V109H240V110H242ZM21 107H20V108H21ZM41 107H42V106H41ZM51 107H50V108H51ZM73 107H74V106H73ZM73 107H71V108H73ZM102 107H103V106H102ZM104 107H105V110H106V107H107V106L105 105ZM117 107H118V106H117ZM117 107H116V108H117ZM188 107H187V108H188ZM195 107H196V106H195ZM206 107H207V105H206ZM210 107H207L206 109H209ZM223 107H225V106H223ZM244 107H243V108H244ZM22 108H21V109H22ZM44 108H45V105H44V107H43L42 109H44ZM55 108H58V107L55 106ZM55 108H54V109H55ZM59 108L62 109V108L60 107V105H59ZM71 108H69V109L71 110ZM99 108H101V107H99ZM113 108H112V112H114V113L116 114V112L113 111ZM116 108H115V109H116ZM118 108L120 109V107H118ZM122 108H123V107H122ZM127 108H128V107H127ZM127 108L124 109V110H125V111L128 110ZM129 108H131V107L129 106ZM176 108H179V107L177 106ZM182 108H181V109H182ZM187 108H186V110H187ZM189 108H190V107H189ZM212 108H213V107H212ZM216 108H217V107H216ZM221 108H222V107H221ZM237 108H236V109H237ZM102 109H103V108H102ZM132 109L134 110V108H132ZM132 109H130L129 111H131ZM135 109H136V111H137V108H135ZM195 109H196V108H195ZM195 109H194V110H195ZM200 109H199V110H200ZM203 109H201L200 111H202ZM218 109H220V108H218ZM226 109H227V107H226ZM62 110H63V109H62ZM66 110H67V109H66ZM72 110L74 111V109H72ZM107 110H108V109H107ZM109 110H110V108H109ZM209 110H211V111H209ZM209 110H208L207 112H208L209 114H211L212 109H209ZM214 110H215V108H214ZM214 110H213V111H214ZM216 110H217V109H216ZM222 110H223V109H222ZM224 110H225V109H224ZM229 110H230V109H229ZM64 111H65V110H64ZM68 111H69V110H68ZM68 111H67V112H68ZM129 111H128V112H129ZM187 111H188V110H187ZM196 111H197V113H201V112H198L197 109H196ZM196 111H194V112L196 113ZM203 111H204V110H203ZM203 111H202V113H204ZM242 111H244V110H242ZM71 112H72V111H71ZM109 112H110V114H111V111H108V113H109ZM126 112H127V111H126ZM131 112H133V111H131ZM189 112H190V111H189ZM189 112H186V113L189 114ZM217 112H219V111L217 110ZM65 113H66V111H65ZM69 113H70V112H68L67 114H69ZM108 113H106V114H108ZM117 113H118V112H117ZM120 113H122V112H120ZM192 113H193V112H192ZM195 113H194V114H195ZM202 113H201V114H202ZM110 114H109V116H110ZM115 114H113V115H115ZM123 114H124V113H123ZM128 114H129V113H128ZM128 114L126 113V114H124V116L126 115V117H128V116H127ZM130 114H131V113H130ZM130 114H129V115H130ZM132 114H133V113H132ZM187 114H186V115H187ZM194 114H190L189 116L192 117L191 115H193V117H194ZM201 114H200V115L197 114V115H198V116H202ZM242 114H243V113H242ZM242 114H241L240 112H238L237 110H236L235 112H234V111H233V112H232V111L228 112V110H227V112H226V110H225V112H222V113H221V111H220V115H218L220 118H218V116L215 115V112L213 113V115H214L213 117H214V118L217 117L219 120L221 119V117H222L223 119H229V118H232V119H234V120H233V123H234V122H236L237 120H242V121H243L244 119H246V118L249 116V114H251V112H249V114H248V116H247L246 118L243 117L244 119H242V117H240V116H242ZM69 115H70V114H69ZM118 115L120 116V114H118ZM118 115H116V116L119 117ZM134 115H136V114H134ZM204 115H205V114H203V116H204ZM111 116H112V114H111ZM111 116H110V117H111ZM121 116H122V115H121ZM124 116H123V117H124ZM131 116H132V115H130V117H131ZM195 116H196V115H195ZM209 116H210V115H209ZM244 116H246V114H245ZM250 116H252V115H250ZM250 116L248 117V119L250 118V121H251L252 117H250ZM70 117H73V116L70 115ZM70 117H68V118H70ZM112 117H113V116H112ZM112 117H111V118H112ZM133 117H134V116H133ZM135 117H137V115H136ZM167 117H168V116H167ZM184 117H185V116H184ZM186 117H187V116H186ZM205 117H206V118H211L212 116H211V117H208V114H207V115H205ZM205 117H204V118H205ZM108 118H109V117H108ZM120 118H121V117H120ZM120 118H119V119H120ZM124 118H125V117H124ZM171 118H172V117H171ZM171 118H170V119H171ZM176 118L178 119V117H176ZM255 118H256V117H255ZM258 118H257V119H258ZM70 119H72V118H70ZM84 119H87V123H86V124H88L89 121L93 122V119L90 120L91 118H90V119H88V118H84ZM109 119H110V118H109ZM112 119H115V116H114V118H112ZM116 119H117V118H116ZM164 119H165V118H164ZM164 119H163V120H164ZM167 119H168V118H167ZM167 119H165V120H167ZM173 119H175V116H174V118H172V123H173V124H170V127H171V125H174V124H175V123L173 122ZM184 119L187 120V118H184ZM184 119H183V120H184ZM189 119H192V118H189ZM193 119H195V117H194ZM223 119H222V121H223V123H225V121H224ZM232 119H229L228 121H230V120H232ZM183 120H182V121H183ZM186 120H184L185 123H186ZM198 120H199V117H198V119L195 120V121H198ZM214 120L216 121V119H214ZM214 120H213V122H214ZM235 120H236V121H235ZM252 120H255V119H252ZM259 120H260V119H259ZM160 121H161V120H160ZM168 121H169V120H167V122H168ZM174 121H175V120H174ZM177 121H178V120H177ZM191 121H192V120H191ZM217 121H218V120H217ZM217 121H216L215 123H211V122H210L212 125L209 123V125H210L209 128H210V129H213V130L215 129V130H218V131H223V128L225 129L226 126L224 127L223 125H221L222 123L219 124ZM220 121H221V120H220ZM228 121H227L226 123H228ZM245 121L248 122V120H245ZM245 121H244V123H242V124H244V125L246 124V125H247V122L245 123ZM257 121H258V120H257ZM163 122H164V125H166L165 123H167V122H165V121H163ZM169 122H170V121H169ZM175 122H176V121H175ZM184 122H183V125L188 124V123L185 124ZM188 122H190V120H189ZM202 122H204V121H202ZM230 122H231V121H230ZM259 122H260V121H259ZM170 123H171V122H170ZM179 123L182 124L181 121H180ZM179 123H178V122L176 123V125H178L177 127H179L178 129L181 128V126H179V125H180ZM192 123H194V120H193ZM199 123H201V121H200ZM226 123H225V124H226ZM233 123L231 122V124H229V125H231L232 128L234 127V129H237V128L235 127V126H237V125H236V124H233ZM239 123H240V121H239ZM249 123L251 124V122H248V124H249ZM252 123H253V121H252ZM168 124H169V123H167V126H168ZM190 124H191V123H190ZM196 124H197V123L193 124V126L195 125V127H196ZM204 124H205V123H204ZM237 124H238V121H237ZM240 124H241V123H240ZM250 124H249V125H250ZM255 124L257 125V123L254 122L253 125L256 126ZM259 124H260V123H259ZM162 125H163V124H162ZM164 125H163V126H164ZM188 125H189V124H188ZM249 125H248V126H249ZM251 125H252V124H251ZM251 125H250L249 127H251ZM253 125H252V126H253ZM261 125H262V123H261ZM261 125H260V127H261L262 129H261V128H260V129H261V131H262V130L264 129V127H262V126H263L264 124H263L262 126H261ZM167 126H166V128H167ZM199 126H200V125H199ZM199 126L197 125V127H198V128L196 127L197 130L199 129ZM204 126H205V125H204ZM227 126H228V125H227ZM231 126H230V127H231ZM241 126H243V125H240V127H241ZM168 127H169V126H168ZM186 127H187V126H186ZM190 127L192 128V125H191ZM237 127H238V126H237ZM164 128H165V127H164ZM166 128H165V129H166ZM184 128H185V127L182 126V129H180V131L184 130V132H186L185 129L187 130V128H185V129H184ZM196 128H192V129L195 130ZM206 128L209 129L208 127H206ZM227 128H228V127H227ZM232 128L229 129V130H233ZM241 128H242V127H241ZM245 128H246V127H243L242 129L245 130ZM252 128H253V127H252ZM254 128H255V127H254ZM257 128H258V127L256 126V129H257ZM80 129H79V130H80ZM168 129L171 130V128H168ZM175 129H176V128H175ZM178 129H177V130H178ZM204 129H205V128H204ZM204 129H203V131H204ZM238 129H239V128H238ZM238 129H237V131L235 132V134H236L237 132H240V131H238ZM242 129H241V130H242ZM246 129H250V128L247 127ZM256 129H255V130H256ZM190 130H191V129H190ZM190 130H188V136H187L189 139H192V138H195V137H199V136H198L199 134H198V135L193 134L194 132H197V131H194L193 133H190V132H191ZM199 130H200V129H199ZM201 130H202V128H201ZM201 130H200V131H201ZM215 130H214V131H215ZM225 130H227V129H225ZM229 130H227V131H229ZM244 130H243V131H244ZM253 130H254V129H252V131H253ZM258 130H259V129H258ZM180 131H179V132H180ZM200 131H199V133H200ZM203 131H201V132H203ZM205 131H206V129H205ZM205 131H204V132H205ZM218 131H217V132H218ZM246 131H247V130H245L244 132H246ZM249 131H250V130H249ZM263 131H264V130H263ZM263 131H262V132H263ZM171 132H172V130H171ZM224 132H225V131H224ZM247 132H248V131H247ZM181 133H183V132H181ZM205 133H207V131H206ZM219 133H223V132H219ZM226 133H229V132H226ZM226 133H224V139L222 138V142H223V140H224V141L228 140L227 138L229 137V134H227L228 137H226V136H227V135L225 136ZM253 133H255V132H253ZM256 133H257V131H256ZM256 133H255V135H256ZM259 133H260V132H258V134H259ZM170 134H171V133H170ZM190 134H191V135H190ZM201 134H202V133H201ZM239 134H240V133H239ZM247 134L249 135L250 132H248ZM263 134H264V133H263ZM73 135H74V134H73ZM85 135H87V133H86V132H83V136H85ZM111 135H113V134H111ZM202 135H203V136L206 135V138H207V135H209V133H208V134H202ZM221 135H222V134H221ZM230 135H231V133H230ZM236 135H237V134H236ZM240 135H241L242 137H243V136L245 137L246 133H245V135H243V134H240ZM248 135H247V136H248ZM251 135H252V132H251ZM259 135H260V134H259ZM169 136H170V135H169ZM171 136H172V134H171ZM175 136H176V134H175ZM175 136H174V137H175ZM178 136L180 137L181 135H178ZM200 136H201V135H200ZM203 136H202V137H203ZM210 136H211V135H210ZM210 136H209V137H210ZM232 136H234V133L232 134ZM232 136H231V137H232ZM249 136H250V135H249ZM263 136H264V135H263ZM172 137H173V136H172ZM182 137H184V136H182ZM221 137H223V136H221ZM225 137H226V140H225ZM234 137H235V136H234ZM234 137H232V139H233ZM238 137H239V136H238ZM242 137H240V138H242ZM254 137H255V136H254ZM254 137H253V138H254ZM257 137H259V136H257ZM175 138H176V137H175ZM206 138H205V140H204V137L201 138V139L204 140V141L206 142ZM210 138H212V137H210ZM210 138H209V139H210ZM253 138H252V136H251V139H253ZM170 139H171V138H169V140H170ZM176 139H177V138H176ZM197 139L199 140V138H197ZM213 139H214V138H213ZM213 139H210V140H212V142H211L210 144H211V148L214 149V152H215L216 149L213 148V147H216V146H217V143L220 144L221 141L218 142V141L216 140V142H214ZM229 139H230V137H229ZM232 139H231V140H232ZM235 139H236V138H235ZM248 139H249V137H248ZM251 139H250V142H253V141H251ZM257 139H258V138H257ZM259 139H260V138H259ZM261 139H263V137H261ZM261 139H260V140H261ZM70 140H71V139H70ZM166 140H167V139H163L162 142H163V141H166ZM174 140H175V139H174ZM179 140H181V138H179ZM182 140H183V139H182ZM193 140H194V139H193ZM195 140H196V139H195ZM202 140H201V141H202ZM210 140H209V141H210ZM214 140H215V139H214ZM240 140H241V139H240ZM240 140H238V141H240ZM242 140L244 141L243 138H242ZM253 140H256V139L254 138ZM260 140H259V141H260ZM183 141H184V140H183ZM191 141H192V140H191ZM201 141H199V142L193 141V142H192V143L195 142V144L192 145V147H193L192 151L195 152V150H196V152H195V153H196V156L200 155V157H202L201 154L204 153V152H203V149H202L203 146H204V145L209 146V145H208L209 141H208L207 144H206L205 142H204V143H205V144H204L203 141H202V143H203V144H202ZM228 141H229V142H227V143H230V142L233 143V141H235V140H232V141L228 140ZM243 141H240V142H243ZM246 141H247V139H246ZM246 141H245V143H246ZM256 141H257V140H256ZM166 142H168V141H166ZM180 142H181V141H180ZM184 142H185V141H184ZM187 142H188V140H187ZM187 142L184 143V144L187 145ZM213 142H214V144H213ZM240 142H239V144H240ZM250 142H249V146H250V144H251ZM261 142H263V141L261 140ZM261 142H260V143H259V142H257V143L255 142V144L253 143V145L256 146L255 151H256V150H257V152L259 151L263 156H253V155H252V156H253V157H252V156L249 154V153H251L250 151H248V153H247L245 150H244V151H245L247 154L250 155L248 158H251V157H252L253 161H254L256 164H259V165H262V164H263V167H264V145H260ZM63 143H64V144H63ZM170 143H171V141H170ZM178 143H179V142H177L175 145H177ZM189 143H191V142H189ZM189 143H188V145H189ZM196 143H197V144H196ZM215 143H216V145H215ZM223 143H226V142H223ZM223 143H222V144H223ZM232 143H231V144H232ZM234 143H235V142H234ZM236 143H238L237 140H236ZM243 143H244V142H243ZM243 143L240 144V145L243 146ZM263 143H264V142H263ZM263 143H262V144H263ZM67 144H66V145H67ZM165 144H166V143H165ZM171 144H172V143H171ZM181 144H182V143H181ZM222 144L220 145L219 148L222 149V152H224V151L226 152V150L223 149L225 146L223 145L224 147H223V148L221 147ZM66 145H64V146H66ZM109 145H110V144H109ZM161 145H162V144H161ZM166 145H167V144H166ZM166 145H165V146H166ZM229 145H230V144H229ZM229 145L226 144V146H229ZM232 145H233V144H232ZM246 145H247V144H246ZM253 145L250 146V147L253 148ZM67 146H68V145H67ZM67 146H66V147H67ZM69 146H70V145H69ZM69 146H68V150L70 151L71 149L69 148ZM105 146H106V148L109 147V146H107V145H105ZM112 146H113V145H112ZM168 146H169V145H168ZM177 146H178V145H177ZM177 146H173V147H174V148L176 147L175 149H177ZM179 146H180V145H179ZM207 146H206V147H207ZM244 146H245V145H244ZM244 146H243V147H244ZM247 146H248V145H247ZM62 147H63V146H62ZM62 147H61V148H62ZM66 147H65V148H66ZM110 147H111V146H110ZM166 147H167V146H166ZM170 147H171V146H170ZM186 147H187V146H185V148H186ZM188 147H191V145H189ZM204 147H205V146H204ZM231 147H232V149H233V146H231ZM234 147H235V146H234ZM58 148L60 149L59 152H58L59 155H58V153H57ZM65 148H63V149H65ZM113 148L116 149V148H118V147H113ZM178 148H179L178 151H180V149H181L182 147H181V148L178 147ZM185 148H184V149H185ZM209 148H210V147H209ZM209 148H208V149H209ZM216 148H217V147H216ZM225 148H226V147H225ZM228 148H229V147H228ZM237 148H238V147H237ZM240 148L242 149L241 146H240ZM240 148H239V149H240ZM247 148L249 149V147H247ZM107 149H108V148H107ZM109 149H110V148H109ZM115 149H113V150H115ZM186 149H189V148H186ZM186 149L183 150V151H186ZM204 149H205V148H204ZM206 149H207V148H206ZM235 149H236V148H235ZM244 149H245V148H244ZM250 149H251V148H250ZM113 150H112V151H113ZM120 150H122V149H120ZM120 150H119V151H120ZM168 150H169V149H168ZM170 150H171V149H170ZM181 150H182V149H181ZM201 150H202V153H201V154L198 153V155H197V151H198V152H201ZM209 150H210V149H209ZM223 150H224V151H223ZM227 150H228V149H227ZM229 150H231V149H229ZM237 150H238V149H237ZM237 150L234 151V152L232 151V153L235 154V152H236V154H239V152L237 153ZM246 150H247V149H246ZM61 151H62V153H60ZM110 151H111V150H110ZM117 151H118V149H117ZM189 151H191V150H188V151H186V152H189ZM204 151H205V150H204ZM210 151H211V150H210ZM216 151H218L219 154L221 153V152H220V149H219V150H216ZM238 151H240V150H238ZM255 151L252 150V154H253V152H255ZM120 152H121V151H120ZM120 152H119V153H120ZM124 152H125V151H124ZM169 152H171V151H169ZM169 152H168V153H169ZM208 152H209V151H206L205 154L207 155ZM214 152L212 151V154H213V155H214ZM230 152H231V151H230ZM240 152H241V151H240ZM65 153H68V152L65 150L64 155H65ZM112 153H113V152H112ZM116 153H118V152H116ZM160 153H161V151H160ZM176 153L178 154L179 152L176 151ZM183 153H184V152H182V153L180 152V154H183ZM226 153H227V152H226ZM241 153H243V151H242ZM241 153H240V156H242ZM121 154H122V153H121ZM142 154H143V153H142ZM166 154H167V153H166ZM173 154H175V151H174ZM173 154H172V156H174ZM186 154H187V153H186ZM191 154H193V153H190L189 155H191ZM209 154H211V152H209ZM209 154H208V155H209ZM215 154H216V156H218V155H217L218 153L215 152ZM222 154H223V153H222ZM227 154H231V153H227ZM227 154H226V157L228 156ZM234 154L231 155V156H236V157L238 156V155H234ZM254 154H255V153H254ZM113 155H114V153H113ZM123 155H127V152H125ZM169 155H170V154H169ZM213 155H211V156H213ZM255 155H256V154H255ZM258 155H259V154H258ZM60 156H62L61 158H64V157H65V156L63 157V155H60ZM114 156H115V155H114ZM116 156H117L118 158L121 157V156H118V155H116ZM127 156H128V155H127ZM142 156H143V155H142ZM162 156H166V155H163V154H162ZM177 156H178V155H177ZM183 156H184V155H182V157H183ZM196 156H195V158H196ZM204 156H205V155H203V157H204ZM211 156H210V157H211ZM214 156H215V155H214ZM214 156H213V157H214ZM219 156L222 157L221 155H219ZM224 156H225V154H224ZM224 156H223V157H224ZM231 156H230V155L228 156V159H229V160H230L229 157H231ZM243 156H244V153H243ZM247 156H248V155H247ZM67 157H68V156H67ZM168 157H169V156H168V154H167V159H168ZM170 157H171V156H170ZM174 157H175V156H174ZM174 157H172V158H174ZM188 157H189V156H188ZM188 157H186V158H188ZM203 157H202V158H203ZM206 157H207V156H206ZM210 157H209V158H210ZM213 157H212V158H213ZM223 157H222V159H224ZM238 157H239V156H238ZM68 158H69V157H68ZM121 158H122V157H121ZM128 158H130V157H128ZM128 158H127V157H126V159L124 158V161H125V160H129ZM165 158H166V157H164L163 160H164ZM172 158H171V159H172ZM184 158H185V157H184ZM198 158H199V157H198ZM198 158H197V159H198ZM204 158H205V157H204ZM207 158H208V157H207ZM212 158H211V160H212ZM218 158H219V157H218ZM59 159H60V157H59ZM64 159H65V158H64ZM111 159H112V158H111ZM160 159H162V157H160ZM167 159H166V160H167ZM179 159H181V158H178V160H179ZM192 159H194V158L192 157ZM199 159H201V158H199ZM215 159H216L215 161H217V158H215ZM225 159H226V158H225ZM228 159H227V160H228ZM231 159L233 160L232 157H231ZM236 159H238V160H240V161L242 160V159H239V158H236ZM236 159H235V161H236V163H239V165L236 164L234 160H233V161H234V163L236 164L237 167L240 166V163L243 164V162H244L245 164L248 165V163H246V158L243 159L242 162H240V161L238 162V160H236ZM70 160L72 161V159H70ZM70 160L67 159V161H65V160L62 161V159H61V160H58V161H59V162L62 161V162H66V163H67V162L70 161ZM112 160H114V159H112ZM116 160L118 161V160H120V159H116ZM158 160H159V159H158ZM166 160H164V161H166ZM178 160L176 159V162H177V163H179ZM183 160H184V159H183ZM189 160H191V159H189ZM202 160H203V159H202ZM205 160H206V158H205ZM213 160H214V159H213ZM219 160H221V159H219ZM229 160H228V161H229ZM247 160L249 161V159H247ZM71 161H70V163H71ZM117 161L115 162V160H114V162H115L116 164H120V163H117ZM120 161H121V160H120ZM124 161H123V162H124ZM155 161H157V160H155ZM170 161H171V160H169V162H170ZM173 161H175V160H173ZM173 161H172L171 163L166 162V164L169 163V165H170V164L173 163ZM179 161H180V160H179ZM181 161H182V159H181ZM191 161L193 162V160H191ZM194 161H195V160H194ZM199 161H200V160H199ZM207 161H209V160H207ZM225 161H226V160H224V163H225ZM248 161H247V162H248ZM250 161H251V160H250ZM59 162H58V163H59ZM62 162H60V163L62 164ZM110 162H112V161H110ZM118 162H119V161H118ZM123 162H122V163H123ZM125 162H126V161H125ZM128 162H131V160H130V161H127L126 163H128ZM132 162H133V164H135V163H134V160H132ZM132 162H131V164H132ZM157 162H158V161H157ZM157 162H155V163H157ZM160 162H162V160H161ZM176 162H175V164H176ZM189 162H190V161H189ZM200 162H201V161H200ZM209 162H213V161H209ZM229 162H230V161H229ZM254 162L251 161L252 165H253ZM54 163H55V166H53ZM60 163H59V164H60ZM66 163H65V164H66ZM68 163H69V162H68ZM68 163H67V165H68ZM72 163H73V162H72ZM122 163H121V165L125 166L126 163H125V164H124V163L122 164ZM182 163H184V162L182 161ZM186 163H187V162H186ZM186 163H185V164H186ZM193 163H194V162H193ZM193 163H192V164H193ZM197 163H199V162H197ZM205 163H206V162H203L204 165H205ZM226 163H227V162H226ZM226 163H225V166L227 165ZM230 163H231V162H230ZM232 163H233V162H232ZM234 163L232 164V166L234 165ZM251 163H249V165H251ZM255 163H254V164H255ZM63 164H64V163H63ZM112 164H113V162H112ZM128 164H130V163H128ZM157 164H158V163H157ZM166 164H165V165H166ZM185 164H184V165H185ZM208 164H209V163H208ZM213 164H214V163H213ZM245 164H244V165H245ZM121 165H120V166H121ZM135 165H136V164H135ZM159 165H160V164H158V166H159ZM173 165H174V164H173ZM173 165H172V166L170 165V166L174 169L176 166L173 167ZM177 165H178V164H177ZM194 165H195V164H194ZM194 165H193V166H194ZM199 165H200V164H199ZM206 165H207V163H206ZM210 165L212 166L211 163H210ZM230 165H231V164H230ZM58 166H60V165H58ZM69 166H70V165H68V167H69ZM74 166H76V165L74 164V165L72 166V164H71V167L74 168ZM126 166H127V165H126ZM128 166H130V165H128ZM136 166H137V165H136ZM154 166H155V168H156V164H154ZM158 166H157V167H158ZM195 166H197V165H195ZM211 166H210V167H211ZM228 166H229V164H228L226 167H228ZM234 166H235V165H234ZM254 166L256 167V166H258V165H254ZM62 167L64 168V165H61V167H60V168L58 167V168L61 169ZM65 167L67 168V166H65ZM71 167H69L68 169L71 170V169H70ZM76 167H78V166H76ZM76 167L74 168V171H76V170H75V169H77ZM121 167H122V166H121ZM133 167H134V165H133ZM140 167H141V166H140ZM142 167H145V166H142ZM142 167H141V168H142ZM146 167H147V166H146ZM159 167H162V166H159ZM178 167H179V166H178ZM180 167H182V166H180ZM185 167H187V165H186ZM185 167H184V168H185ZM188 167H189V166H188ZM188 167H187V168H188ZM199 167H200V166H199ZM212 167H214V165H213ZM216 167H217V166H216ZM216 167H214V168H216ZM229 167L231 168V166H229ZM237 167H236V168H237ZM244 167H246V165H245ZM251 167H252V166H251ZM258 167H259V166H258ZM260 167H262V166H260ZM58 168H57V169H58ZM66 168H65V169H66ZM73 168H72L71 171H73ZM90 168H92V167H90ZM123 168H124V167H123ZM123 168H121V169H123ZM126 168L128 169L129 167H126ZM126 168H124V169H126ZM147 168H148V167H147ZM162 168H163V167H162ZM164 168H165V167H164ZM168 168H170V167H166V169H168ZM184 168H183V171L186 169V168H185V169H184ZM195 168H198V166L195 167ZM195 168H194V169H195ZM201 168H203V167L201 166ZM207 168H208V165H207ZM214 168H213V169H214ZM236 168H235V170H236ZM238 168H240V167H238ZM238 168H237V170H238ZM247 168H248V169L244 170L243 172L241 171V172H242V173L240 172L241 174L238 172L239 170H238V171H234V172H232L233 174L236 173V172H238V173L240 174V176H238V179H239V181H240L242 184H244V185H250V184L253 183L254 181L258 180V178H260L262 175H264L263 168H262V173H263V174L260 173V172H261V168L259 169V170H260L259 173L261 174L260 177H258L259 175H257V172H256V173H252L251 169H254V168H249L248 166H247ZM256 168H257V167H256ZM65 169H64V170H65ZM92 169H94V168H92ZM92 169H91V171H92ZM118 169H119V168H118ZM135 169H136V167H135ZM135 169L131 168V166H130V170H133V171H134ZM145 169H146V168H145ZM166 169H165V171H166ZM176 169H177V167H176ZM176 169H175V170H176ZM178 169H179V168H178ZM178 169H177V170H178ZM189 169H190V167H189ZM211 169H212V168H211ZM216 169H218V167H217ZM219 169H220V171H219ZM219 169H218V173L221 172V169H222V168L219 167ZM228 169H229V168H227V169L224 168V170L222 169V170L224 171V173H222V174H225L226 170H228ZM233 169H234V168H233ZM242 169H244V168H242ZM55 170H56V169H55ZM66 170H67V169H66ZM66 170H65V171H66ZM77 170H78V169H77ZM88 170L90 171V169H88ZM88 170H87V171H88ZM168 170H169V169H168ZM168 170H167V171H168ZM181 170H182V168H181ZM181 170H178V171H181ZM186 170H187V169H186ZM203 170H206V169L204 168ZM208 170H209V168H208ZM230 170L232 171V169H230ZM230 170H228V171H230ZM56 171H59V170H56ZM67 171H68V170H67ZM80 171H81V170H80ZM113 171H114V170H113ZM118 171H119V170H118ZM118 171H117V172H118ZM137 171H139V170H137ZM137 171H136V173H138ZM141 171H139V172H141ZM148 171H149V168H148ZM161 171H162V170H161ZM161 171H160V172H161ZM163 171H164V169H163ZM187 171H188V170H187ZM212 171L215 172V169L212 170ZM228 171H227L226 174H229ZM255 171H256V169H255ZM60 172L63 173L64 171L62 172V171L60 170ZM68 172H69V171H68ZM77 172H78V171H77ZM94 172H95V170H94ZM94 172H92V173H94ZM119 172H120V171H119ZM129 172H131V171H129ZM129 172L127 171V172H123V173H124V174H125V173L128 174ZM151 172H152V171H151ZM171 172L173 173V170H172ZM184 172H186V171H184ZM184 172H182V174H183ZM201 172H203V171H201ZM210 172H211V171H209L208 173H210ZM216 172H217V171H216ZM55 173H56V172H55ZM55 173H54V176L57 175V174H55ZM69 173H70V172H69ZM71 173H73V172H71ZM83 173H84V172H82V174H83ZM134 173H135V172H134ZM161 173H162V172H161ZM166 173H167V172H166ZM166 173H165V174H166ZM186 173L188 174V172H186ZM190 173H191V170H190ZM204 173H206V172H204ZM212 173H213V172H212ZM232 173H231V175H233ZM50 174H51V173H50ZM65 174H67V172H65ZM84 174H86V173H84ZM141 174L138 173L139 177H140ZM150 174H151V173H150ZM163 174H164V173H163ZM167 174H168V173H167ZM167 174H166V175H167ZM180 174H181V172H180ZM192 174H193V172H192ZM194 174H195V173H194ZM215 174H216V173H215ZM239 174H238V175H239ZM58 175H61V174H58ZM58 175H57V176H58ZM87 175H88V174H87ZM128 175H129V174H128ZM130 175H132V174L130 173ZM133 175H134V174H133ZM138 175H136L137 178H138ZM157 175H158V174H157ZM166 175H165V176H166ZM168 175H171V174L169 173ZM172 175H174V176H172ZM172 175H171V177H172V178L174 177L175 180H176V178H177V180H178L179 178H182V180H180V181H184V180H183V176H180L179 174H176V172H175L174 174H172ZM175 175H176V176L179 175L180 177H178V176L175 177ZM213 175H214V174H213ZM229 175H230V174H229ZM234 175H235V174H234ZM234 175H233V176H234ZM236 175H237V174H236ZM236 175H235L234 177H236ZM49 176H50V175H49ZM49 176H48V178H47V177H46V178L49 179V178L51 177V179H52V183H53V181H54L56 178L54 177V178H55V179H54V178H52V176H50V177H49ZM91 176H92V175H91ZM186 176H188V175H186ZM226 176H228V175H226ZM43 177H44V178H43ZM61 177H63V180H62V181H64V180H68V179H69V177H68V179H66L64 176H61ZM66 177H67V176H66ZM109 177H110V176H109ZM109 177L107 176V179H108ZM116 177H117V176H116ZM124 177H125V180H126V176H124ZM131 177H133V176H131ZM167 177H168V176H167ZM169 177H170V176H169ZM169 177H168V178H169ZM171 177L169 178L170 182H171ZM213 177H214V176H213ZM215 177H218V175L215 176ZM228 177H230V176H228ZM234 177H233V178H230V179H231V180H232V179L235 180L236 178H234ZM57 178H59V176H58ZM64 178H65V179H64ZM103 178H104V177H103ZM122 178H123V177H121V179H122ZM133 178H134V177H133ZM133 178H132V179H133ZM135 178H136V177H135ZM221 178L224 179L223 177H221ZM262 178H263V176L261 177V179H262ZM47 179H46V180H47ZM53 179H54V180H53ZM61 179H62V178H61ZM70 179H72V178H70ZM70 179H69L67 182H66V181H64V182L68 183V182L70 181ZM113 179H114V177H112L111 180L109 179V180H110V181H109L110 184H111V181H113ZM138 179H139V178H138ZM138 179H137V180H138ZM140 179H139V180H140ZM164 179H165V178H164ZM227 179H228V180H227ZM261 179H259V181H260V183H263V182H262L263 179H262V180H261ZM46 180H45V181H46ZM49 180H50V179H49ZM49 180L46 181V183L48 182V184H49ZM57 180L60 181L59 179H56V181H57ZM105 180H106V178H105ZM115 180L118 181V179H115ZM166 180H167V179H165V181H166ZM169 180H167V181H169ZM175 180H174V181H175ZM56 181H55V183H56ZM93 181H94V179H93ZM93 181H92V182H93ZM119 181H121V180H119ZM119 181H118V182H119ZM122 181H124V179H123ZM150 181H152V182H150ZM172 181H173V180H172ZM235 181H236V180H235ZM239 181L237 180L238 185L240 186L241 183H239ZM50 182H51V181H50ZM72 182H74V181L71 180L70 184H73ZM77 182H78V181H77ZM77 182H75V183L77 184ZM87 182H89V181L84 182L83 185H85V183H87ZM146 182H148V183H146ZM149 182H150V183H153L154 185L151 187V184H150L149 187H148ZM222 182H223V183H222ZM232 182L234 183L233 180H232ZM232 182H231V183H232ZM52 183H51V185H53ZM57 183H58V182H57ZM57 183H56V184H57ZM66 183H65V184L63 183L64 186L66 185ZM78 183H79V182H78ZM139 183H141V181H140ZM161 183L164 184V182H161ZM184 183H186V181H184ZM212 183H213V182H212ZM220 183H222V184H220ZM233 183L231 184V185H232V188H235V187H233ZM258 183H259V182H258ZM260 183H259V185H261ZM33 184H36V186H37V184H39V185L41 186L40 188H42L44 191H42V193H41V189H40V192L35 193V190H33V188L31 187V185H33ZM56 184H54V185H56ZM59 184L61 185V183H59ZM70 184H69V185H70ZM113 184H115V183L113 182ZM170 184H171V183H170ZM179 184H180V186H181V183H179ZM179 184H177V185H179ZM190 184H191V183H190ZM234 184H236V183H234ZM254 184L258 185V184H257V181H256L255 183L251 184V186H252V185L254 186ZM263 184H264V183H263ZM39 185H38V186H39ZM51 185H50V186H51ZM77 185H79V184H77ZM77 185H75V186L77 187ZM116 185H117V183H116ZM138 185H139V184H138ZM171 185H172L173 187L175 186L173 183H172ZM186 185H187V183H186ZM215 185H216V186H215ZM236 185H237V184H236ZM244 185H242V186H244ZM56 186L59 187L58 185H56ZM62 186H63V185H62ZM87 186H86V187H87ZM94 186H95V187H94ZM112 186H113V188H114L115 185H112ZM162 186H165V185H162ZM162 186H161V187H162ZM183 186H184V185H182V187H183ZM188 186H189V185H188ZM234 186H235V185H234ZM239 186H237V187L239 188ZM28 187H31V189L34 191V193H31L32 191H31L30 188H28ZM80 187H78V188H80ZM117 187H120V186H117ZM123 187H124V186H123ZM125 187H126V185H125ZM128 187H129V186H128ZM130 187H131V186H130ZM138 187H139V186H138ZM138 187H137V185H136V188H138ZM141 187H139L138 189L140 190ZM166 187H167V186H166ZM170 187H171V186H170ZM170 187H167V188H170ZM175 187H176V186H175ZM178 187H179V186H178ZM189 187H190V186H189ZM212 187H213L214 189H213ZM237 187H236V189L238 190ZM260 187L262 188V186H260ZM35 188H36V187H35ZM35 188H34V189H35ZM78 188H77V190H78ZM100 188H101V189H100ZM110 188H111V185H110ZM120 188H121V187H120ZM133 188H134V187H133ZM133 188H132V189H133ZM184 188H187V187H184ZM191 188H192V187H191ZM254 188H255V189H254ZM36 189H39V188H36ZM75 189H76V188H75ZM96 189H97V190H96ZM132 189H131V190L129 189V190H130V193H133V192H131ZM155 189H154V192H155ZM159 189L156 190V192L159 191ZM164 189H163V190H164ZM170 189H171V188H170ZM172 189H173V188H172ZM178 189H180V187H179ZM181 189H182V188H181ZM188 189H189V188H187V190H186V189H183V190H184L185 192L188 191V194H190V193H189L190 191H189ZM194 189H195V187H194ZM194 189H193V190H194ZM28 190H29L30 192H29ZM120 190H121V191H120ZM134 190H135V188H134ZM141 190H143V189H141ZM144 190H143V191H144ZM175 190H177V189H174V191H175ZM242 190H240V191H242ZM137 191H138V190H137ZM167 191H168L167 193H169V189H168ZM174 191H173V192H174ZM180 191H182V190H180ZM191 191H192V189H191ZM195 191H196V190H195ZM197 191H198V190H197ZM197 191H196V192H197ZM206 191H205V193H206ZM233 191H235V190H233ZM49 192H48V193H49ZM80 192H79V193H80ZM173 192H172V193H173ZM175 192H176V191H175ZM175 192H174V194H175ZM221 192H222V193L224 192V193L222 194L223 198H220V197H222V196H221ZM52 193H53V194H52ZM162 193H161V194H162ZM172 193L170 192L169 194H171L172 199L174 200L175 196H174ZM192 193L195 194L194 191H192ZM197 193H198V192H197ZM203 193H204V192H203ZM237 193H238V192H237ZM240 193H242V192H240ZM244 193H245V192H244ZM149 194H150V193H149ZM149 194H148V195H149ZM152 194H153V193H152ZM155 194H157V195L159 194V195H160V193H155ZM77 195H78V194H77ZM79 195H80V194H79ZM99 195H101L102 197H100ZM157 195H155V196L158 198L159 195H158V196H157ZM176 195H177V194H176ZM197 195L199 196V194H197ZM202 195H203V197H204V194H202ZM240 195H242V194H240ZM240 195L238 194V196H240ZM243 195H245V194H243ZM243 195H242V196H243ZM249 195H248V196H249ZM98 196H99V197H98ZM150 196H151V195H150ZM173 196H174V198H173ZM178 196H179V195H178ZM191 196H192V194H190V197H191ZM198 196H197V197H198ZM164 197H163V198H164ZM166 197H169V196L166 195ZM166 197H165L164 199H166ZM190 197L188 196L187 198L190 199ZM192 197H193V196H192ZM197 197H196V199H198ZM203 197L201 198V196H200L199 199H200V198L203 199ZM205 197H206V195H205ZM207 197H208V195H207ZM207 197H206V198H207ZM226 197H227V196H226ZM86 198H85V199H86ZM98 198H99V199H98ZM157 198H156V199H157ZM183 198H184V201L186 202L187 198H186V200H185V197H183ZM193 198H194V197H193ZM208 198H209V197H208ZM230 198H232V197H230ZM230 198L228 197V199H230ZM234 198H233V199H234ZM246 198H247V197H244V199H246ZM100 199H103V201L100 200ZM161 199H160V200H161ZM168 199H169L168 202L171 201L170 197H169ZM178 199H180V197H178L177 200H174V201L176 202V201H178ZM189 199H188V200H189ZM238 199H239V198H238ZM46 200H45V201H46ZM86 200H87V199H86ZM150 200H151V199H150ZM158 200H159V199H158ZM173 200H172V201H173ZM180 200H181V199H180ZM180 200H179V201H180ZM182 200H183V199H182ZM188 200H187V201H188ZM205 200H206V199H204V202H206ZM209 200H210V199H209ZM216 200H217V199H216ZM216 200H215V201H216ZM172 201H171V202H172ZM179 201H178L179 204H178L177 202H176L177 204L173 202V203H174V206L177 205V207H181V206H180V203H181V202H179ZM234 201H235V200H234ZM237 201H238V200H237ZM107 202L111 205V208L114 210V212H112V211L107 212L108 210L106 211V208H105L106 206H105L103 203H107ZM188 202H189V201H188ZM204 202H203V203H204ZM207 202H208V200H207ZM207 202H206V203H207ZM209 202H210V201H209ZM209 202H208V203H209ZM231 202H232V203H231ZM231 202L229 201V203L233 204V200H232V199H231ZM235 202H236V201H235ZM235 202H234L233 206L236 205ZM250 202H251V201H250ZM45 203H46V202H45ZM45 203H44L43 205L46 206ZM208 203H207V204H208ZM215 203H220V202H219V201H218V202L216 201ZM239 203H240V200H239ZM183 204H184V202H183ZM183 204H182V206H185V205H186V204H185V205H183ZM190 204H192V203H190ZM210 204H211L212 207H213V204H214V203H213V204L210 203ZM243 204H244V203H243ZM249 204H250V203H249ZM43 205H41V206H43ZM172 205H173V204H172ZM178 205H179V206H178ZM208 205H209V204H208ZM208 205H207V207H208ZM228 205H229V204H228ZM237 205H239L238 202H237ZM237 205L235 206L236 208H237ZM36 206H37V207H36ZM108 206H109V205H108ZM187 206H188V205H187ZM203 206H204V205H203ZM209 206H210V205H209ZM214 206L216 207L217 204H216V205L214 204ZM233 206H232V205L230 206L231 209H232ZM248 206H249V205H248ZM35 207H36V208H35ZM109 207H110V206H109ZM177 207H176V209L174 210V212L176 213V210H177V211H179V214H180V212H182V210H183L184 208L182 209V207H181L180 209H177ZM205 207H206V204H205ZM212 207H209V208H211L212 210L215 209V207H213V208H212ZM228 207H229V206H228ZM235 207H233V208H235ZM39 208H40V207H38V209H39ZM42 208H43V207H42ZM107 208H108V207H107ZM188 208H190V207H188ZM209 208H208V209H209ZM47 209H48V208H47ZM108 209H110V208H108ZM112 209H110V210H112ZM143 209H144V211L147 210L148 212H149V211H152L153 214L155 213V215H157L156 212H157V213L161 212V213H163L166 217L164 218V221H161V223H159V224L156 223V224L159 225V226L155 225V224H154L155 222L153 223V221H152L153 218H148V220L150 221V219H151L152 222H149V221H148V222H147V221L145 222L144 220H147V219L142 218V219H144L143 222H144L145 224H143V222L140 223V222L137 220V218H138V216H137L138 214H137V213L139 212V210L142 211ZM206 209H207V208H206ZM120 210H122V211H124V212L121 213ZM133 210H138V212H136V214H137V215H136V216H137L136 220L132 219V218L134 217V215H135V213L131 212V211H133ZM180 210H181V211H180ZM184 210H185V209H184ZM209 210H210V209H209ZM217 210H218V209H217ZM232 210H233V209H232ZM232 210H231V211H232ZM246 210H248V211H249V210H252V212L255 211L256 213H258V214L260 215V216H259L260 218L257 216L258 219L256 218V220H254V218H255V217H253L254 214H251V219H252V217H253V220H251L250 218H248V219H247V218H244V216L247 217V215H250V214H247V215H246ZM35 211H36V210H35ZM35 211H34V216H35ZM119 211H120V212H119ZM205 211H207L206 214H208L209 211H208V210H205ZM205 211H204V213H205ZM210 211H211V210H210ZM214 211H216V209L213 210V213L216 214L217 211H216V212H214ZM244 211H245V212H244ZM70 212H71V214H70ZM76 212H75V213H76ZM130 212H131L132 215H130ZM134 212H135V211H134ZM186 212H187V211H184V212H182L183 214H182V213H181V214L184 215V213H186ZM189 212H190V210H189ZM197 212H198V211H197ZM249 212H250V211H249ZM249 212H248V213H249ZM252 212H250V213H252ZM38 213L40 214V210L38 211ZM38 213H37V214H38ZM140 213H141V212H140ZM142 213H143V211H142ZM150 213H151V212H149L148 214H150ZM161 213H160V215L162 216L163 214H161ZM169 213H170V212H169ZM169 213H168V214H169ZM175 213H174L173 215H176L178 212H177L176 214H175ZM192 213H193V212H192ZM198 213H199V212H198ZM200 213H199V214H200ZM213 213H212V214H213ZM256 213H255V216H256ZM41 214H42V212H41ZM148 214H146V211H145V216L148 215ZM153 214H151V215H153ZM168 214H167V215H168ZM171 214H172V213H170V216H171ZM179 214L177 215V217H180ZM190 214H191V213H189L188 215H190ZM220 214L222 215L221 212H220ZM220 214H219V215H220ZM229 214H230V215H233V216H230ZM237 214H238V215H237ZM244 214H245V215H244ZM258 214H257V215H258ZM28 215H29V216H28ZM42 215H43V214H42ZM44 215L47 216V214H45V213H44ZM70 215H71V216H70ZM140 215H141V214H140ZM143 215H144V214H143ZM143 215H142V216H143ZM164 215H163V216H164ZM173 215H172V217H173ZM188 215H187V216H188ZM192 215H193V214H191V216H192ZM194 215H195V214H194ZM196 215H198V214H196ZM196 215L193 216V218L195 217V219H196V217H197ZM202 215H201V216H202ZM219 215H217V216H219ZM221 215H220V216H221ZM32 216H33V214H32ZM34 216H33V219L36 218V217L34 218ZM36 216H37V215H36ZM40 216H41V215H40ZM40 216H38V217H40ZM48 216H47V218H48ZM131 216H132V217H131ZM142 216H141V217H142ZM148 216H149V215H148ZM201 216H199L200 219L203 218V217L201 218ZM214 216H215V215H214ZM222 216H223V215H222ZM240 216H241V217H240ZM242 216H243V218H242ZM29 217H30V218H29ZM38 217H37V219H38ZM72 217H73V216H72ZM126 217H127V218H126ZM130 217H131L130 220H134L135 223H134V225H133V223L130 221L131 224H132L134 227H131L132 225H129V226H130L129 228H130V229H134V230H130L129 228H126V226H125V228H121V226L123 227L124 224L126 225L125 222L128 221V220H129L128 218H130ZM139 217H140V216H139ZM151 217H154V215L151 216ZM158 217H159V216H158ZM158 217H156V219H158ZM168 217H169V216H168ZM172 217H171V218H172ZM182 217L184 218L185 216H182ZM182 217H181L180 219H182ZM188 217H190V216H188ZM248 217H249V216H248ZM42 218L44 219V217H42ZM42 218H41V219H42ZM47 218H45V219H47ZM67 218H68V219H67ZM134 218H135V217H134ZM173 218H174V220H175V216H174ZM185 218H186V220L188 219L187 217H185ZM199 218L197 219L198 222L200 221ZM41 219H39L40 222H41ZM71 219H70V222L72 221ZM127 219H128V220H127ZM142 219H141V220H142ZM154 219H155V217H154ZM156 219H155V220H156ZM159 219H160V217H159ZM161 219H162V217H161ZM176 219H177V218H176ZM178 219H179V218H178ZM178 219H177V220H178ZM203 219H204V218H203ZM203 219H202V220H203ZM76 220H77V221H76ZM139 220H140V219H139ZM155 220H154V221H155ZM168 220H169V219H168ZM170 220H171V219H170ZM174 220H173V221H174ZM182 220H184V219H182ZM197 220H195V221H197ZM28 221H29V222H28ZM32 221H35L37 224H38V222H39V221L37 222V220H32ZM42 221H45V222H46V220H42ZM48 221H50V220L48 219ZM136 221H137V223H136ZM157 221H158V220H157ZM159 221H160V220H159ZM159 221H158V222H159ZM187 221H188V220H187ZM187 221H186V222H187ZM190 221H193V222H194V220L191 219V217H190ZM206 221H205V222H206ZM40 222H39V223H40ZM74 222H73V223H74ZM168 222H170V221H168ZM171 222H172V221H171ZM175 222H177V221H175ZM181 222H182V221H181ZM181 222H180V224H181ZM183 222H184V221H183ZM183 222H182V223H183ZM193 222H191V223H193ZM202 222H203V221H202ZM205 222H204V224H205ZM36 223H35V226L37 225ZM47 223H48V222H47ZM50 223H51V222H50ZM50 223H49V224H50ZM52 223H51V224H52ZM57 223H58V222H57ZM75 223H74V224H75ZM128 223H129V222H128ZM177 223H178V222H177ZM184 223H185V222H184ZM184 223H183V224H184ZM187 223H188V222H187ZM194 223H195V222H194ZM194 223H193V224H194ZM49 224H48V225H49ZM51 224H50V225H51ZM60 224H61V223H60ZM69 224H71V223H69ZM74 224L69 225V226H68V229H69L70 226H72V227H70L71 229H72V228L74 229ZM129 224H130V223H129ZM136 224H138V225H137L138 227L136 226ZM142 224H143V225H142ZM172 224H173V223H172ZM172 224H171V225H172ZM178 224H179V223H178ZM178 224H175L174 226H177ZM180 224H179V225H180ZM185 224H186V223H185ZM185 224H184V225H185ZM32 225H33V224L31 223V225H27V227H28V226L30 227V226H32ZM53 225H54V224H53ZM66 225H67V224H66ZM66 225H65V226H66ZM78 225H79V224H78ZM139 225H140V226H139ZM152 225H153V226H152ZM164 225H165V224H164ZM166 225H167V224H166ZM208 225H206V226H208ZM62 226H63V224H62ZM75 226H76V225H75ZM182 226H183V225H182ZM186 226H187V225H186ZM27 227H26V228H27ZM37 227H38V226H37ZM63 227H64V226H63ZM66 227H67V226H66ZM66 227H65V228H66ZM118 227H120L121 229L118 228ZM180 227H181V226H180ZM194 227H195V226H194ZM204 227H205V225L203 226V229H206V227H205V228H204ZM213 227H212V228H213ZM35 228H36V227H34V229H35ZM75 228L77 229L78 226H76ZM79 228L81 229L82 226L80 227V225H79ZM79 228H78L77 230H79ZM90 228H93L92 230H90V231H92V232L89 231ZM216 228H219V229H216ZM62 229H64V228H62ZM66 229H67V228H66ZM82 229H83V228H82ZM82 229H81V230H82ZM85 229H86V228H85ZM123 229H124V230H123ZM155 229H156V230H155ZM177 229H179V230H177ZM199 229H200V228H199ZM210 229H211V228H210ZM24 230H26V232H25ZM83 230H84V229H83ZM83 230H82V231H83ZM95 230H96V231H95ZM125 230H127V231H125ZM200 230H201V229H200ZM207 230H208V228H207ZM212 230H214V229H212ZM32 231H33V227H31V230L29 231V233H31ZM57 231H58V230H57ZM60 231H61V230H59V233H60ZM64 231H66V230H64ZM67 231H68V230H67ZM74 231H75V230H74ZM87 231H86V233H87ZM93 231H94V232H93ZM130 231H131V232H130ZM180 231H181V232H180ZM201 231H202V230H201ZM205 231H206V230H205ZM23 232H25L24 235H22ZM62 232H63V231H62ZM83 232H85V231H83ZM202 232H203V231H202ZM207 232H208V231H207ZM211 232H213V231L210 230L209 233L211 234ZM216 232H217V231H216ZM222 232H223V231L219 232V234L222 233ZM56 233H57V232H56ZM209 233H208V234H209ZM213 233H214V234H211V235H212L213 237H215V232H213ZM229 233H232V234H233V232H229ZM229 233H228V234H229ZM234 233H236V232H234ZM31 234H32V233H31ZM31 234L28 235V238H29V236H31ZM63 234H64L63 236H61L60 234L58 235V236H61V239H60V240L58 239V240L60 241V243H59L60 245L57 244V245L59 246L58 249H57V252H59V249H60V247H61L62 249H65L64 251H67V252H68V255H67V256H71L72 254H70V253H72V252L74 253V248H76V250H77L78 248H80V250H83L82 248L84 247V244L88 245V243H89L90 241H94V240H95L94 238L90 237V235L88 236L87 234L84 233L85 235H87V236H85L83 233H80V230H79V232H77V231H76V232H69V231H68L67 233H64V232H63ZM93 234H95V235H93ZM132 234H133V235H136L139 239L134 240V241L131 240V235H132ZM185 234H186V235H185ZM195 234H194V235H195ZM197 234H196V235H197ZM52 235H54V234H52ZM52 235H51V236H52ZM103 235H104V234H103ZM187 235H188V236H187ZM202 235H203V234H202ZM204 235H205V233H204ZM206 235H207V234H206ZM211 235H210V237H211ZM217 235H218V232H217V234H216L215 239L218 238ZM222 235H223V234H222ZM23 236H24V238H23ZM104 236H105V235H104ZM218 236H221V234L218 235ZM231 236H232V238H233V235H231ZM236 236H235V237H236ZM96 237H95V238H96ZM100 237H102V236H100ZM100 237H98V238H100ZM132 237H133V236H132ZM201 237L203 238V240H201ZM208 237H209V235H208ZM221 237H223V239H224V235L221 236ZM225 237H226V239H227V235H225ZM243 237L246 238V241L244 240L245 238H244V239H241V238H243ZM22 238H23V240H22ZM28 238H26L25 241H26ZM53 238H55V237H53ZM58 238H60V237H58ZM98 238H97V239H98ZM106 238L109 240V237H106ZM106 238L104 239V237H103L104 240H106ZM229 238H231V237H229ZM97 239H96V240H97ZM101 239H102V238H101ZM133 239H134V238H133ZM215 239H214V240H215ZM223 239H222V240H223ZM247 239H248V240H247ZM20 240H22V241H20ZM53 240H54V239H53ZM55 240H56V239H55ZM55 240H54V241H55ZM96 240H95V241H96ZM127 240H128V239H127ZM229 240H230V239H228V241H229ZM25 241H24V242H25ZM27 241H28V240H27ZM85 241H86V243H85ZM87 241H88V243H87ZM97 241H98V240H97ZM97 241H96V242H97ZM99 241H100V239H99ZM99 241H98V242H99ZM102 241H103V240H101V242H102ZM109 241H111V239H110ZM212 241H213V242H212ZM225 241H226V240H225ZM228 241H226V242H228ZM230 241H231V240H230ZM230 241H229V242H230ZM21 242H22L23 247L21 246V247L19 248L18 245H20ZM55 242H57V240H56ZM96 242H93V243H95L94 245H96ZM101 242H100V245H101ZM112 242H113V241H112ZM117 242H118V241H117ZM117 242H115V243H117ZM226 242H225V243H226ZM19 243H20V244H19ZM26 243H27V242H25V245H27ZM57 243H58V242H57ZM91 243H92V242H91ZM91 243H89V244H91ZM103 243H104V242H103ZM103 243H102V244H103ZM222 243H224V241H223ZM225 243H224V244H225ZM57 245H56V247H57ZM82 245H83V246H82ZM3 246H7V247L9 248L8 251L11 250L10 252H11L13 255H10V254H9L10 252H9V253L7 252V249H8V248H6V250H4L5 248L3 249ZM89 246L92 247V244L89 245ZM257 246H260V247H263V248L260 249V248H258ZM17 247H18V248H17ZM93 247H94V246H93ZM93 247H92V249H93ZM24 248H25V247H24ZM84 248H85V247H84ZM100 248H101V246H100ZM102 248H103V247H102ZM26 249H28V248H26ZM1 250H2V251H1ZM3 250L6 251V253H8V255L12 256L13 260H11V259H12L11 257H9L10 259L7 258L8 256L5 258V255H4L5 253H4ZM21 250H22V249H21ZM93 250H94V249H93ZM98 250H99V247H98ZM94 251H95V250H94ZM96 251H97V250H96ZM119 251H120V250H119ZM22 252H23L24 255H25V253H26L25 250L22 251ZM22 252H21V254L23 255ZM27 252H28V250H27ZM60 252H62V251H60ZM67 252H65V253H67ZM77 252H78V250H77ZM80 252H82V251H80ZM86 252H87V251H86ZM91 252H92V250H91ZM100 252H102V251H100ZM3 253H4V254H3ZM15 253H16V252H15ZM29 253H31V252H29ZM35 253H36V252H35ZM35 253H34L33 255H35ZM93 253H94V252H93ZM207 253H210V254H207ZM36 254H37V253H36ZM63 254H64V253H63ZM94 254H96V252H95ZM97 254H98V253H97ZM15 255H16V254H15ZM27 255L31 256V255L28 254V253H27ZM39 255H40V254H38V256H39ZM61 255H62V254H61ZM83 255H84V254H82V256H81V255H80V256L77 255L78 258H79L78 261H80V262H79L80 264L83 262L82 260H84V259H83ZM92 255H93V254H92ZM92 255H91V256H92ZM102 255H103V254H102ZM41 256H42V255H40V257H41ZM67 256H66V257H67ZM96 256H98V255H95V257H96ZM26 257H27V256H26ZM42 257H43V256H42ZM71 257H72V256H71ZM73 257H74V255H73ZM93 257H94V256H93ZM98 257H99V256H98ZM101 257H102V256H100V258H101ZM116 257H115V258H116ZM37 258H38V257H37ZM74 258H75V257H74ZM100 258H99V260H100ZM103 258H104V257H102L101 259H103ZM117 258H116V260H118ZM17 259H18V258H16V260H17ZM19 259H20V258H19ZM25 259H26V258H25ZM29 259H30V257H29ZM32 259H33V258H32ZM35 259H36V255H35V257H34V260H35ZM44 259H45V257H44ZM47 259H48V258H47ZM47 259H46V260H47ZM49 259H50V258H49ZM63 259H65V258H63ZM63 259H61V260H63ZM69 259H71V258L69 257ZM87 259H88V258H87ZM94 259H96V262H97L98 259H97V258H94ZM10 260H11V262H10ZM27 260H28V257H27ZM27 260H26V261H27ZM42 260H43V258H42ZM42 260H41V261H42ZM52 260H53V259H52ZM55 260H56V259H55ZM90 260H91V257H90ZM92 260H93V258H92ZM119 260H118V261H119ZM21 261H22V259H21ZM21 261H20V262H21ZM23 261H25V260L23 259ZM30 261H31V259L29 260V263H32V262H30ZM56 261H57V260H56ZM56 261H55V262H56ZM81 261H82V262H81ZM104 261H106V260L104 259ZM104 261L102 260L101 262H100V261H98V262H100V264H101V263L104 264ZM120 261H119V262H120ZM20 262H19V261H16L15 264H16V263H19V264H20ZM39 262H40V261H39ZM39 262L37 261V263H39ZM45 262H46V261H45ZM45 262H44V264H46ZM53 262H54V261H53ZM53 262H52V264H53ZM66 262H69V260H66ZM21 263H22V262H21ZM27 263H28V261H27L26 263H23V264H27ZM29 263H28V264H29ZM33 263H35V262H33ZM42 263H43V261H42ZM47 263H49L48 260H47ZM63 263H64V262H63ZM70 263H71V264H79V263H77L76 261H74V260H72V259H71V262H70ZM70 263H68V264H70ZM90 263H92V262L90 261ZM39 264H41V262H40ZM49 264H51V259H50V263H49ZM54 264H55V263H54ZM56 264H58V262H57ZM59 264H60V263H59ZM65 264H66V263H65ZM82 264H83V263H82ZM84 264H85V263H84ZM87 264H89V263L87 262ZM92 264H94V263H92ZM98 264H99V263H98ZM105 264H108V262L105 263Z\"/></svg>",
	"mask_w": 264,
	"mask_h": 264
}]
</instances>
